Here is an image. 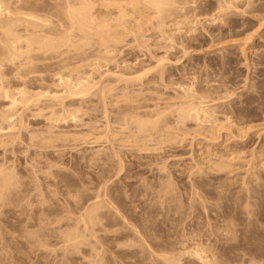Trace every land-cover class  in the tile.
Here are the masks:
<instances>
[{
  "label": "rangeland",
  "instance_id": "rangeland-1",
  "mask_svg": "<svg viewBox=\"0 0 264 264\" xmlns=\"http://www.w3.org/2000/svg\"><path fill=\"white\" fill-rule=\"evenodd\" d=\"M94 1V0H93ZM97 1V0H96ZM96 1H94L93 3L95 4L96 3V7L94 8L95 9V11H94V9H93V12H95V17L96 18H99L98 19V21L99 20H101L100 19V14H102L103 12H100L99 13V15L97 16V14H98V10L100 9V7H99V2H96ZM203 2L202 4V6H201V3H200V6L203 8L202 10V12H203V16L202 15H200V13H198L197 11H194L193 9V11H191V12H195V14H191L190 15V17L188 18V16L189 15H187V22H188V19L190 20L187 24H186V22L183 24V21H181V20H183V18L182 17H180L179 19H178V17H177V19H178V21L180 20L181 22H179V23H176V21H174V20H172V19H166L167 21H169V23H167V21H166V23L169 25L168 26V29H169V27H170V29L169 30H171V28H172V30L170 31V33H169V30H167V24L165 23V28H163L164 26H162V30H160V26L158 27L157 25H158V23H156V22H158V21H156L155 23L157 24V25H155V26H151V25H153L154 24V19L155 18H153V17H150L148 20H152V23H149V24H151V25H149V26H151V27H149L147 24V26H148V31H146L145 29L146 28H144V26H146V25H142V28L145 30H143V33L145 32V34H141V35H145L147 38H143V37H141V35H140V37L141 38H143V39H147L148 41H149V43L147 42V40H143V39H141V41L139 40V39H137V40H134L135 38H133V36L135 37V35H133V36H130L131 34H127V36L125 35V34H123L124 36V38L126 37V39H124L125 40V43L122 41L120 44H119V46L120 45H123L122 47H124L125 46V48H128V49H123L121 46H120V48H119V50L118 49H116L115 51L113 50V54L114 55H116V54H118L119 53V51H120V54H121V56L122 55H124V57H121L120 56V54H118V56L119 57H121V59L119 58V57H117V55H116V57H115V59L113 58V55H112V59H110L111 60V62H110V60L107 62V60L105 59H102V58H100L99 57V55L97 56V54H100L101 53V50H103L102 51V55H101V57H104L103 56V54L106 52L105 51V46L103 47V48H101V50H100V48H99V50L97 51V53L96 54H94V53H92V55H96L97 56V58H98V61H96L97 60V58H96V60H95V58H93V56L91 57V55H90V53L88 54V58L89 59H87V60H90V61H86V59H85V62H84V64H86L85 66L86 67H83V62L81 61L82 59H81V57L80 58H78L79 59V61H78V59L76 58L77 56L79 57V55L77 54L76 55V53H72L73 55H70V56H72V57H74V58H76V61L74 60L73 61V63H78V64H75V65H78V66H75L73 63V65L71 66V62L72 61H70V62H68V64L70 65H68V66H64V68H63V65L62 66H52V70L51 69H49V71H54L53 69L55 68L56 69V67L57 68H59L58 70H60V71H57L56 70V72H58L57 73V75H56V73H55V71H54V74H52L53 72H50L49 73V75L48 74H46L47 75V77H45V78H48V80H49V78H50V75H51V81L50 82H52V83H50L49 81H47V86L49 85V88H47V86L45 87V85H46V79H44L43 81H45V85L43 84V81H42V87H43V85H44V87L45 88H42V90L41 89H39V88H41L40 86L38 87V88H36L35 89V87H37V85H39L40 84V82L37 84H33V85H36V86H33V87H31V86H25V84H24V86L26 87V88H24V86H23V88L21 89V87L20 88H18L20 85H17V88L15 87V86H13V85H16V84H8V85H10V86H12L11 88H13L12 90H11V88L7 85V84H3V86H6V90L3 88V90H4V93H5V91H7V90H9L8 92L10 93V91L11 92H16V93H13V95H12V93H10V95H11V97L10 96H8V92H6V93H8V94H4V93H1V95H0V101H1V103H0V111H1V113H0V115L2 114V116H0V118L2 119L1 121H0V132H2L3 134H6V135H4L3 137H5V138H3L1 135L2 134H0V137H1V139H0V144H4V145H1L0 147V153L2 154V152H3V149L5 150L6 148L8 149V150H10V151H8V150H6V151H4L3 153L5 154H3V156H4V158L6 157V159L4 160V163L6 164V166H5V164L4 163H2L3 161V156L0 154V156L2 157V158H0V166L2 167L3 166V168H2V170H3V172L1 171V167H0V171H1V173H4V170H5V167L6 168H9L10 166H11V168H9V169H13L14 171H12V170H10V172H13V174H16L17 172L19 173V172H21V170H22V172L21 173H17L18 175H16L15 177H16V179H15V177L13 176V175H11V177H13L14 178V182H16V180H17V176H19V178L20 179H22V177L24 178V179H26L27 177H26V174H27V176H28V178L26 179V180H29V182L28 181H26V180H24V179H22V181H25L26 182V184H27V182H28V185H27V187H26V184L25 185H23L22 186V188L24 189V186L26 187L24 190H18L19 192L21 191L22 193H23V191L24 192H26V194L25 193H23V194H25L24 196L22 195V193L20 194L19 192H18V194L21 196H23V200L25 201V199L28 197L29 198V200H30V196H31V200L32 201H30L31 203H29V201H28V199L24 202V204H23V200L22 201H19V203L21 204V202H22V204L24 205H21V207L23 206L24 207V209H25V207L26 208H28L29 210H30V212L29 213H26V211L25 210H27L28 211V209H25V210H23V215L21 214V212L20 213H18V211L19 210H16L17 212H15L14 213V211L13 210H11V211H13V213L11 214V212H9L8 210H6L8 207L11 209V207L13 208H16L15 206H16V204L18 203V202H16V204H15V202L13 203V198L15 199V200H17V198L19 197L18 195H16V193L17 192H14L15 194V196L17 197H15V196H13V198L11 197L10 199H12L13 201H11L12 202V204H15V205H12L11 207L10 206H8V205H6V206H8L7 208H4L5 206H3V204L5 205L6 203H4V201L3 202H0V203H2V207H1V210L2 209H5L6 211V213H10V215H5L3 212L2 213H0L1 215L0 216H2V217H0V220H4V218L3 217H5L6 216V218L8 217V216H10V219H12L11 217L12 216H16V217H14V219L16 218L17 220H19L20 221V218H21V222L22 221H24L25 219L23 218L24 217V215H25V217H26V214H28V215H31V216H28V217H31V218H28L27 217V219H26V222L27 223H29V222H33V218H35L36 220L35 221H37V219L39 220V217H40V213H45V211H46V213H48V215L46 214H41V217L44 219V215H45V219H47L48 220V217L49 218H51L50 220L51 221H53V217H52V215H51V213L52 212H54L55 210L56 211H59V213L57 212V216H59V215H61V213L63 214V215H61L60 217H56V219L58 218V219H64V220H66V219H71V220H73L74 222L76 221V222H78V223H75V228H74V225L72 226L74 229H76V227L79 229V227H81L78 231L81 233V236H79L80 238L81 237H83V239H81V240H79L78 238V242H80V241H82V240H84V234L86 235V237L88 236V234H87V230H86V228L88 229H90V224H92L89 220H87V215H89L90 214V204H88V203H91L92 204V200L94 199L93 197H95L96 196V198L97 199H99V198H101V199H99V201L100 202H105L106 200H107V198L109 199V197L110 196H108L110 193H112L111 195H112V197H110V198H112L111 200H113V202L111 201L110 202V199L108 200L109 202H107L106 201V205H107V207L109 206V204L110 203H112V205H110L109 207H112V208H115V209H112L111 210V212L115 215V212H117L118 213V218H117V216H116V220L114 219L115 218V216L114 217H112V216H110L109 217V215H108V218H110V219H108L107 217V219H105L104 220V218H103V220H101V218H100V223H101V225H100V223H97V225L99 224L100 226H102V227H104V226H106V227H109L110 225H113V226H110L111 227V229H109V228H106V229H104V231L105 232H101V234H100V236H101V239H102V244H103V241H105V240H107V241H105L104 243L105 244H103V246L104 245H106V243L108 242H110V240H111V238H108L109 237V233H106V230L108 231V230H115V227H116V225H117V220H119V226L117 225V227H122L123 225H122V220L120 221V219H123V218H125V220L128 222V224L126 225L125 224V226H128V225H130L129 223H135L134 225H137V223H140L141 222V220L143 219L144 221H145V217H148L149 215H151V214H149L148 212H145V210L147 211V210H149L150 209V207L151 208H153L154 209V205H152L151 206V204H153L152 202H153V199L155 200L156 198H158V200H160V197H161V195H162V193L165 191V189L167 188V189H169L168 187H170L171 185V187L172 188H175L176 187V185H177V189L175 188L174 190L175 191H177L176 193H175V191L173 190V192H174V194H179L178 195V198H179V196H181V197H183L184 198V195H186V194H188V196L190 197V195H189V193L187 192V191H189V190H191V189H188L187 191H186V189L187 188H190V187H188L189 185H188V183L190 184L191 183V181L190 180H192L193 182H194V178H195V176H196V174H197V170L199 169V168H197L196 169V166H199L200 167V164L202 163H204V161L206 160V153H208L207 151H213V150H211L210 148H209V150H207L208 148V146H209V144H212V145H210V146H214L213 144H215V145H217L218 144V142H219V144H220V147L219 148H221V146L223 145V143H224V145L223 146H225V147H232V148H234L233 146L235 145L234 143H236L238 140V145L240 146L242 143H245L244 145H245V153H246V155H249L250 154V152H252L251 150H253L254 152L256 151V153L255 154H257V156L260 154L261 155V153L263 152H261L260 153V148H264V146L262 147V143H264V98H262V97H264V10L263 11H261L262 9H264V0H262V1H256V2H258L259 4H257V3H255L254 2V0H253V2L256 4L255 6H254V8L255 7H257L258 9L256 10H254L253 9V11H251V8H250V10H249V5H248V9L246 10V8H245V6H247V4H248V1L247 2H244V0H239L238 2H240L239 4L240 5H238L237 4V0H227L228 1V3H227V1L226 0H221V1H225V3H227V4H225L226 6V8H227V5H229L228 7H230V6H232L231 8V10H229L228 8V10L230 11H228L229 12V14L227 13V12H225V14H227V16L228 17H230V15H231V17L228 19V17L227 16H225L224 15V7H222L221 5L223 4V3H221V1H219V0H208V2H207V0H199V2ZM218 1V2H217ZM241 1H243L244 3H247V4H245L244 5V3H242ZM251 1V0H250ZM199 2H198V0L196 1V2H193V3H196V4H198V8H196V10L198 9L199 11L201 10V7L199 6ZM236 2V3H235ZM252 2V1H251ZM250 2V4H252ZM204 3H207V4H204ZM213 3H215L214 4V7L211 5V4H213ZM229 3H231V4H229ZM190 4H192V2L190 3ZM189 4V5H190ZM210 4V5H209ZM217 4V5H216ZM241 4H243L244 6H242ZM101 5V4H100ZM195 5V4H194ZM194 5H191L192 7H197V6H194ZM205 5H207V9H209V10H206L205 9ZM209 5V6H208ZM224 5V4H223ZM234 5H238L237 6V8L236 7H234ZM259 5H261V6H259ZM263 5V6H262ZM216 6H217V8H216ZM243 8H242V7ZM251 6V5H250ZM259 6V7H258ZM93 7H94V5H93ZM199 7H200V9H199ZM218 7H220V8H218ZM222 7V8H221ZM241 7V8H240ZM263 7V8H262ZM225 8V9H226ZM236 8V9H235ZM245 8V9H244ZM205 9V10H204ZM216 9V10H215ZM223 12L222 14H223V17H222V14H220V10ZM234 9V10H233ZM241 9L243 10L242 12H241ZM102 10V8L100 9V11ZM212 10V11H211ZM251 12H249V11ZM207 11H209V13L207 12ZM231 11H234V12H231ZM238 11V12H237ZM246 11V12H245ZM261 11V12H260ZM116 13L118 12V11H115ZM190 12V13H191ZM201 12V11H200ZM205 12V13H204ZM216 12V13H215ZM239 12H241V14L240 15H237V14H239ZM255 12V13H254ZM257 12V13H256ZM199 15H198V14ZM208 15H207V14ZM213 13H215V14H213ZM253 13V14H252ZM113 14H115V13H112V16L113 17H111V15H109L110 17L109 18H114V19H116L115 17H117V15H113ZM197 14V15H196ZM202 14V13H201ZM213 15V17H212V15ZM219 14H220V17H219ZM251 14V15H250ZM257 14V15H256ZM258 14H261V15H258ZM40 15H41V13H40ZM129 15H131V14H129ZM128 15V18H130V16ZM215 15V16H214ZM217 15V16H216ZM243 15V17H241ZM43 16H45V15H42L41 17H43ZM101 16H104V15H101ZM191 16H194V17H191ZM195 16H196V18H197V16H198V18H201L200 20L197 18V19H195ZM200 16H202V17H200ZM210 16V17H209ZM235 16V17H234ZM46 17V16H45ZM209 17V18H208ZM222 17V18H221ZM236 17H239V18H236ZM44 18V17H43ZM47 18V17H46ZM152 18V19H151ZM176 18V17H175ZM174 18V19H175ZM194 18V19H193ZM208 18V19H207ZM216 18V19H215ZM219 18V19H218ZM227 18V19H226ZM232 18L235 20V19H239L238 21H242V23L240 22H238V21H236L235 20V22H237V23H235L234 22V20L232 21ZM244 19V22L246 21H250V23H247V24H252L251 26L252 27H250V25H249V28H248V25L246 24V22L244 23L243 22V20H241V19ZM45 19V18H44ZM206 19V20H205ZM222 20V22H221V20ZM224 19V20H223ZM226 19V20H225ZM246 19H248V20H246ZM111 20V19H110ZM147 20V23L149 22ZM157 20V19H156ZM203 20V21H202ZM213 21V23H216V24H212V21ZM253 20V21H252ZM175 23H174V22ZM193 21V22H192ZM201 21H202V23H201ZM208 21V22H207ZM210 21H211V23H210ZM218 21H220V23L218 22ZM224 21L226 22H229L230 24H228V27L226 26L227 25V22L225 23V25H224ZM165 22V21H164ZM192 22V23H191ZM197 22V23H196ZM200 22V23H199ZM252 22V23H251ZM257 22V23H256ZM260 24H259V23ZM144 23H146V21L144 22ZM171 23H172V25H171ZM218 23H219V25H218ZM221 23H222V25H221ZM231 23L233 24H235V26H233V29H235V30H233L232 29V27H231ZM131 25H132V23H130ZM176 24H178V25H176ZM182 24H183V26H182ZM186 24V26L187 27H185L184 25ZM194 24H196L195 26H193ZM209 24V25H208ZM244 24V25H243ZM256 24V25H255ZM164 25V24H163ZM188 25H190L191 26V28H190V26H188ZM202 25L204 26V27H202ZM206 25V26H205ZM217 25V26H216ZM220 25H221V27H220ZM247 25V26H246ZM176 26V27H175ZM181 26V27H180ZM208 26H210V27H212V28H210V27H208ZM214 26V27H213ZM218 26H219V28H218ZM222 26H223V28H222ZM226 26V27H225ZM241 26H245V27H247V28H243V27H241ZM255 26H256V30H254L253 31V27L255 28ZM258 26V27H257ZM156 27V28H155ZM192 27H194V28H192ZM198 27V28H197ZM205 28L206 30H204V29H202V28ZM207 27V28H206ZM230 27H231V30H230ZM235 27V28H234ZM238 27H239V29H238ZM240 27H241V31H240ZM151 28H152V30H151ZM158 28H159V30H158ZM178 28V29H177ZM180 28H181V30H180ZM197 28V30H195ZM210 28V29H209ZM215 28V29H214ZM227 28H229V30L227 29ZM259 28V29H258ZM155 29H156V31L158 30L159 31V33H158V31L157 32H155ZM165 29V30H164ZM175 29V30H174ZM177 29V30H176ZM201 31H200V30ZM211 30V31H209V30ZM212 29H213V31H212ZM216 29H218V31L219 32H223V33H225V35L224 34H221V33H219ZM228 31H227V30ZM246 29V30H245ZM249 29V30H248ZM164 30V31H163ZM186 30H190V31H186ZM192 30V31H191ZM222 30H224V31H222ZM239 32H238V31ZM252 32H255V33H252ZM150 31V32H149ZM152 31V32H151ZM161 31H163V32H161ZM179 31H181V32H179ZM183 31H184V33H183ZM205 31H208L209 33H211V35L209 34V33H207V32H204ZM215 31H216V33H215ZM226 31V32H225ZM229 31H234V34H233V32L232 33H230ZM243 31V32H242ZM245 31H247V32H245ZM257 31V32H256ZM147 32V33H146ZM149 32V33H148ZM154 32V33H153ZM160 32H161V34H160ZM187 32V33H186ZM194 32V33H193ZM196 32V33H195ZM201 32H203L202 34L199 33ZM213 32V33H212ZM242 32V33H241ZM252 34V36L249 34ZM156 33V34H155ZM162 33H163V35H162ZM169 33V34H168ZM178 33V34H177ZM182 33V34H181ZM237 33V34H236ZM239 33V34H238ZM151 34H153V35H151ZM173 35V39L171 40V37H172V35ZM185 34V36H181V35H184ZM193 34V35H192ZM194 34H195V36H199V37H195L194 36ZM209 34V35H208ZM216 34H219V35H217L216 36ZM228 34V35H227ZM244 34L246 35V36H244ZM154 35H155V37H154ZM157 35H159V36H157ZM167 35V36H166ZM179 37V38H177L178 39V41H183V40H185L184 42H185V44H184V46L182 45L184 42H178L177 41V39H175L176 37ZM179 35V36H178ZM189 35V36H188ZM204 35V36H203ZM220 35H221V37H223V39L220 37ZM239 35H241V36H239ZM97 36V35H96ZM144 36V37H145ZM152 38H151V37ZM171 36V37H170ZM194 36V37H193ZM203 36V37H202ZM207 36V37H206ZM210 36H212L211 38H210ZM213 36H215V37H213ZM234 37V39H235V41L234 40H232L233 39V37ZM238 36V37H237ZM244 36V37H243ZM250 36V37H249ZM95 37V36H94ZM131 39H130V38ZM163 37V38H162ZM175 37V38H174ZM181 37H183V38H181ZM185 37V38H184ZM186 37H187V39H186ZM192 37V38H191ZM218 38L217 40L218 41H220V42H215L216 41V39L215 38ZM226 37V38H225ZM230 37V38H229ZM242 37V38H241ZM248 37L250 38V39H248ZM78 38V37H77ZM84 38L85 37H83V38H81V36H80V38H78L77 39V41H75V42H79L80 41V43L81 44H83V40H84ZM96 38V37H95ZM129 38V40L128 41H126L127 39ZM154 38V39H153ZM158 38V39H157ZM160 38V39H159ZM168 38H170V40L168 41ZM191 38V39H190ZM198 39V40H196V39ZM203 39V40H205L204 42H203V45L201 44L202 43V41L203 40H201V39ZM206 38H207V40H208V43H207V40H206ZM210 38V39H209ZM224 38L225 39H229L228 40V42H227V40H225V41H223L224 40ZM232 38V39H231ZM243 38H247L246 39V41L243 39ZM252 38V39H251ZM75 39H76V37H75ZM133 39V40H132ZM150 39V40H149ZM152 39V40H151ZM175 39V40H174ZM181 39H183V40H181ZM194 39V40H193ZM143 40V41H142ZM162 40H163V42H162ZM187 40V41H186ZM189 40V41H188ZM192 40V41H191ZM209 40L211 41V42H209ZM215 40V41H214ZM223 42H222V41ZM239 40V41H238ZM242 40V41H241ZM248 40H250V41H248ZM85 41H86V39L84 40V43H85ZM131 41H133V42H131ZM134 41H135V43H134ZM136 41H140L141 43L142 42H144L143 44H140L139 42H136ZM155 41V42H154ZM157 41V42H156ZM172 43H171V42ZM176 42V43H173V42ZM196 41H198V42H196ZM231 41V42H230ZM234 41V42H233ZM238 41V42H237ZM131 42V43H130ZM147 42V43H146ZM187 42V43H186ZM196 42V44H194ZM214 42V43H213ZM226 42V43H225ZM260 42V43H259ZM133 43V44H132ZM138 43V44H137ZM147 45H146V44ZM207 44V46H208V48H207V46H206V44ZM211 43H213V44H211ZM225 43V44H224ZM245 45H244V44ZM76 44V43H75ZM164 44V45H163ZM174 44H175V47H174ZM188 44H190V45H188ZM199 46H202V47H198V45ZM205 44V45H204ZM211 44V45H210ZM219 44H220V46H219ZM223 44V45H222ZM77 45H80L79 43L77 44ZM139 45V46H138ZM143 45H145V47H147V48H144L145 50H143ZM150 45V46H149ZM176 45H179V47L178 46H176ZM188 45V46H187ZM193 45H195V47L193 46ZM197 45V46H196ZM217 45V46H216ZM126 46H128V47H126ZM131 46H132V48H131ZM137 46V47H136ZM155 46V47H154ZM159 46V47H158ZM169 46H171V47H169ZM181 46H183V47H181ZM187 46V48L190 46L192 49H190V47L186 50L185 49V47ZM212 46V47H211ZM214 46V47H213ZM241 46H243V47H241ZM140 47H142V48H140ZM153 47V48H152ZM177 47V48H176ZM210 47V48H209ZM234 47H236V48H234ZM241 47V48H240ZM123 49V51H124V53H122V49ZM134 48H136L137 50H135ZM149 48V53H148V51L146 50V49H148ZM162 48V49H161ZM171 48H172V50H171ZM173 48H175V49H177V51L175 50V49H173ZM178 48H180V49H178ZM183 48H184V50H183ZM205 48V49H204ZM219 48V49H218ZM223 48V49H222ZM80 49L81 48H79V50L77 51V53H79V51H80ZM91 49V48H90ZM96 48H94V50L93 51H96L95 50ZM170 49V50H169ZM200 49V50H199ZM232 49V50H231ZM240 49V50H239ZM244 51V53H243V51ZM246 49V50H245ZM248 49V50H247ZM261 49V50H260ZM76 50H77V48H76ZM75 50V51H76ZM92 50V49H91ZM90 50V51H91ZM127 50H129V51H127ZM142 50V51H141ZM152 50V51H151ZM174 50V51H173ZM211 50V51H210ZM219 50V51H218ZM236 50H237V53L239 54L240 53V51H241V53H240V57L238 56V54L236 53ZM255 50H256V54H255ZM74 51V50H73ZM87 51H88V49H87ZM126 51H127V53H126ZM134 51H135V53H134ZM172 51H173V53H172ZM175 51H176V53H175ZM205 51H206V53H205ZM227 51H228V53H227ZM230 51H231V53H230ZM129 53V54H128ZM133 53V54H132ZM139 53V54H138ZM143 53V54H142ZM146 53V54H145ZM154 53L155 55H153V58L151 57V55ZM171 53V54H170ZM179 53V54H178ZM181 53V54H180ZM183 53V54H182ZM186 53V54H185ZM214 53H216V55L214 54ZM218 53V54H217ZM227 53V54H226ZM261 55V56H259V54ZM130 54H132V55H130ZM137 56H136V55ZM145 54V55H144ZM169 54V55H168ZM175 54V55H174ZM189 54H191V56L189 55ZM220 54V55H219ZM224 54H225V56H224ZM233 54V55H232ZM65 55V54H64ZM90 55V56H89ZM127 55V56H126ZM130 57H129V56ZM148 55V56H147ZM158 55V56H157ZM166 55V56H165ZM167 55H168V57H167ZM171 55H173L174 57H176V58H173ZM179 55L182 57H179ZM185 57H187L188 59H190V60H186V58H183L184 56ZM188 55H189V57H188ZM214 55V56H213ZM231 55V56H230ZM67 56V54L64 56V57H66ZM148 58H147V57ZM194 56V57H193ZM197 56V57H196ZM216 56V57H215ZM221 56V58L219 59V57ZM227 56V57H226ZM239 58H237V57ZM243 56V57H242ZM255 56V57H254ZM85 57V56H84ZM138 57V58H137ZM164 57V58H163ZM165 57H166V59H165ZM169 57L171 58L170 60H169ZM178 57V58H177ZM196 57V58H195ZM200 57V58H199ZM205 57V58H204ZM215 57V58H214ZM230 57V58H229ZM232 57V58H231ZM245 57V58H244ZM253 57V58H252ZM63 58V57H62ZM83 58V57H82ZM93 60H95V61H93ZM100 58V59H99ZM126 58V59H125ZM137 58V59H136ZM156 58H159V60L160 61H158V60H155ZM168 58V59H167ZM193 58H194V61H193ZM223 58V59H222ZM224 58H227L228 59V62H227V59H225L224 60ZM237 58V59H236ZM260 58V59H259ZM262 58V59H261ZM118 59V60H117ZM119 59H120V61H119ZM123 59H125V61L123 60ZM141 59H143V60H141ZM146 61H145V60ZM154 61H153V60ZM164 59V60H163ZM199 61H198V60ZM236 59V60H235ZM241 59V60H240ZM259 59V60H258ZM53 60V59H52ZM51 60V61H52ZM57 60V59H56ZM71 60H72V58H71ZM99 60H101V62L99 61ZM167 60V61H166ZM187 61V62H185V61ZM213 60V61H212ZM221 60V61H220ZM223 60V61H222ZM238 60H240V61H238ZM54 61V62H53ZM52 62L53 63H55V59L53 60ZM84 61V60H83ZM142 63H141V62ZM145 61V62H144ZM164 61V62H163ZM189 61V62H188ZM201 61V62H200ZM215 61V62H214ZM219 61L221 62V63H219ZM244 61V62H243ZM246 61V62H245ZM257 61H259V62H257ZM52 62H50L49 60H48V62L47 63H51L52 64ZM57 62H58V60H57ZM82 62V63H81ZM88 62H92L91 64L90 63H88ZM95 64H94V63ZM97 62V63H96ZM110 62V63H109ZM115 62L117 63V64H115ZM121 62H123V64L121 63ZM126 62H128V63H126ZM136 62H139V63H141L143 66H141V64H136ZM153 63V64H151V63ZM162 63V64H164V66H162V64L161 65H159V63ZM167 62V64H165ZM169 62V63H168ZM208 62V63H207ZM210 62V63H209ZM225 62V63H224ZM237 62V63H236ZM238 62L240 63V64H238ZM241 62L243 63V65L241 64ZM248 62V63H247ZM252 62V63H251ZM88 63V64H87ZM101 63V64H100ZM105 63H108V64H105ZM114 63V64H113ZM145 63V64H144ZM147 63V64H146ZM154 63L156 64V65H154ZM172 63H173V65H172ZM193 65H192V64ZM205 63V64H204ZM223 63V64H222ZM226 63H229L230 65H228V64H226ZM79 64H81L82 65V67L81 68H84L83 70L82 69H80L79 67L81 66H79ZM90 64V66H88ZM103 64V65H102ZM105 64V65H104ZM129 64V65H128ZM149 64H151L152 65V67H150L149 66ZM168 64H169V66H168ZM178 64V65H177ZM208 64V65H207ZM228 65V66H226V65ZM231 64H232V66H231ZM233 64H236L237 66L235 67V65H234V68H233ZM246 64L247 65H249V66H246ZM67 65V64H66ZM93 67H92V66ZM100 65H102V66H100ZM108 65V66H107ZM112 65H113V68L115 67V69L113 70V68H112ZM119 65V66H118ZM124 65V66H123ZM136 65V66H135ZM139 65H140V69H138V67H139ZM148 65V66H147ZM154 65V66H153ZM158 65V69H161L160 71H163L164 69H169L168 71H167V69H166V71L164 70V73L162 72H160V71H158V69H157V66ZM167 67H166V66ZM170 65H171V67H170ZM183 66V68H182V66ZM188 65V66H187ZM206 65V66H205ZM211 65V66H210ZM212 65L214 66V67H212ZM215 65H216V68H215ZM218 65H220V66H218ZM223 67H222V66ZM121 66H123V67H121ZM128 66V67H127ZM160 66H162V67H160ZM172 66L174 67V69L172 68ZM193 66H195V67H193ZM241 66V67H240ZM54 67V68H53ZM63 68V69H61V68ZM71 67V68H70ZM78 67V68H77ZM90 67V68H89ZM95 67V68H94ZM106 67V68H105ZM117 67V68H116ZM119 67H121V68H119ZM124 67H127V68H129V69H127V68H124ZM143 67V68H142ZM144 67H147V69H146V73H145V68ZM156 67V68H155ZM175 67H178V68H175ZM184 67H186L185 68V70H187V67H188V70L187 71H185L184 70ZM193 67V69H192V71H190L191 70V68ZM204 67H206V68H204ZM207 67H209L211 70L209 71V69L207 68ZM219 67V68H218ZM227 67V68H226ZM240 67V68H239ZM262 67V68H261ZM75 68V69H74ZM111 68V69H110ZM131 68V69H130ZM135 68H136V70H135ZM164 68V69H163ZM182 70H180V69ZM189 68H190V70H189ZM198 70H197V69ZM202 68H204L203 70H205L206 69V71L204 72V71H202V69L200 70V69ZM219 69V71L217 72L216 70L215 71H212V70H214V69ZM226 69V73H225V70H222V69ZM228 68H229V71H228ZM245 68V69H244ZM67 69V70H66ZM76 70V72H74V71H69V70ZM81 70V71H79V70ZM87 69V70H86ZM103 69V70H102ZM121 69H125V70H121ZM143 69V70H142ZM152 69V70H151ZM154 69V70H153ZM157 69V70H156ZM172 69V70H171ZM175 69H177L176 71L177 72H175L174 73V71H175ZM233 69V70H232ZM237 69H239V70H237ZM64 70V71H63ZM88 70H90V71H88ZM94 70H95V73H93L94 72ZM107 70H109V72L107 71ZM129 70H131L128 74H127V72ZM139 70V71H138ZM144 71V73H142V71ZM180 70V71H179ZM197 70V71H196ZM234 71V70H236L237 71V73H235L234 72V74L235 75H233V72L232 71ZM244 70V71H243ZM48 70H46V71H44L43 73H45V72H47ZM48 71V72H49ZM63 71V72H62ZM66 71H68L67 73L69 74H66L65 72ZM84 72V74H83V72ZM86 71V72H85ZM96 71H97V73H96ZM101 71V72H100ZM104 71V73H105V76H104V73H102ZM122 71H127L125 74H124V72H122ZM171 71V72H170ZM172 71H173V73H172ZM179 71V72H178ZM188 71H190L189 73H188ZM199 71H200V74H202L203 72V74L202 75H199ZM263 71V72H262ZM47 72V73H48ZM61 72V73H60ZM70 72H72L73 74H71V76H70ZM81 72V73H80ZM87 72H89V73H87ZM101 73V76H100V73ZM120 72H122V73H120ZM133 72H135V73H133ZM141 72V73H140ZM155 72V73H154ZM158 72H160V73H158ZM167 72V73H166ZM168 72H169V75L171 76L170 78L172 79H170L169 77H168ZM185 72V73H184ZM186 72H187V74H186ZM192 72H193V74H192ZM194 72L195 73H197V74H194ZM214 72H216L215 74H214ZM223 72V74H221ZM230 72H231V75H230ZM240 72V73H239ZM243 73V76H242V73ZM42 73V75H45V74H43ZM63 73H65V74H63ZM99 73V74H98ZM109 73V74H108ZM112 73H115V74H117V75H122V74H124L123 75V77H133V76H136V75H140L141 74V76H142V74H143V77H142V79L144 80L143 82L141 81V79L140 80H138L139 82H136L134 85L132 84H130V86H131V88H130V86H128L127 88L129 89V90H127V88H126V83L124 84V83H122L121 85H120V82H116V80H115V82H110L111 80H109V81H107L106 79H109V78H106V76H107V74H108V76L107 77H109V75L110 74H112ZM149 73V74H148ZM153 73V74H152ZM171 73V74H170ZM178 73V74H177ZM209 73V74H208ZM212 73V74H211ZM217 73H219L220 75H218ZM245 73H247V74H245ZM58 74H59V76H58ZM86 74H88V75H86ZM96 74V75H95ZM127 74V75H126ZM132 74V75H131ZM147 75V80H149L150 81V83L146 80V77H145V75ZM150 74H152V75H150ZM155 74H156V77H155ZM160 74V75H159ZM162 74V75H161ZM164 74V75H163ZM166 74H167V76H166ZM188 75V76H186V75ZM206 74H208L207 76H206ZM216 74H217V78H219V79H216ZM226 76H225V75ZM258 74V75H257ZM263 74V75H262ZM61 75V76H60ZM77 76V80H76V76ZM83 75V76H82ZM86 75V76H85ZM98 75L100 76V78L102 79V80H100V78L98 77ZM126 75V76H125ZM157 75H159V78L157 77ZM172 75H175V76H173L172 77ZM194 75V76H193ZM197 77H196V76ZM205 75V76H204ZM212 77H210V76ZM212 75H214V77L212 76ZM230 75V76H229ZM237 75V76H236ZM240 75V76H239ZM55 76V77H54ZM58 76V77H57ZM66 76V77H65ZM68 76V77H67ZM82 76V77H81ZM87 76H89V77H87ZM97 76V77H96ZM102 76H103V78H102ZM149 76H151V77H149ZM192 76H193V78H192ZM200 76V77H199ZM224 76H225V78H224ZM228 76V77H227ZM236 76V77H235ZM7 76H4L3 77V79L5 78V80H8L7 78H9V76L6 78ZM52 77H53V79H52ZM80 77V78H79ZM95 77V78H94ZM105 77V78H104ZM163 77V79L165 80V79H167V77H168V79L167 80H165L166 82H164V80L162 81L160 78H162ZM184 78V80H183V78ZM191 79H190V78ZM194 77H196V78H194ZM202 77H204V78H202ZM221 77H223V78H221ZM236 78V80H235V78ZM247 77V78H246ZM259 77V78H258ZM262 77V78H261ZM57 78V79H56ZM72 78V79H71ZM83 78V79H82ZM86 78V79H85ZM89 80H88V79ZM91 78H92V81H91ZM111 78H116V76L115 77H112V75H111ZM149 78V79H148ZM158 78V79H157ZM174 78V79H173ZM229 78H231V81H230V79H229V81H228V79ZM237 78H242L241 79V81H243L244 82V80H245V82L243 83V82H241V81H239L240 79H237ZM244 78V79H243ZM248 78H249V80H248ZM56 79V80H55ZM112 79V80H113ZM151 79H153V82H151L152 80ZM159 79H160V81H161V83H159L160 81H159ZM198 79V80H197ZM203 79V81H201V80ZM206 79H207V82H205L206 81ZM209 79H211V80H209ZM214 79V80H213ZM216 79V80H215ZM235 81V82H237V80L239 81V82H237V84L233 81V80ZM4 80V81H5ZM53 80V81H52ZM62 81V82H60V81ZM63 80H65V81H63ZM69 80H70V82H69ZM73 82H72V81ZM107 82H106V81ZM145 80H146V82H147V84L146 83H144L145 82ZM155 80H157V82L155 81ZM175 80H177V81H175ZM190 80V81H189ZM196 82L195 84H194V82ZM213 80V81H212ZM221 80H223V81H221ZM227 80V81H226ZM56 81V82H55ZM69 82V83H67V82ZM86 81V82H85ZM88 81V82H87ZM95 81V82H94ZM101 82L102 84H104V85H106L105 87H104V85L102 86V84L100 83L99 85L98 84H94V83H98V82ZM102 81H104V82H102ZM140 81H141V83H140ZM172 81L174 82V84L172 83ZM186 81H188V82H190L189 83V85H188V83L186 82ZM210 81V82H209ZM214 81H216V82H214ZM219 81V82H218ZM246 81H247V83H246ZM7 82V81H6ZM6 82H4V83H6ZM67 84V86L65 85V83ZM75 82V83H74ZM82 82V83H81ZM93 82V83H92ZM121 82H124V81H121ZM169 82H170V84H169ZM178 82V83H177ZM184 82H186V84L184 83ZM198 82V83H197ZM201 82V84H199ZM202 82H204L205 84H207V85H205L204 83H202ZM208 82L210 83L209 85H208ZM214 82V83H213ZM223 83V85L225 86V85H228L229 83H231V84H229V85H232V87L231 86H226L227 87V89L226 88H224V86L221 84V86L224 88H220L221 86L220 85H218V83ZM228 84H227V83ZM234 82V83H233ZM241 82V83H240ZM50 83V84H49ZM73 83V84H72ZM86 83V84H85ZM88 83H90V85H92V86H90ZM107 83H108V85H107ZM109 83H113L112 84V86H111V84H109ZM115 83V84H114ZM117 83V84H116ZM164 83H165V85H164ZM193 83V84H192ZM225 83V84H224ZM251 83V84H250ZM54 84H57V85H54ZM61 84V85H60ZM68 84H71L70 85V87H71V89H69V90H67V88H69V85ZM83 84H84V86L85 85H87V87L88 86H90V87H88L89 89L87 90L88 92L87 93H85V92H82V94H84V98H83V96H79V95H81L80 94V91L81 90H79L81 87H84L83 86ZM95 86H94V85ZM142 84H144V85H142ZM146 84V85H145ZM153 84V85H152ZM158 84L160 85V86H158ZM177 84V85H176ZM198 84V85H197ZM202 84H203V86H206L207 88H205L204 87V94L202 93V94H200L199 96L204 100H201L200 99V101H201V103L204 105H202L203 106V108H205L206 109V105H207V112H206V110H205V116L207 115V117L208 118H206V117H204V115L201 117L200 116V118H198V119H196L197 117H199L197 114H195V118L194 119H186V120H184V121H186V123L184 122V121H182L181 120V122H184L185 124H186V127H185V125H184V123H183V125H184V127L182 128V127H180V125H181V123H179V125H178V121H179V118H177V119H175V118H173V117H175L174 115H176V113L174 112L175 110L177 111V109H181L183 106H181L182 104H180V103H182L183 101L182 100H186L188 97L187 96H189L190 94H191V92L193 91V93H195V92H197V93H200V91H202V89H201V86H202ZM215 84V85H214ZM236 85V87L237 86H241L242 85V87H240V89L239 88H236L235 86H233V85ZM247 84V85H246ZM250 84V85H249ZM21 85H23V84H21ZM52 85V86H51ZM63 85H64V87H63ZM75 85V86H74ZM77 85V86H76ZM80 85V86H79ZM115 85V86H114ZM124 85H125V87H124ZM127 85H129V83L127 84ZM148 85V86H147ZM185 87H184V86ZM193 85V86H192ZM198 86L199 87V85H200V87H199V89H200V91H199V89L197 90V89H194V86ZM244 85V86H243ZM254 85V86H253ZM7 86H8V88L9 89H7ZM100 86V87H99ZM102 86V87H101ZM108 86H110V88L108 87ZM137 86V88H135ZM151 86V87H150ZM172 86H174V87H172ZM182 86V87H181ZM189 86V87H188ZM210 86H212V87H210ZM14 87H15V90H17V91H15L14 90ZM61 87V88H60ZM63 87V88H62ZM74 87V88H73ZM76 87H78V88H76ZM80 87V88H79ZM94 87H95V89H94ZM104 87V88H103ZM106 87H108L111 91H112V94H109V92H110V90L108 89L107 91L105 90V88ZM113 87H115V88H113ZM116 87H117V90L119 91H116L115 89H116ZM140 87V88H139ZM142 87V88H141ZM159 87H160V89L162 90H160L159 89ZM185 88V90H186V87H188L187 88V90H186V92H185V90H183L184 88ZM193 87V88H192ZM210 88V91H208L209 90V88ZM218 87V88H217ZM247 87V88H246ZM257 87V88H256ZM27 88H29V89H27ZM31 88H33V89H31ZM47 88V89H46ZM51 88V89H50ZM53 88V89H52ZM92 88H93V90H92ZM96 88H98L97 90H96ZM102 88V90L100 91V89ZM113 90H115V91H113ZM122 88V89H121ZM124 88V89H123ZM139 88V89H138ZM144 88H146V89H144ZM149 88H153V89H149ZM155 88H157V89H155ZM196 88V87H195ZM203 88V87H202ZM214 88V89H213ZM230 88V89H229ZM236 88V89H235ZM243 88V89H242ZM253 90V88H256V89H254V91H255V93H253L252 92V90ZM18 89H21V90H23V91H25V89H27V93H29L30 91H31V93L30 94H27V93H25V95H24V93H22L21 94V91H19ZM45 89H46V91H45ZM48 89H50V92H49V90ZM55 89H56V91H55ZM64 89H66V90H64ZM74 89V90H73ZM83 89V88H82ZM107 89V88H106ZM128 91H126V90ZM133 89V90H132ZM142 89V90H141ZM158 89L160 90L159 92H158ZM170 89V90H169ZM174 89V90H173ZM177 89V90H176ZM190 89V90H189ZM197 90V91H195L194 92V90ZM205 89H208L206 92H205ZM217 91H216V90ZM228 91H226V90ZM229 89V90H228ZM233 89H235V90H233ZM3 90L1 89V91L3 92ZM35 90H37V91H35ZM71 90V91H70ZM78 91V93L76 92H73V91ZM84 90H86V89H84ZM92 90V91H91ZM94 90H96V91H94ZM98 90H99V92H101L100 94L101 95H99L98 94ZM103 90L104 91H106L105 93H107V94H105L104 92H103ZM122 92H121V91ZM135 90L138 92V91H140L139 93H136L135 92ZM151 91V93H147V92H149V91ZM153 90H156L155 91V93H154V91ZM176 90V91H175ZM180 90H182V91H180ZM189 90V91H188ZM192 90V91H191ZM212 90V91H211ZM224 90V91H223ZM239 90V91H238ZM249 90V91H248ZM257 90H258V92H257ZM0 91V92H1ZM29 91V92H28ZM40 91V92H39ZM45 91V92H44ZM48 91V92H47ZM53 93H52V92ZM66 91H68V92H70L71 94V97H69L68 98V93H66ZM96 93L97 92V96H96V94L94 93V92ZM134 91V92H133ZM144 91V94L142 93ZM169 91V92H168ZM174 91V92H173ZM191 91V92H190ZM220 91H222V92H220ZM244 91V92H243ZM18 92H19V94H18ZM33 92V93H32ZM35 92V93H34ZM47 92V93H46ZM55 92V93H54ZM93 94H92V93ZM125 92V94L123 95V93ZM131 94H130V93ZM132 92L134 93V94H132ZM181 92V93H180ZM189 92H190V94H189ZM215 92V93H214ZM219 92V93H218ZM227 92V93H226ZM232 92H233V94L234 95H232L231 96V94H232ZM249 92V93H248ZM250 92H251V94H250ZM39 93H41V94H39ZM55 94V95H57L56 97L58 98V97H60V98H62V99H67V101H68V103H67V101L66 100H62V99H60L59 98V100L60 101H63V102H61V103H63V105L60 103V101L58 100V99H56V97H50V94ZM103 93V94H102ZM111 93V92H110ZM114 93H115V95H114ZM122 93V95L120 96V94ZM141 93V94H140ZM160 93V94H159ZM165 93H167V95H164ZM171 93V95H173V96H171V95H169ZM179 93V94H178ZM197 93H195V94H197ZM208 94L209 95V93H211L209 96L210 97H208L206 94ZM218 93V94H217ZM225 94V98H224V95L223 94ZM229 93V94H228ZM245 93V94H244ZM254 95H253V94ZM2 94H4V95H2ZM20 94H21V97H20ZM27 94V95H26ZM32 94H33V96H34V94H36V95H38V96H32ZM43 94H46V95H43ZM62 94H64L66 97H64V95L62 96ZM67 94V95H66ZM76 94V95H75ZM90 94V95H89ZM118 94V95H117ZM129 94V95H128ZM140 94V95H139ZM148 94H154L153 96H154V98L151 96V98L152 99H150V96L148 95ZM181 94V95H180ZM188 94V95H187ZM214 94V95H213ZM220 94H221V96H220ZM240 94H242V95H240ZM29 95V96H28ZM43 95V96H42ZM60 95V96H59ZM69 95V96H70ZM72 95H74V96H79V97H72ZM111 95H113L112 97H111ZM131 95V96H130ZM135 95H138L137 96V98H135L134 100L136 101H133L132 99V101L133 102H135L136 104H138V106H136L133 102H132V105H133V107H134V105L136 106V107H138L137 109H139V110H137V109H135L136 111H139V114H138V112H135V111H131V109H134V108H132L131 107V109L129 110L128 109V111L133 115V112L136 114H138V116H140V118H139V121L140 120H145L146 122H143V123H147V121L149 122V123H147V124H149L147 127H145V128H143L142 129V127L141 128H139L138 126H137V128H134V127H136V126H133V127H130L131 126V123L129 122L130 121V117H132V116H130V114L128 113V111H126L123 107H124V104L127 102V101H125V99L127 98V97H129V98H133L132 96H135ZM142 95V96H141ZM144 95L145 96H148V97H144ZM159 95H162L160 98L158 97ZM176 95V96H175ZM183 95H184V99H183ZM187 95V96H186ZM194 94H192L191 96H193ZM198 95V94H197ZM202 95V96H201ZM204 95H206V96H204ZM213 95V96H212ZM218 95V96H217ZM228 95H230V96H228ZM240 95V96H239ZM259 95V96H258ZM260 95H262V96H260ZM18 96V97H17ZM24 96H26V97H24ZM28 96V97H27ZM39 96H41L40 98H38ZM91 96V97H90ZM94 96V97H93ZM98 96H100V97H98ZM103 96V97H102ZM117 96V97H116ZM121 97V99H122V97L123 98H125L124 100L122 99L121 101H120V103L118 102L120 99V97ZM124 96H126V97H124ZM164 96V97H163ZM191 96H189L190 98H191ZM195 96V98H196V95H194ZM193 96V97H194ZM222 96H223V99H221L222 98ZM237 96H238V98H237ZM253 96V98H251ZM254 96H257V97H259L261 100H260V102L257 100V99H259V98H257V97H254ZM4 97H9V98H7V100H6V98H4ZM12 97H14V99L12 98ZM33 98L35 101L34 102H36L35 104H34V102H33V100H31V99H29V98ZM46 97V98H45ZM47 97L48 98H50V99H53V100H49L48 101V99H47ZM97 97V98H96ZM108 97V98H107ZM112 99H110V98ZM117 99H119L117 102H116V100H115V98ZM136 97V96H135ZM143 97V98H142ZM158 97V98H157ZM166 97V98H165ZM168 97V98H167ZM174 97H175V99L176 100H174ZM178 97V98H177ZM192 97V98H193ZM198 97V96H197ZM199 97V98H200ZM204 97V98H203ZM205 97H208L207 99L209 100H207V99H205ZM211 97H213V98H211ZM218 97H219V99H218ZM221 97V98H220ZM232 97V98H231ZM3 98V99H2ZM11 98L13 99V100H11ZM21 98V99H20ZM23 98V99H22ZM35 98H37V100L35 99ZM43 98V99H42ZM71 98V99H70ZM81 98H82V100H81ZM87 98V99H86ZM95 98V99H94ZM105 98V99H104ZM107 98V99H106ZM145 98V99H144ZM170 98H172L173 99V101H172V99H170ZM190 98H189V100H187V101H185V103L186 102H188V106L187 105H184V106H186L185 107V109L186 110H188L187 108H189V103H190ZM191 98V99H192ZM227 98V99H226ZM229 98H230V100H229ZM257 98V99H256ZM9 99V100H8ZM19 99V100H18ZM27 99V100H26ZM29 99V100H28ZM55 99V100H54ZM79 99V100H78ZM84 99H85V101H84ZM91 99V100H90ZM103 99V100H102ZM110 99V100H109ZM141 99V100H140ZM155 99H157V100H155ZM167 101H166V100ZM170 99V100H169ZM177 99H181L180 101H178ZM225 99V100H224ZM11 100V101H10ZM16 100V101H15ZM24 100H26V104H24V102L23 101ZM32 102H31V101ZM43 101V102H40V101ZM45 100V101H44ZM47 100V101H46ZM58 100V101H57ZM77 101V102H75L74 103V101ZM93 100H95L96 102H97V100H99L98 101V103H96L95 101H93ZM107 100H109V102L110 103H113V104H109L108 103V101ZM148 100V102H146ZM150 100V101H149ZM205 100H207V102L205 101ZM215 101V104L213 103L214 101ZM249 100V101H248ZM252 100V101H251ZM14 101V102H13ZM28 101H30L29 102V104H27L28 103ZM53 101H55V102H53ZM71 101H73V102H71ZM86 101H87V103H86ZM88 101L90 102V105L89 106H86V104H89L88 103ZM93 101V102H92ZM103 101V102H102ZM106 101V102H105ZM113 101V102H112ZM122 101H124L125 103L123 104V103H121ZM140 101H142V102H140ZM143 101H145V102H143ZM152 101V102H151ZM153 101H154V103H156V104H154L153 103ZM155 101H157V102H155ZM158 101H160V102H158ZM162 101V102H161ZM166 101V102H165ZM175 101V102H174ZM178 101V102H177ZM193 101V100H192ZM192 101H191V103H192ZM195 101H198V105L200 106V104H199V100H198V98H197V100H195ZM193 102V103H196V102ZM213 101V102H212ZM223 103H222V102ZM226 101L228 102V103H226ZM252 102V104H253V102L255 101V104H256V102L258 101V103L257 104H259L258 106H257V104L256 105H252V107H251V105H249L248 104V106H247V103L246 102H248V103H250L251 104V102ZM263 101V102H262ZM18 102H20V103H18ZM23 102V103H22ZM37 102H38V104H37ZM45 102V103H44ZM46 102H47V104H46ZM50 102L52 103V104H50ZM60 104H59V103ZM71 104H70V103ZM80 103V104H77V103ZM174 102V103H173ZM205 104H204V103ZM233 102V103H232ZM240 102V103H239ZM244 102V103H243ZM13 103L15 104V105H13ZM17 103H18V105H17ZM23 105H22V104ZM46 104L45 105V107L44 106H42V104ZM65 103V104H64ZM74 105H73V104ZM83 105H82V104ZM102 104V107H101V104ZM114 103H116V104H114ZM169 103V106H170V104H172L173 105V107L174 106H176L175 108H173V107H171V108H169V106L168 105H165V104H168ZM176 103H177V105H176ZM178 103L180 104V105H178ZM184 103V104H185ZM207 103H209V105L207 104ZM216 103L218 104V108H216ZM235 103V104H234ZM260 103H261V106H262V108L261 107H259L260 106ZM21 104V105H20ZM32 104V105H31ZM34 104V105H33ZM56 104H58V105H61V106H58L57 107V105ZM67 104H69V105H67ZM85 104V105H84ZM107 104L108 105V107H106L105 105ZM123 104V106H121V105ZM128 103H126V105H127ZM146 105V107H145V105ZM151 104V105H150ZM163 105V106H161V105ZM175 104V105H174ZM212 104V105H211ZM224 104H226L225 106H224ZM230 104V105H229ZM6 105V106H5ZM12 105V106H11ZM18 106V108H17V106ZM20 105V106H19ZM26 105L27 106H29V107H27L26 108ZM36 105H37V108H36ZM71 105V106H70ZM92 105V106H91ZM99 105V106H98ZM125 105V107H127ZM141 107H140V106ZM142 105H144V106H142ZM153 105V106H152ZM171 105V106H172ZM191 105V107L193 108V109H191V107H190V109L188 110V111H191V115H190V117L196 112L195 110H196V108L194 109V107H198V105L197 106H194V105H196V104H190ZM194 107H193V106ZM215 105V106H214ZM221 105V106H220ZM232 105V106H231ZM238 105H240V106H238ZM243 105V106H242ZM4 106H5V108H4ZM13 106H15V107H13ZM23 106V107H22ZM33 106V107H32ZM42 108H41V107ZM51 106V108L54 106L55 107V109H56V107H57V109L56 110H60V109H62V108H67V109H63L64 110V112L62 111V110H60L61 112H60V114H58L59 112H56L55 110H54V108H52L51 110L49 109V107ZM65 106V107H64ZM85 106V107H84ZM129 106H130V104H129ZM127 107V108H130V107ZM152 106V107H151ZM159 106V109L158 110H154V109H157V107ZM161 106V107H160ZM165 106V107H164ZM166 106L168 107V110H167V108H166ZM177 106H180V107H177ZM212 109H210L209 107ZM227 106V107H226ZM233 106H235L236 108H234ZM255 107V109H253L254 107ZM258 107V109H260V110H258V109H256L257 107ZM10 107H11V110H10ZM14 109H13V108ZM26 109H28V110H26ZM31 107V108H30ZM43 107L45 108V109H47V111H44L45 109H43ZM104 107V109H102ZM114 107V108H113ZM145 107V109L143 110L142 108H144ZM150 109H148V108ZM153 107H156V108H153ZM164 107V108H163ZM213 107H215L216 108V110H218V113H215V112H217V111H215L214 109H213ZM223 108V107H225L224 108V110H222L221 108ZM245 107V108H244ZM9 108V109H8ZM73 108V109H72ZM84 108V109H83ZM86 108H88V110L86 109ZM101 108V109H100ZM105 108H106V110H105ZM108 108V109H107ZM110 108H112V109H110ZM117 108H119V109H117ZM123 108V109H122ZM153 108V109H152ZM166 108V109H165ZM184 108V107H183ZM239 108H243V110L242 109H240L239 110ZM4 109V110H3ZM50 110V112H49V110ZM81 109V110H80ZM83 109V110H82ZM141 109V110H140ZM164 109V110H163ZM175 109V110H174ZM179 109V110H180ZM185 109H184V112H186L185 111ZM210 109V110H209ZM230 109H234L233 111L232 110H230ZM249 109V110H248ZM10 110V113L8 112ZM13 110H14V113L16 114H14L13 113ZM17 110V111H16ZM19 110V111H18ZM23 110H25V112L23 111ZM35 110V111H34ZM41 110H43L44 112H42ZM71 111V110H73V111H71V113L73 112V113H75L76 112V110L78 111V112H76L75 114H76V117H75V115L72 113V115H74V117L68 112V111ZM89 112H87V111ZM107 110H110V111H107ZM117 112H116V111ZM148 112H147V111ZM161 111L162 110V112L166 115L170 110H172L171 112L172 113H174V114H172L173 115V117H172V120H169V124H168V122H166L168 125H166L165 126V124H164V127H163V129H162V127L161 128H157V126H156V128L155 127H153L154 129H152V126H150V124H151V120H155L154 118H156V116L157 115H159V114H162V112H158V111ZM167 110V111H166ZM228 110V111H227ZM249 112H248V111ZM255 110V111H254ZM257 110V111H256ZM23 111V112H22ZM29 113H27V112ZM30 111H32V112H30ZM51 111H53V112H51ZM55 111V112H54ZM65 111H67V112H65ZM123 111L124 113H121V112ZM140 111H143V112H140ZM153 112V115L151 114L152 112ZM156 111V112H155ZM164 111H166V112H164ZM208 111H209V113H208ZM220 111H221V113H220ZM225 111V112H224ZM227 111V112H226ZM230 111V112H229ZM241 112V118L239 117V112ZM246 111V112H245ZM3 112V113H2ZM63 112V113H62ZM106 112V113H105ZM110 114V112H111V114H110V116L108 115V113ZM114 112H116V113H114ZM120 112V113H119ZM127 112V113H126ZM145 112L147 113L146 115H145ZM151 112V113H150ZM155 112V113H154ZM183 112V111H182ZM183 112V113H184ZM194 112V113H193ZM224 112V113H223ZM256 112V113H255ZM262 114H261V113ZM8 113V114H7ZM13 113V115L15 116H12L11 114ZM20 113V114H19ZM23 113H25V114H23ZM40 115H39V114ZM45 113H48V114H50V115H52L53 117L51 118L52 120H54L55 119V116H56V119H58V122L56 123V121H55V123L54 122H52V120L50 119V117L51 116H49L48 115V118L46 117L47 116V114H45ZM56 113V115L54 116V114ZM64 113H67V115H68V118H67V116H66V114H64ZM88 113V114H87ZM99 113V114H98ZM141 113H144V114H141ZM149 113V114H148ZM170 113V112H169ZM168 113V114H169ZM187 113V112H186ZM211 113V114H210ZM212 113H213V115H212ZM231 113V114H230ZM235 113V114H234ZM239 113V114H238ZM249 113V114H248ZM10 114V115H9ZM18 114V115H17ZM35 114H37L38 116H36ZM70 114V115H69ZM92 114V115H91ZM125 114H126V116H125ZM134 114V115H135ZM150 114H151V116H150ZM155 114H157V115H155ZM171 114V113H170ZM216 114V115H215ZM225 114V115H224ZM247 114V115H246ZM6 115V116H5ZM21 115H22V118L21 119H19L20 117H21ZM31 115V116H30ZM91 117H90V116ZM118 115V116H117ZM120 115L122 116V117H120ZM130 117H129V116ZM133 115V116H134ZM142 115L144 116H146V117H150L149 119L148 118H146L145 116L142 118ZM148 115V116H147ZM172 115H170V116H172ZM210 115V116H209ZM231 115V116H230ZM236 116V118L237 117H239V118H235V116ZM243 115V116H242ZM253 115V116H252ZM263 115V116H262ZM5 116V117H4ZM20 116V117H19ZM23 116H26V118H27V120L25 119V117H23ZM34 116V117H33ZM42 116H44V118L42 117ZM58 116V117H57ZM61 116L62 117H64V118H61ZM153 116H155V117H153ZM167 116V115H166ZM176 116H178V115H176ZM216 116V117H215ZM223 116V117H222ZM234 116V117H233ZM250 116H251V118H250ZM258 118H260V119H258ZM3 117V118H2ZM11 117V118H10ZM14 117V118H13ZM32 117V118H31ZM38 119H37V118ZM66 117V118H65ZM71 117V118H70ZM78 117V118H77ZM108 117V118H107ZM115 117H116V119H115ZM126 117V118H125ZM189 117V116H188ZM194 117V115L191 117V118H193ZM210 117V118H209ZM216 119H215V118ZM231 117H233V118H231ZM7 120H6V119ZM9 118V119H8ZM30 118V119H29ZM54 118V119H53ZM73 118H75V120L73 119ZM81 118V119H80ZM152 118V119H151ZM171 118V117H170ZM201 118H203V120H204V118H206L204 121H202V119ZM211 118H213L214 119V121H213V119H211ZM228 118H231V119H228ZM244 118V119H243ZM246 118V119H245ZM250 120H249V119ZM10 119H12V120H10ZM19 120V122L20 123H18V120ZM24 119V120H23ZM50 119V120H49ZM61 119V120H60ZM64 119V120H63ZM65 119H66V121H65ZM73 119V120H72ZM79 119V121H77ZM98 119V120H97ZM103 119V120H102ZM108 119V120H107ZM121 119V120H120ZM127 119H129L128 121H125V120H127ZM175 119V120H174ZM209 119V120H208ZM235 119V120H234ZM242 121L243 123H241L240 121ZM255 121V122H253V120ZM6 120V121H5ZM10 120V121H9ZM83 122H82V121ZM96 120V121H95ZM116 120V121H115ZM124 121V123H123V121ZM150 120V121H149ZM175 122H174V121ZM176 120H178L177 121V123H176ZM187 120H189V122L187 121ZM192 120V121H191ZM194 120V121H193ZM198 120H201V121H198ZM223 120H225L226 122H224ZM237 120V121H236ZM243 120H248L247 122H245V121H243ZM24 121V122H23ZM26 121V122H25ZM32 121V122H31ZM33 121H34V123H33ZM40 121V122H39ZM49 121H50V123H49ZM59 121H60V123H59ZM65 121V122H64ZM81 121V122H80ZM90 121V122H89ZM104 121V122H103ZM110 121V122H109ZM119 121V122H118ZM121 121V122H120ZM172 121V122H171ZM219 121H220V126H219V124H217V122L219 123ZM233 121H234V124H233ZM251 121V123H249ZM4 122H6V124L4 123ZM8 122V123H7ZM12 122V123H11ZM13 122L15 123V124H13ZM23 124H22V123ZM47 122V123H46ZM73 122V123H72ZM77 122H79V124L77 123ZM95 122V123H94ZM100 122V123H99ZM116 122V123H115ZM141 122V121H140ZM189 124H188V123ZM191 122V123H190ZM193 122H197V123H193ZM198 122H199V124H198ZM203 123V124H201V123ZM208 122V123H207ZM240 122V123H239ZM10 123V124H9ZM38 123V124H37ZM49 123V124H48ZM52 123V124H51ZM69 125H68V124ZM81 123V124H80ZM82 123H84V124H82ZM89 123L92 125V127H90L89 126ZM143 123H141V124H143ZM154 123V122H153ZM171 123V124H170ZM173 123V124H172ZM209 123H211V124H209ZM236 123V124H235ZM260 123V124H259ZM263 123V124H262ZM3 124V125H2ZM5 124V125H4ZM19 124V125H18ZM25 124V125H24ZM41 124V125H40ZM56 124H57V126L58 127H60V128H62V129H59L57 126H56ZM59 124V125H58ZM66 124H67V126H66ZM73 124V125H72ZM78 126H77V125ZM86 124V126L84 127V125ZM119 124V125H118ZM125 126V129H123L124 127L122 126ZM124 124H126V125H124ZM130 124V125H129ZM133 124H134V121H133ZM147 124H145V126L147 125ZM175 124H177V126L175 125ZM195 124H197V125H195ZM215 125L214 127H213V125ZM226 126H225V125ZM232 125L233 126V128H232V126H230V125ZM241 124H242V126H241ZM248 124L250 125V126H252V127H250V126H248ZM16 125H18V126H16ZM20 125H21V128H20ZM23 125V126H22ZM27 125V126H26ZM31 125V126H30ZM48 125L50 126V127H48ZM54 126V128H53V126ZM60 125H62V126H60ZM65 125V126H64ZM80 125H83V126H81V127H83V128H81V127H79ZM88 125V126H87ZM129 125V126H128ZM136 125V124H135ZM170 125V126H169ZM200 125H201V129H200ZM205 125H207V126H205ZM227 125H229V127L227 126ZM247 125V126H246ZM258 125V126H257ZM259 125H261V126H259ZM3 126H5V127H3ZM8 126H10V127H12V128H10V127H8ZM24 126H26V127H24ZM29 126V127H28ZM150 126V128L148 129V127ZM170 127L171 129H169L168 127ZM176 126V128H174ZM179 126V127H178ZM182 126V125H181ZM189 126H190V128H193V126H195L194 127V130H195V132H194V130L193 129H190L189 128ZM198 126V127H197ZM203 126H205V127H203ZM222 126V128H219V127H221ZM241 126V128H239ZM15 127H17V130L15 129ZM48 127V128H47ZM56 127H57V129H56ZM70 127V128H69ZM72 127V128H71ZM78 127H79V129H78ZM89 127V128H88ZM109 127V128H108ZM122 127V128H121ZM130 127V128H129ZM143 127H144V124H143ZM165 127H166V130H165ZM197 127V128H196ZM260 127V128H259ZM24 128H26V129H24ZM50 128V129H49ZM65 128H66V130H65ZM74 128H77V129H74ZM108 128V129H107ZM173 128H174V130H173ZM206 128V129H205ZM210 130H209V129ZM218 128L219 129V131H218V129L216 130V129ZM225 128V129H224ZM229 128H230V130H229ZM245 128H248V129H250V130H248V129H245ZM3 131H2V130ZM11 129L14 131H11ZM127 129H128V131H127ZM130 129V130H129ZM132 129H133V131H132ZM137 130V132H139V133H137L135 130ZM145 129H147V131L145 130ZM156 129H158V130H156ZM167 129H169V130H171V131H169V130H167ZM177 129H179L180 131H179V133H177L178 132V130ZM183 129V130H182ZM188 129H189V131H188ZM198 129V130H197ZM202 129H205V130H202ZM213 129H214V131H213ZM222 129H224L223 131H222ZM233 129V130H232ZM234 129H235V131H234ZM243 129V130H242ZM253 129V130H252ZM262 129V130H261ZM18 130H19V132H18ZM23 130H25V132L23 131ZM30 130V131H29ZM41 131V133H43V132H45V133H43V134H41L40 132H35V131ZM51 130V131H50ZM53 130H54V132H53ZM62 130V133L60 132L59 133V131H61ZM66 132H65V131ZM75 130H76V132H75ZM111 130V131H110ZM141 132H140V131ZM145 130V131H144ZM148 130L149 131H151V132H148ZM156 130L157 132H155V133H153L154 131ZM209 130V131H208ZM215 130H216V132H215ZM226 130V131H225ZM228 130V131H227ZM245 130V131H244ZM246 130H248V131H246ZM5 131V132H4ZM31 133V136H30V134H28L29 132ZM32 131V132H31ZM48 131H50V132H52V133H50V132H48ZM58 131V133L62 136V137H64L62 134H64V132L65 133H69V134H65V137L66 138H69V140H65L64 138H62V137H60V138H62V139H64V141H65V145L63 144L64 143V141H61L62 139H60L59 140V136H57L58 135V133H55V132H57ZM78 131V132H77ZM82 131V135H80L81 132ZM106 131V132H105ZM159 131L161 132V133H159ZM168 131H169V133H168ZM183 133H182V132ZM199 132L200 131V133H202V134H200V133H197V132ZM238 133H240V134H238ZM244 133H243V132ZM250 131V132H249ZM10 133V134H12L13 133V136L12 135H8V133ZM24 132V133H23ZM27 132V133H26ZM33 132H34V135H33ZM47 132V133H46ZM95 132V133H94ZM119 132V133H118ZM130 132H132V134H129ZM133 132H135V133H137V134H135V133H133ZM144 132V134H142ZM186 132V133H185ZM205 132V133H204ZM209 132V133H208ZM219 132V133H218ZM231 132H232V135H230L231 134ZM235 132V133H234ZM247 132V133H246ZM252 132V133H251ZM18 133V135H22L23 136V141L25 140L26 142H29V143H26V142H20V141H22V136H21V138H20V136H18L19 137V139L17 138V136H16V134ZM76 133V134H75ZM80 133V134H79ZM107 133V134H106ZM125 133V134H124ZM127 133V134H126ZM151 133V134H150ZM158 133V134H157ZM162 133H164L163 135H162ZM175 134V136L173 137L172 135H174ZM190 133V134H189ZM213 133H215V134H213ZM230 133V134H229ZM233 133L235 134L234 136H233ZM249 133V134H248ZM37 134H38V136H37ZM46 134H48V135H46ZM52 134V135H51ZM56 134V135H55ZM74 134V135H73ZM109 134V135H108ZM117 134L119 135V137H117ZM139 134V135H138ZM142 134V135H141ZM147 134V135H146ZM167 134H168V136H167ZM192 134V135H191ZM204 134V135H203ZM220 134V135H219ZM236 134H237V136H236ZM245 134V135H244ZM248 134V135H247ZM25 135H28V136H26L25 137ZM36 135V136H35ZM50 135V136H49ZM68 137H67V136ZM102 135H103V137H102ZM111 135V136H110ZM113 135V136H112ZM116 135V136H115ZM121 135V136H120ZM127 135V136H126ZM129 135V136H128ZM132 135V136H131ZM135 135V136H134ZM171 135V136H170ZM185 136V137H183V136ZM187 135V136H186ZM190 135V137H188ZM195 135V136H194ZM199 135V136H198ZM210 135V136H209ZM211 135H212V137L214 138H216V137H219V138H217V139H213V138H211ZM215 135V136H214ZM219 135V136H218ZM229 135V137H231V138H229V140H228V142H227V140L225 141L224 140V138L225 139H227L226 137ZM7 136H11V138H9V137H7ZM32 136H34L33 138H32ZM42 136V137H41ZM43 136H45V137H43ZM57 136V137H56ZM72 136H73V138H75L76 136H78V137H76L74 140H76L75 142H74V144H73V142L72 141H74L73 140V138H72ZM87 137V138H83V137ZM92 136V137H91ZM97 136V137H96ZM105 136V137H104ZM122 136H123V138H122ZM144 136V137H143ZM161 136V137H160ZM165 136H166V138H165ZM179 138H178V137ZM181 136V137H180ZM197 136V137H196ZM206 137V138H203V137ZM242 136V137H241ZM243 136H244V138H243ZM29 137L30 138H32V140L33 141H31L30 139H29ZM37 137H40L39 138V140H41L43 143H45V145H41V143L42 142H40L39 140H36V139H38ZM50 137V138H49ZM115 137V138H114ZM117 137V138H116ZM170 137V138H169ZM176 137H177V139H176ZM210 137V138H209ZM235 137L237 138V139H235ZM240 137V138H239ZM13 138V139H12ZM26 138L28 139V141L26 140ZM47 138V140L46 141H48L49 143H47V142H45L44 140ZM49 138V139H48ZM52 138H58V141L56 140V141H54V139H52ZM81 138V139H80ZM90 138V139H89ZM98 138V139H97ZM99 138H101V139H99ZM104 138H105V141L106 142H104L103 140H104ZM112 138V139H111ZM119 138V139H118ZM135 138V139H134ZM142 138H144V139H142ZM151 138V139H150ZM163 138H164V140H163ZM242 138V139H241ZM6 140L5 141V143H3L4 142V140ZM12 139V140H11ZM15 139V140H14ZM21 139V140H20ZM52 139V141L50 142V140ZM77 139H79V141H77ZM84 141H83V140ZM87 139V140H86ZM97 140V141H93V140ZM113 139H115V140H113ZM121 139V140H120ZM124 139V140H123ZM169 139V140H168ZM174 140V142H173V140ZM199 139V140H198ZM220 139V140H219ZM223 139V140H222ZM231 139H233V140H231ZM240 139H241V141H240ZM243 139H244V141H243ZM258 139V140H257ZM7 140H8V142H7ZM18 140H19V142H18ZM30 140V141H29ZM100 140H101V142H100ZM157 140V141H156ZM168 140V141H167ZM185 140V141H184ZM201 142V144H199V142ZM203 140V141H202ZM17 141V142H16ZM35 141V142H34ZM61 141V143H58V142H60ZM66 141H68V143L66 142ZM70 141H71V143H70ZM86 141V143H84ZM90 141V142H89ZM103 141V142H102ZM112 141V142H111ZM114 141H116V142H114ZM149 141V142H148ZM153 143H152V142ZM161 141V142H160ZM163 141V142H162ZM167 141V142H166ZM192 141V142H191ZM196 141V142H195ZM205 141H206V143H207V145H206V143H205ZM211 143H210V142ZM213 141V142H212ZM223 143H222V142ZM2 142V143H1ZM11 142V143H10ZM14 142V143H13ZM35 144H34V143ZM56 142V143H55ZM158 142V143H157ZM172 142V143H171ZM194 142H195V144H194ZM216 142V143H215ZM250 142H252V143H250ZM7 143V145L9 146V148H8V146L7 145H5ZM17 143V144H16ZM22 143V144H21ZM38 143H39V146H38ZM42 143V144H43ZM51 143V144H50ZM79 143V144H78ZM99 145H98V144ZM126 143V144H125ZM155 143V144H154ZM190 143V144H189ZM193 144V146H192V144ZM222 143V144H221ZM226 143H227V145H226ZM32 144H34V145H32ZM55 145V147L57 148H55L56 150H54L55 152H52L53 150H50V149H52V148H54V146H52V145ZM57 144V145H56ZM67 144H68V146H67ZM74 145V147H73V145ZM82 144V145H81ZM105 144V145H104ZM131 144V145H130ZM138 144V145H137ZM168 144V145H167ZM181 146H180V145ZM198 144V145H197ZM218 144V145H219ZM12 145H13V148H11L12 147ZM20 145V146H19ZM21 145H22V147H23V150H22V147H21ZM25 145V146H24ZM27 145H29V146H27ZM33 147H32V146ZM43 146V147H41V146ZM47 145V146H46ZM49 145H51V147H48ZM58 145H62V147L61 146H59L58 147ZM111 145H112V147H111ZM175 145H177V146H175ZM201 147H200V146ZM217 145V146H218ZM243 145V146H244ZM259 145V146H258ZM11 146V147H10ZM17 146V147H16ZM28 148H27V147ZM65 146V147H64ZM67 146V147H66ZM136 146V147H135ZM171 146V147H170ZM196 146V147H195ZM204 146H206V147H204ZM216 146V147H217ZM242 146V145H241ZM252 148H251V147ZM32 148V150H35V151H32L31 150V148ZM38 147V148H37ZM69 147V148H68ZM167 147V148H166ZM169 147V148H168ZM195 147V148H194ZM199 147V148H198ZM247 147V148H246ZM255 149H254V148ZM18 149V150H20L21 149V151H19V154H20V156H19V154H18V151L17 150H15V149ZM37 148V149H36ZM40 148V149H39ZM50 148V149H49ZM113 148H115V149H113ZM134 148H135V150H134ZM148 148V149H147ZM192 148V149H191ZM200 148H201V150H200ZM207 148V149H206ZM212 148V147H211ZM215 148V147H214ZM213 148V149H214ZM231 148V149H232ZM249 148V149H248ZM13 149V150H12ZM42 149V150H41ZM44 149V150H43ZM47 149H49V151L47 150ZM62 149V150H61ZM114 151H113V150ZM165 149V150H164ZM188 149V150H187ZM192 151H191V150ZM196 149H198L199 150V152H198V150H196ZM217 149H218V147H217ZM260 149V150H259ZM2 150V151H1ZM25 150V151H24ZM28 150H29V152H28ZM58 150H59V153H58ZM63 151L62 153H61V151ZM115 150L116 151H118V152H115ZM138 152H137V151ZM205 150H207L205 153H204V151ZM247 150H249V151H247ZM259 150V151H258ZM13 151V152H12ZM24 151V152H23ZM39 151V152H38ZM44 151V152H43ZM121 151V152H120ZM140 151V152H139ZM146 151H147V153H146ZM163 151V152H162ZM203 151V152H202ZM8 154H7V153ZM17 152V153H16ZM34 152V153H33ZM37 152L39 153L38 155H37ZM47 154H46V153ZM52 154H50V153ZM56 152H57V154H59V155H57L56 154ZM120 152V153H119ZM123 152V153H122ZM124 152H126L125 154H124ZM133 152H137L136 154L135 153H133ZM155 152V153H154ZM157 152V153H156ZM257 152H259V154L257 153ZM14 153V154H13ZM36 153V154H35ZM45 155H48V156H45ZM109 153H110V155H109ZM112 153V154H111ZM117 153V154H116ZM127 153H128V155H127ZM244 153V154H245ZM248 153V154H247ZM13 154V155H12ZM35 154V157L33 156ZM56 154V155H55ZM115 154V155H114ZM120 154V155H119ZM124 154V155H123ZM132 154H134V155H132ZM185 154V155H184ZM191 154V155H190ZM204 154H206V155H204ZM264 154V152L262 153V155ZM9 157H7V156ZM14 155H16V157L14 156ZM18 155V156H17ZM42 155V156H41ZM112 155V156H111ZM120 156L119 157V159H118V156ZM127 155V156H126ZM132 155V156H131ZM180 155V156H179ZM197 155V156H196ZM243 155V154H242ZM260 155L258 156V157H260ZM13 156V157H12ZM37 156H39L40 158H38ZM45 156V157H44ZM100 156V157H99ZM109 158H108V157ZM116 156V158H113V157H115ZM121 156H122V158H121ZM187 156V157H186ZM189 156V157H188ZM191 156V157H190ZM177 157V158H176ZM183 157V158H182ZM203 157H205V158H203ZM17 158V159H16ZM19 158H20V161H21V163L20 162H18L19 161ZM111 158L114 160V162L111 164L110 162H112L113 160H111ZM176 158V159H175ZM185 162H183L181 159ZM195 158V159H194ZM200 158V159H199ZM11 159V160H10ZM25 159V160H24ZM36 159V160H35ZM44 159V160H43ZM110 160V162H109V160ZM117 159V160H116ZM121 159V160H120ZM169 159V160H168ZM202 159V160H201ZM203 159H205V160H203ZM259 159V158H258ZM18 160V161H17ZM36 162H38L39 160H40V162H44L45 161V163H41L40 164V162H38V163H36ZM53 160V161H52ZM120 160V161H119ZM176 160V161H175ZM201 161V163H200V161ZM255 160H257V159H255ZM254 160V162H256ZM2 161V162H1ZM5 161H7V162H5ZM12 161V162H11ZM15 161V163H13ZM187 161V162H186ZM243 161V160H242ZM258 161V160H257ZM34 162V163H33ZM119 162V163H118ZM122 162V163H121ZM165 162V163H164ZM197 162V163H196ZM199 162V163H198ZM244 162H245V159H244ZM15 164L14 166H16L15 168L13 167V164L12 165H10V164ZM17 163H19V164H17ZM25 163H26V165H25ZM31 163V164H30ZM33 163V164H32ZM37 165H36V164ZM167 163V164H166ZM177 163V164H176ZM183 163V164H182ZM186 163H188L187 165H186ZM195 163L197 164L196 166H195ZM35 164V166H34V169H32L33 168V165ZM53 164V165H52ZM110 164V165H109ZM154 164V165H153ZM164 164V165H163ZM165 164H166V166L168 167H166L165 166ZM194 164V165H193ZM201 164V165H202ZM204 164H206V163H204ZM203 164V165H204ZM8 165V166H7ZM20 166L19 168H18V166ZM38 165H40V166H38ZM44 167H43V166ZM128 165V166H127ZM182 165V166H181ZM189 165H191L190 166V168H192L191 170H193V171H191L190 170V172H188L189 171ZM203 165H202V167H203ZM5 166V167H4ZM22 166V167H21ZM43 168H42V167ZM110 166H111V168H110ZM151 166V167H150ZM153 166V167H152ZM160 167V168H158V172H157V167ZM163 166V167H162ZM172 166H173V168H172ZM181 166V167H180ZM185 167L186 169H185V171H186V174H185V171H184V169L182 168V167ZM192 166H194V167H192ZM206 166L207 165H204V167L206 168ZM24 167V168H23ZM27 167H29V168H27ZM37 169H36V168ZM42 168V169H40V168ZM51 167V168H50ZM164 167H166L167 169H165ZM174 167H176V168H174ZM188 167V168H187ZM201 167V168H202ZM54 168V169H53ZM58 168V169H57ZM106 168H108L107 170H106ZM151 168V169H150ZM156 168V169H155ZM181 168V169H180ZM203 169L202 168V170H207V169ZM9 169H7L8 170V174L10 173L9 172ZM20 169V170H19ZM23 169L25 170V171H23ZM38 170V172L36 171V170ZM106 171H105V170ZM110 169H114V171L113 172H111L112 170H110ZM171 169V170H170ZM175 169V170H174ZM176 169H179V171H176ZM183 169V170H182ZM196 169V170H195ZM240 169V168H239ZM235 169V170H238V171H235V172H233L232 174V176H234L235 174H237V172H238V175H239V173L241 174V173H243V169ZM244 169L246 170V167H244ZM17 170V171H16ZM31 170V172H29ZM35 171L34 173H33V171ZM152 170V171H151ZM165 170V171H164ZM202 170H199V171H201L200 173H202L203 174V176H204V173H206L205 171L203 172ZM27 171V172H26ZM52 173H51V172ZM164 172L163 174H162V172ZM168 171V172H167ZM177 173V174H179L178 176L179 177H183V179L186 181H183L182 182V178H179L176 174H173V173H175V172ZM182 171V172H181ZM194 171H195V173H194ZM199 171H198V173H199ZM242 171V172H241ZM7 171H5V173H6ZM110 172V173H109ZM119 172V173H118ZM160 172V173H159ZM1 173H0V175H1ZM23 173V174H22ZM29 173H30V175H32V176H30L29 175ZM107 173H109V176H108V174ZM158 173H159V175H158ZM169 173V174H168ZM181 173V174H180ZM184 173V174H183ZM194 175H193V174ZM235 173V174H234ZM7 174V173H6ZM6 174H5V177L4 178H6ZM11 174V173H10ZM35 174H37V175H35ZM63 174H65V176L63 175ZM107 175V176H105V175ZM112 174V175H111ZM120 174V175H119ZM158 176H157V175ZM162 174V175H161ZM166 174H168V175H166ZM183 174V175H182ZM209 175H210V173H208ZM208 174H206V175H208ZM3 176H4V174H2ZM21 175H22V177H21ZM39 175V176H38ZM67 175H68V178H67ZM155 175V176H154ZM160 175H161V177L162 176H164V177H160ZM170 175V176H169ZM172 175H174V176H172ZM181 175V176H180ZM198 175V174H197ZM205 175V176H206ZM213 175V174H212ZM3 176H0L1 178H3ZM70 176V177H69ZM72 176V177H71ZM112 176V177H111ZM171 177L170 179H169V177ZM185 176V177H184ZM188 176V177H187ZM199 176H201V175H199ZM198 176V178H197V176H196V178H197V180L200 178ZM214 176V175H213ZM213 176H211V177H213ZM231 176V177H232ZM243 176H244V174H243ZM242 176V177H243ZM8 177V176H7ZM38 177V178H37ZM61 177V178H60ZM103 177L104 178H106V179H103ZM108 177V178H107ZM120 177V178H119ZM152 177H153V179H152ZM157 177V178H156ZM159 177V178H158ZM172 177H173V179H172ZM234 177H236V176H234ZM242 177H240V175H239V177L238 178H242ZM13 178L11 179V181L13 180ZM19 178H18V180H19ZM64 178V179H63ZM75 178H77L78 180H77V182H75L76 181V179ZM157 180H155V179ZM177 178H179V179H177ZM191 178H193V179H191ZM208 178H210V177H207V180H208ZM8 179V178H7ZM9 179H10V177H9ZM34 180L33 182L34 183H32V182H30V181H32V180ZM38 179V180H37ZM71 179H72V181H71ZM117 179H119V180H117ZM162 179H163V181H162ZM168 179V181H170V182H166V180ZM188 179H189V181H188ZM206 179V178H205ZM17 180V181H18ZM62 180H64V181H62ZM69 180V181H68ZM113 180V182H111ZM124 181L125 183H126V185H128V186H126L125 185V183H121L122 181ZM142 180H145V182L147 181V183L146 184H142L143 182H142ZM150 180V181H149ZM154 180V181H153ZM172 180H173V182H172ZM176 180H178L179 181V183L181 184H183L184 185V187H182L178 182H176ZM197 180H196V182H197ZM242 180V179H241ZM66 181L68 182L67 184H69L70 182L72 183V184H74L73 185V187H75V188H73V187H71L72 186V184L70 183V185H68V186H70L71 188H73V189H70L68 186H67V188H66ZM115 181H116V184H117V182H118V185H111V184H114L115 183ZM121 181V182H120ZM141 181V182H140ZM160 181V182H159ZM164 181H165V183H171L169 186L167 185V184H164ZM181 181V182H180ZM13 182V181H12ZM56 182H59L58 183V185H57V183H56V186H54L55 185V183ZM62 182H64V184L62 183ZM139 184H138V183ZM150 182V183H149ZM151 182H152V184H151ZM175 182L177 183V184H175ZM192 182V183H193ZM18 183H19V181H18ZM17 183V184H18ZM22 182H20L19 184H21ZM36 183V184H35ZM52 183V184H51ZM173 183V184H172ZM186 183H187V185H186ZM191 183V184H192ZM195 183V182H194ZM193 183V184H194ZM239 184H241L240 182H238ZM32 184H34V186L32 185ZM50 184V185H49ZM110 184V185H109ZM120 184V185H119ZM138 184V185H137ZM142 184V185H141ZM151 184V185H150ZM158 184H159V186L160 187H162L161 185L162 184H164L163 185V187L160 189V187L158 186ZM161 184V185H160ZM174 184H175V186H174ZM36 185V186H35ZM39 185V186H38ZM109 185V186H108ZM123 185H125V186H123ZM147 185V186H146ZM19 186V185H18ZM32 186V190H31V187ZM58 186V187H57ZM80 186V187H79ZM105 186V187H104ZM112 186H114L113 188H115L114 190H113V188H112ZM119 186V187H118ZM121 186H123V187H121ZM143 186H145L146 187V189H145V191H147V192H145L144 191V189H143ZM150 186H152L153 187V190H152V187H150ZM155 186H156V188H155ZM158 186V187H157ZM168 186V187H167ZM178 186H181V190L182 189H184L185 187H187V188H185L184 189V193L180 190V187H178ZM191 186V185H190ZM4 187V186H3ZM3 187H1L0 188V190L3 188ZM20 188H21V185L19 186ZM38 187V188H37ZM100 187V188H99ZM102 187H104V188H102ZM110 188V190H112V192L109 190V188ZM134 187H136L135 189H134ZM141 187V188H140ZM144 187V188H145ZM150 187V188H149ZM192 187H194L193 185L191 186V188ZM7 187H4V191H1V192H5V191H7V189H6ZM39 188H40V190H39ZM52 188H54V189H52ZM105 188H106V191H105ZM107 188H108V190H107ZM121 188V189H120ZM131 189L132 190V192L130 191V190H128V191H126V190H124V189ZM135 190V191H133V189ZM150 190H149V189ZM165 188V189H164ZM196 188V187H195ZM19 189V188H18ZM71 190V191H69V190ZM101 189H103V190H101ZM120 189V190H119ZM140 189H141V191H140ZM160 189V190H159ZM164 189V190H163ZM31 190V191H30ZM37 191V193H41V195H40V193L39 194H37L36 193V191ZM53 190V191H52ZM81 190V191H80ZM98 190L100 191V192H98ZM117 190V191H116ZM119 190V191H118ZM126 191V192H124V191ZM138 190H139V193H141V194H143L142 196L143 197H148V199L146 198V200H145V198H141L140 196H141V194H139L138 193ZM156 190H158L159 192H161V193H158ZM163 190V191H162ZM33 191V192H32ZM51 191H52V193H51ZM67 191V192H66ZM74 191V192H73ZM77 191H79L80 192V194H78L79 192H77ZM83 191H86L87 192V194H86V192L84 193ZM92 191H95V193L93 194L92 193ZM116 193V194H113L114 192ZM129 191H130V194H129ZM142 191H144V193L142 192ZM157 192V194H161L160 195V197H158V196H156L155 197V195H157L155 192ZM178 191H180V192H178ZM32 193V195H31V193ZM72 192L73 193H75L73 196H72ZM83 193V195H82V193ZM88 192H89V194H88ZM102 192H104V193H102ZM105 192H106V194L107 195H105ZM119 193V195H118V193ZM122 194H121V193ZM135 192H136V195H137V197L138 198H136V196H135ZM187 192V193H186ZM27 193H29L28 195H27ZM37 194V196H38V200H41L42 199V197H43V199L42 200H44V202H42V200H41V202H39L38 200H36L37 199V196H36V198H34L35 197V195ZM96 193H98L97 195H95ZM109 193V194H108ZM151 194V195H149V194ZM155 193V194H154ZM186 193V194H185ZM4 194H6V192L4 193ZM35 194V195H34ZM70 194H71V197H70ZM85 194H86V196L87 197H85ZM91 194V195H90ZM92 194H93V196H92ZM125 196H124V195ZM128 194V195H127ZM132 194H134V196L132 195ZM148 194V195H147ZM172 194V193H171ZM183 194V195H182ZM2 195V194H1ZM8 195V197L10 196V195H13V194H7ZM34 195V196H33ZM51 195H53L51 198L49 197V196H51ZM56 197H55V196ZM69 195V196H68ZM79 195H81L82 197H85V198H81V196H79ZM90 195V196H89ZM95 195V196H94ZM99 195V196H98ZM102 195V196H101ZM103 195L105 196V197H107L106 199H105V197H104V199H105V201H103L104 199H102L103 198ZM117 196L116 197V199L117 200H120V198H124L123 200H121V201H119V203H117L118 201H114V200H116V199H113L114 198V196ZM120 195H121V197H120ZM131 195H132V197H133V199H132V197H131ZM140 195V196H139ZM147 195V196H146ZM153 195H154V197H153ZM164 195H165V193L162 195V198L164 197ZM169 195V196H168ZM26 196V197H25ZM32 196H33V198H32ZM80 197V199H81V201H80V199H79V197ZM92 196V197H91ZM129 196V197H128ZM151 196V197H150ZM167 196L169 197V198H171L170 197V194H167ZM187 196V198H186V200H187V202L189 201L188 199H189V197ZM3 197H4V195H3ZM6 197V196H5ZM25 197V198H24ZM70 199H68V198ZM99 197V198H98ZM135 197V198H134ZM153 197V198H152ZM7 198V197H6ZM5 198V199H6ZM22 198V197H21ZM21 198L19 197V199L21 200ZM65 198H66V200H68V202L65 200ZM74 198H76V199H74ZM87 198H89V199H87ZM93 198V199H92ZM126 198H128L129 200V202L127 201V199ZM149 198H151L152 199V202H151V199H150V201H149V203L151 202V204H148V200H149ZM262 198V197H261ZM33 199H35V200H33ZM48 199V200H47ZM53 199H55V200H53ZM63 201H62V200ZM87 199V200H86ZM92 199V200H91ZM97 199H94L96 202L98 201ZM131 199V200H130ZM135 199H141L142 200V202H140V200L139 201H136ZM143 199H144V201H143ZM166 199V198H165ZM164 199V200H165ZM168 199V198H167ZM180 199V198H179ZM50 200V201H49ZM52 200V201H51ZM56 200H60V202L62 203H60L59 201H58V203H57V201ZM85 201L84 203L82 202V201ZM89 200V201H88ZM94 200H93V203H94ZM124 200H126L127 202H125ZM157 200V199H156ZM171 200H173V199H171ZM169 201V199L168 200H166V202L167 201H169V203H171L172 201ZM184 200L185 199H183L182 201L184 202ZM33 201H34V204H33ZM36 201V202H35ZM47 201H49L48 203H47ZM69 201H70V203H72V205H70V203H69ZM72 201V202H71ZM74 201V202H73ZM76 201V202H75ZM77 201H79L78 202V204H79V206H78V204H76L77 203ZM134 201V202H133ZM135 201H136V203H138V204H136L135 203ZM146 201H147V204H148V206L150 205V207L148 208V206H147V204H145L146 203ZM181 201V202H182ZM26 202H28L27 204H26ZM39 202V203H38ZM47 204H46V203ZM51 202H53L52 203V205H50V203ZM56 202V203H55ZM65 202V203H64ZM81 202H82V206H83V204H84V206H83V208L82 207H80L81 206ZM100 202L98 203V204H100ZM115 202V203H114ZM121 202H124V203H121ZM134 203V204H136V205H132V203ZM182 202V203H183ZM187 202H185V203H187ZM258 202H260V200L258 201ZM262 202H263V199H262ZM262 202H260V203H262ZM40 203H42V204H40ZM75 203V204H74ZM109 203V204H108ZM120 203H121V205L122 206H120ZM125 203H127V205H125L124 206V204ZM141 203V204H140ZM145 204L144 206L146 207H144L143 206V204ZM154 203H156V202H154ZM164 203V202H163ZM168 203V202H167ZM165 204L166 205V209H164L165 211H170L171 212V214L169 213V215H171V216H169L168 215V211H167V213L164 211V210H162V211H164L163 213H165V215L167 216L166 218L168 219V217H171L172 218V220L171 219H168L170 222H172V223H175V225H173V226H176V221L178 220V223H179V225H180V227H178V226H176L175 227V231H173L174 229H173V226L172 225H170V223H167L168 224V226H167V224L165 223V222H162L164 219L166 220V218H162V217H165V215H163V213H161L162 215V224L163 223H165V224H163V227L161 226V225H158V226H161V229L160 230H158L157 228H156V226H157V224L154 226V224H153V228L155 227L156 229L154 230V231H156V233H157V231H159L160 232V236H161V234L165 231V230H167V228H169L170 226L172 227V229H170L169 228V232H171L172 234H170L169 235V237H168V239L171 237V235L172 236H174V239H175V233H176V236H177V233H179V235H180V237H181V235L182 234H184L188 229H189V234H191V230H192V228L193 227H195L194 229H195V231H194V233L196 232H198V231H200V227L199 226H204V225H201V224H203L204 223V221L207 219V216L205 217V215H204V217H205V219H203L202 218V220H204L203 222H200V218L198 219V217L200 216V217H202L200 214H197L198 216L197 217H194V218H197V219H191L192 221H190V223H191V230H190V224L188 223L189 222V220H188V218L189 217H187L188 216V214H190V215H192L193 216V214L196 212H198L199 210H195L194 211V213L193 214H191L190 212L192 211V210H190L189 211V213L187 212V216L185 217L184 215V218H183V220H182V216L180 215H178V218H180L181 217V220L183 221H181L180 220V222H181V224H180V222H179V219L177 218L176 220L175 219H173V215H177V213L176 214H174L173 212V208H174V205L176 206V207H178L179 205H181V204H179V203H171V204H173V206L172 207H170V205L169 204ZM185 203H183V206H185ZM189 203H190V201H189ZM189 203H188V205H189ZM259 203V204H260ZM264 203V202H263ZM20 204L18 205L17 204V206L20 208ZM28 206H26V205ZM29 204V205H28ZM30 204H32V205H30ZM38 206H37V205ZM45 206H44V205ZM50 206H49V205ZM53 204H54V206H53ZM62 205V207H61V205ZM97 204V205H98ZM105 204H103V205H105ZM117 204V205H116ZM128 204H131V205H128ZM34 205H36V207L34 206ZM43 205V206H42ZM46 205H48V206H46ZM77 205V206H76ZM94 205H96V203L94 204ZM105 205V206H106ZM114 205H116L117 207H114ZM139 205H142L143 206V208L141 209V207L142 206H139ZM167 205H169V207L172 209V210H170V209H168V206ZM188 205H186V206H188ZM264 205V204H263ZM29 206H32V207H29ZM42 206V207H41ZM58 206H59V208H58ZM76 207L77 209H73L72 207ZM126 206H128V207H126ZM131 208H130V207ZM138 208H137V207ZM183 206H179V208H181V207H183ZM17 207V208H18ZM39 207V208H38ZM45 207V208H44ZM47 207L49 208L48 209V211L49 210H52V211H49V212H47ZM56 207V208H55ZM63 207H64V209H63ZM68 207V208H67ZM74 207V208H75ZM78 207H80V208H78ZM89 207V209H87V208ZM92 208H93V205L91 206ZM108 207V208H109ZM121 207H122V209H121ZM136 207V208H135ZM13 208V209H14ZM18 208V209H19ZM32 208V209H31ZM33 208L36 210H33ZM51 208V209H50ZM64 210H62V209ZM103 207H100L99 208V210L100 209H102ZM116 208L118 209V210H116ZM132 208H135V210H136V212H135V210L133 209L132 210ZM148 208V209H147ZM156 208V207H155ZM185 208V207H184ZM188 208V207H187ZM187 208H186V211H187ZM21 209V208H20ZM38 209H40V210H38ZM45 209V210H44ZM53 209H54V211H53ZM58 209V210H57ZM70 209H72V210H75L74 212H72V210H70ZM79 209V210H78ZM84 209H86V210H84ZM104 209L106 210L107 208H105L104 207ZM110 209V208H109ZM108 209V210H109ZM143 209H145V210H143ZM153 209H151V210H153ZM15 210V209H14ZM65 210H67V211H65ZM76 210H78L77 212H76ZM104 210V211H105ZM120 210V211H119ZM122 210V211H121ZM124 210V211H123ZM140 210H143L142 212L140 211ZM150 210V211H151ZM155 210V209H154ZM182 210H183V208H182ZM189 210V209H188ZM194 210V209H193ZM4 211V210H3ZM36 212L35 214L33 213V212ZM38 211H40V212H38ZM43 211V212H42ZM56 211H55V213H56ZM61 211V212H60ZM69 211H71L73 214H74V218H73V215H72V213L70 212V215L68 214V212ZM85 211H88L89 212V214H88V212H86L85 213ZM137 211H140V212H137ZM161 211V210H160ZM161 211V212H162ZM179 211H181V210H179ZM184 211H185V209H184ZM39 214H38V213ZM67 212V213H66ZM83 212V213H82ZM91 212H92V209H91ZM100 211H97V214L99 213ZM102 212V211H101ZM122 212V213H121ZM127 215L128 214V216H125V214ZM133 212V213H132ZM154 212V211H153ZM153 212H150V213H153ZM157 213V215H158V213H159V211H156ZM26 213V214H25ZM55 213H54V215L53 216H56L55 215ZM66 213V214H65ZM119 213H121L122 214V216H121V218L119 219ZM134 213H136L135 215H133ZM137 213H140V215H138ZM141 213L142 214H146V213H148L149 215L147 216V214H146V216L144 217L143 216V218H140V217H142L141 216ZM195 213V214H196ZM198 213H201V212H198ZM3 214V215H2ZM13 214H15V215H13ZM17 214H19V215H21V217L20 216H17ZM87 214V215H86ZM124 214V215H123ZM130 214V215H129ZM160 214V213H159ZM173 214V215H172ZM180 214V213H179ZM202 214H204V213H202ZM212 214V213H211ZM35 215V216H34ZM51 217H50V216ZM67 215L68 217H71V218H68V217H66L65 218V216ZM75 215H76V217H75ZM78 215H79V218H80V220H79V218H78ZM85 215H86V217L87 218H85L84 219V217H85ZM131 215L134 217V216H136V217H134L133 218V220L135 219L136 221H131V219H132V217H131ZM229 215V214H228ZM237 215V214H236ZM23 216V217H22ZM32 216H34V217H32ZM38 216V218H36ZM48 216V217H47ZM81 216V217H80ZM82 216H84V217H82ZM137 216H139V218L137 217ZM232 216H235V215H233L232 214ZM17 217H19V219L17 218ZM40 217V220L42 219ZM47 217V218H46ZM149 217H151V216H149ZM155 217V219L153 220V218ZM158 218H160L159 216H157ZM6 218H5V220H6ZM127 218V219H126ZM130 218V219H129ZM157 218V219H158ZM160 218V219H161ZM191 218V217H190ZM10 219H8L7 218V220H10ZM14 219H12V221H14ZM29 219H32V221H30ZM54 219H55V217H54ZM57 219V220H58ZM77 219V220H76ZM81 219H84L83 220V222L81 223V222H79V221H81ZM129 219V220H128ZM138 219L140 220V222H138ZM150 219L152 220V222H154L155 220H156V215L154 216V213H153V216L151 217V218H149V222L150 223H152L151 221H150ZM160 219H159V221H160ZM188 220V222L186 221H184V220ZM27 220H29V221H27ZM49 220V221H50ZM79 220V221H78ZM86 220V221H85ZM107 220V221H106ZM110 220H113V221H115V222H113V221H111L110 222ZM143 220H142V223H144L143 222ZM146 220H148V218L146 219ZM167 220V221H168ZM173 220L175 221V222H173ZM199 221L198 223H199V228L196 226L197 225V223L195 222V221ZM208 221H209V219H207ZM207 220L205 221V222H207ZM16 221V220H15ZM46 221V220H45ZM67 221V220H66ZM65 221V222H66ZM73 221H70L71 223H73ZM102 221V222H101ZM105 221L107 222V223H105ZM117 221V222H116ZM126 221H124V222H126ZM168 221V222H169ZM54 222V221H53ZM60 222V221H59ZM63 221H61V223H62ZM69 222V221H68ZM68 222H66V223H64L63 222V224H67L68 226H69V228L71 227V225L72 224H69ZM86 222V223H85ZM87 222H88V226L86 225L87 224ZM90 222V223H89ZM137 222V223H136ZM148 222V221H147ZM155 222H157V220L155 221ZM160 222V223H161ZM195 222V224H194V226H193V224L192 223H194ZM212 222V221H211ZM214 222V221H213ZM22 223H25V221L24 222H22ZM54 223H56V220H55V222ZM107 224V225H105V224ZM146 223V222H145ZM144 223V224H145ZM159 222H158V224H160ZM171 223V224H172ZM239 223V222H238ZM26 224V223H25ZM110 224V225H109ZM133 224L131 225L132 226V228L133 229H136L137 230V232L139 231L138 229L141 227V225H137L136 226V228L135 227H133ZM144 224H142V225H144ZM189 224V225H188ZM207 224V223H206ZM205 224V225H206ZM211 224H213V226H214V223H211ZM210 224V225H211ZM82 225V226H81ZM87 227H86V226ZM104 225V226H103ZM182 225L183 226H185L184 227V230H183V228H182ZM208 225V224H207ZM209 225V226H210ZM240 225V227H241V229L243 228V227H245V225H244V223H243V225L244 226H241L242 224L240 223L239 224ZM92 226H93V224H92ZM91 226V227H92ZM100 226H98V227H95L96 228V231L98 230V232H100V231H103V229H102V227H101V230L99 231V228H100ZM115 226V227H114ZM131 226H129V227H131ZM144 226H146V224L144 225ZM144 226H143V228L142 229H145V230H147L148 228H147V226H149V229L148 230H150V227L152 228V225L150 224H148L145 228H144ZM167 226V227H166ZM187 226H189L188 228H187ZM212 226V225H211ZM113 227V228H112ZM116 227V228H117ZM177 227H178V230H179V232H178V230H176L177 229ZM197 227V228H196ZM207 227V226H206ZM239 227V228H240ZM72 228V229H73ZM84 228V229H83ZM93 228V227H92ZM91 228V229H92ZM122 228H124V226L122 227ZM121 228V229H122ZM182 228V232L180 233V229ZM186 228V229H185ZM205 228V227H204ZM208 228V227H207ZM211 228H213V227H211ZM210 228V229H211ZM83 231H82V230ZM88 229V230H89ZM89 230L90 231V234H92V237H90V239L89 240H86L85 239V242H86V244L85 243H82V242H84V241H82L81 242V244H79L77 241H76V244L78 243L79 244V247H77L78 246V244H77V246H76V249H75V251L77 250V248H79L78 250H77V252H76V255H75V257H74V254H75V252H74V254H73V259H75L73 262H75V264H91V263H89V262H91V261H93V259H94V257L95 256H92L91 255V253H93V251L92 252H90L89 250H92L91 249V247H92V245H90V244H92V243H94V242H92V241H95V239H97V238H99V236H98V233H97V235H95V236H97V237H95V238H93L94 237V235H93V233H91V231L93 232V230ZM118 229H120V228H118ZM117 229V230H118ZM121 229L120 230H118V231H120V232H118L117 230H116V233L118 232L119 234H120V236L117 234H115L114 233V231H111V232H113L112 234H111V236H112V242H111V244L113 243V241H114V243H113V245L115 246V242H117V241H115V240H118V239H116L117 237L118 238H120L121 239V237H123L122 239H124L126 236L124 235V232H123V230H122V232H121ZM163 229H164V231H163ZM199 229V230H198ZM202 229V228H201ZM85 230H86V233H85ZM145 230H142L141 231V229H140V232H143V231H145ZM207 229H204V231L205 232H203L202 230V232H203V234L205 233H207V231H206ZM212 230V229H211ZM211 230H209L208 229V234H210L209 233V231H211ZM74 231V230H73ZM76 231V230H75ZM151 231V233H153L152 231V229L150 230ZM161 231H162V233H161ZM77 232V231H76ZM78 232V233H79ZM82 232H83V234H82ZM109 232V231H108ZM146 232V231H145ZM147 232H149V231H147ZM165 232H168V230L167 231H165ZM168 232V233H169ZM202 232H201V234H202ZM77 233V236L79 235ZM89 233V232H88ZM102 233H104V235L105 236H102ZM135 233H136V231H135ZM139 233V232H138ZM167 233V234H168ZM187 233V232H186ZM185 233V234H186ZM195 233V235L197 236L198 235V233L196 234ZM211 233H214V231L212 230L211 231ZM107 234H109V235H107ZM113 234L114 235H116V238H115V236L113 237ZM121 234H122V236H121ZM126 234V233H125ZM143 234V233H139V236L141 237V235ZM148 234V233H147ZM146 233H145V235L143 234V237L144 236H146L147 235ZM158 234V233H157ZM156 234V236H159V234L157 235ZM184 234V236H186V237H184V239H183V237H182V240H181V238L180 239H177V237H176V240H178V241H187V239H188V241H189V239H190V242H191V240L193 239V240H195L196 238H198V237H193L192 239L189 237V238H187V235H188V233L185 235ZM202 234V235H203ZM204 234V235H205ZM208 234H206V235H208ZM83 235V236H82ZM150 235H155V233L154 234H150L149 233V237L151 238V236ZM163 235V239H164V242H165V245H166V243L168 242V245L166 246V248H165V246H164V248L165 249H167L168 248V250H170V245L172 244V243H169V242H171V238H170V240L168 241L166 238H167V236H165V234L163 233L162 234ZM192 235V234H191ZM203 235V238H201V239H199V242H200V240L202 241V243L200 242V243H198V246L199 247H201V249L198 247V248H195V246L197 245V244H194L193 246H189L190 247V249L188 248V249H186V250H188V252H186V253H188V257H191L190 258V260H189V258H187L186 256H187V254L185 253H182V256L184 255V257H181V256H179V259H181V260H179V261H182L183 260V262H182V264H202L201 263V261H198L199 259H196V258H198L199 256H198V253L199 252H201L202 251V244L204 245L205 244V242H204V240H202V239H205V241H210L211 243H212V241H213V244H217L216 246L215 245H213V244H210V243H207V245H209L210 244V247H216V248H213V250L215 249V251H217V249H219V250H222L224 247H226L227 245H224V243L226 242H224L223 241V239H222V237L220 238V236L216 239V237H217V234H213L212 236L210 235V238L212 237V239H210L209 240V238L208 237H206L208 240H206V238H204L205 236ZM91 236V235H90ZM107 236V237H106ZM132 236V238L134 237L135 238V242H140V241H138L139 239H137L135 236H133V235H131ZM131 236H129V238L128 237H126L127 238V243L129 244V242H131V241H128V239H130V237ZM136 236H138V234H136ZM159 236V237H160ZM164 236H165V238H164ZM189 236V235H188ZM193 236V235H192ZM199 236H200V234H199ZM215 236V237H214ZM214 237V238H213ZM94 240H93V239ZM104 238V239H103ZM107 238V239H106ZM114 238V239H113ZM126 238H125V240H126ZM131 238V239H132ZM133 238V239H134ZM142 238V237H141ZM149 238V239H150ZM185 238H187L186 240H185ZM119 239V240H120ZM122 239L120 240L122 243H123V241H122ZM130 239V240H131ZM137 239V240H136ZM144 239V238H143ZM148 239V240H149ZM159 239V241H160V239L162 240V238H158ZM172 240V242H174V244H177L178 245V241H175V240ZM214 239L215 240H217V241H214ZM221 239H222V243H223V245H222V243H220L219 244V242L218 241H221ZM99 240V243L101 242L100 241V238L98 239ZM98 240H96V241H98ZM109 240V241H108ZM125 240H124V242H125ZM146 240V241H145ZM197 240V239H196ZM96 241H95V243H94V245H95V247H97L98 248V245L99 244H97L96 243ZM154 241V240H153ZM152 241V244H150L151 243V241H150V246L151 245H155V243L156 242H158V241H154L153 242ZM167 241V242H166ZM184 242V244L182 245V247L183 246H186V247H188V245H191V243L190 242ZM92 242V243H91ZM121 242H118V243H121ZM135 242H132V246H133V244L135 245ZM146 242V243H145ZM147 242H149V241H147V237H146V239H144V243L145 244H147ZM161 242H163V240L162 241H160V243ZM176 242V243H175ZM198 242V241H197ZM204 242V243H203ZM215 242V243H214ZM87 243H90V244H88L87 245ZM118 243H116L117 244V246H115V247H117V248H119L118 247ZM143 242H142V239H141V243L140 244H144ZM154 243V244H153ZM194 243V241H192V244ZM102 244H100V247L102 248ZM126 244V243H125ZM139 244V245H140ZM185 244H188V245H185ZM200 244V245H199ZM94 245H93V247H94ZM113 245H111V246H113ZM136 245L137 246H139L137 243H136ZM134 246L133 248H136V249H133V250H135V251H133V253H135L136 251L140 254V248L139 247H137V246ZM159 245V244H158ZM162 245V244H161ZM160 245V246H161ZM163 245H164V243H163ZM162 245V246H163ZM212 245V246H211ZM222 245V246H221ZM81 246V247H80ZM91 246V247H90ZM107 246H108V248H107ZM107 246H104V248H105V253H103V254H101V255H99L100 253H102V252H104L103 251V248H102V250H101V248L99 247L98 249L99 250H101L100 251V253H99V250H97V255H96V253H95V255H96V257H95V259L94 260H96L99 256H101V257H107V256H109V257H107V259H110L111 260V262H112V260L114 261L113 262V264L118 260V258L121 260L122 258V253H121V249H120V252L119 251H117V249H115V248H113L115 251H117V252H119V253H116L117 255H120V256H117V258L115 259V253H114V251H111V253L115 256H113L114 258H112V254L111 253H109L110 251H109V247H110V250L112 249L111 248V246H109L108 244H107ZM131 246V247H132ZM146 246H148V244L146 245ZM156 246V245H155ZM173 246H175V245H173ZM180 246V245H179ZM178 246V247H179ZM205 246H206V244H205ZM204 246V247H205ZM218 246V247H217ZM221 246V248H219ZM224 246V247H223ZM131 247H129L130 249H127V250H131L132 251V249H131ZM153 247V246H152ZM176 247V249L178 248L177 246H175ZM175 247L173 248L172 246H171V249L172 250H170V251H173V249L176 251V249H175ZM181 247V246H180ZM186 247H184V248H186ZM192 247H193V249H194V251L192 250ZM197 247V246H196ZM203 247V248H204ZM209 247V248H210ZM223 247V248H222ZM80 248H82V249H80ZM89 248V249H88ZM96 248V249H97ZM125 248V247H124ZM123 248V249H124ZM127 248H128V246H127ZM160 248V247H159ZM163 247H161L160 249H162ZM163 248V250H165ZM184 248H182V249H184ZM112 249V250H113ZM139 249V250H138ZM147 249H148V247H147ZM150 249V248H149ZM181 249V248H180ZM179 249V250H180ZM180 250V251H176L175 253H181L182 251L183 252H185L184 250ZM197 249H200V250H198V251H195V250H197ZM211 249V248H210ZM25 250V249H24ZM125 250V249H124ZM159 250V249H158ZM168 250H167V252H168ZM189 250H191V251H193V252H198L197 254H194L193 252H189ZM218 250V251H219ZM15 251V250H14ZM18 251L20 252V249H18ZM18 251H17V254L20 256V258H26V257H22L21 255H23L22 253L20 254V253H18ZM82 252V255H81V252ZM94 251H96V250H94ZM126 251V250H125ZM130 251V252H131ZM226 251V252H225ZM225 251H223L222 250V252L224 253V255H226L227 257L230 255L229 253L230 252H228L227 250H225ZM16 252V251H15ZM26 252H28V251H26ZM60 252H61V250H60ZM86 252H88V253H90V256L91 257H93V258H89V254L87 253V255H86ZM130 252H128L127 251V253L126 252H124L125 253V255L124 256H127V254H129V256L128 257H130V260L129 261H131V259L133 260V262H134V259H136L137 258V256H139L138 254H137V252L135 253V254H133L132 253V255L133 256H135V257H133L132 255L130 256ZM148 252H149V250H148ZM155 253L157 252L156 250L154 251ZM163 252V251H162ZM166 252V253H167ZM221 252V251H220ZM99 253V254H98ZM109 253V255H107ZM121 253V254H120ZM123 253V254H124ZM150 254H151V252H149ZM158 253V252H157ZM157 253L155 254L156 256H158V255H160V254H158L157 255ZM164 253V252H163ZM163 253H161V254H163ZM191 253H193V255H191L190 256V254ZM203 252H201V253H199V254H202ZM28 253H25V256L27 255ZM228 254V255H227ZM17 255V257H19ZM31 254H29L28 256H30ZM99 255V256H98ZM106 255V256H105ZM141 255V254H140ZM143 256H139V257H144L145 259H147L146 257H147V254L145 253H143L142 254ZM144 255H146V257L144 256ZM152 255V254H151ZM181 255V254H180ZM24 256V255H23ZM34 258V261H32L33 260V258ZM30 256V260L32 261H28V258L27 259H24V260H26V261H28V264H32L33 262H34V264H36L35 263V255H31ZM86 256V257H85ZM98 256V257H97ZM124 256H123V258H124ZM154 256V255H153ZM195 256H197V257H195ZM248 256V255H247ZM79 257H81V258H79ZM84 257H85V259H84ZM124 258V259H127V261H128V259L129 258ZM137 258L138 259V261H140L139 259L140 258ZM244 257H246V256H244ZM249 257V256H248ZM250 257H251V255H250ZM252 257H254L253 255H252ZM39 258H41V257H38L37 256V259H39ZM76 258H79V260L77 261L76 260ZM144 258L142 259V262H144L145 261V263H146V261L147 260H144ZM152 258V257H151ZM187 258V259H186ZM43 259V258H42ZM42 259L40 260V261H42ZM48 259H52V258H48ZM88 259V260H87ZM103 259H105V258H103ZM107 259H105V260H102V258H101V262L99 263V262H97L98 261V259L96 260V263H98V264H102L103 263V261L105 262V263H103V264H110L111 262H110V260H109V262H108V260ZM148 259H149V256H148ZM160 258H157L156 259V257L153 259V263H156V264H158L157 262H154V260H159ZM192 259V260H191ZM245 259V258H244ZM249 259H251V260H253L252 258H248V260ZM44 260V259H43ZM84 260V261H83ZM90 260V261H89ZM150 260V259H149ZM147 261L148 263L147 264H150V263H152V259H151V261ZM197 260V261H196ZM247 260V259H246ZM255 260H256V258H254V260L251 262L250 260V262H251V264H258V262H259V264L261 263V260H256V262H255ZM39 261V262H40ZM79 261H81V262H79ZM100 261V260H99ZM107 261V262H106ZM160 261V262H159ZM158 262H159V264H161V260H159ZM187 261V262H186ZM18 262V261H17ZM20 262V261H19ZM18 262V263H19ZM25 262V261H24ZM29 262H31V263H29ZM37 262V264H38V260L36 261ZM43 262V261H42ZM42 262L41 263H39V264H42ZM77 262V263H76ZM84 262V263H83ZM87 262V263H86ZM94 262V261H93ZM117 262H120V261H117ZM117 262L115 263V264H117ZM124 262H125V260H124ZM253 262H255V263H253ZM23 263V262H22ZM44 263H45V260H44ZM43 263V264H44ZM95 263V262H94ZM121 263H123V260H121ZM120 263V264H121ZM136 263H137V261H136ZM152 263V264H153ZM179 263H181V262H179ZM244 264H245V262H243ZM242 263V264H243ZM247 263L249 264V262L247 261ZM246 263V264H247ZM263 263V262H262ZM261 263V264H262ZM25 264H27V262H25ZM125 264H127V262L125 263ZM128 264H131V263H128ZM133 264V263H132ZM138 264V263H137ZM139 264H140V262H139ZM142 264V263H141ZM144 264V263H143ZM163 264V263H162ZM239 264V263H238ZM264 264V263H263Z\"/></svg>",
  "mask_w": 264,
  "mask_h": 264
},
{
  "label": "bare ground",
  "instance_id": "bare-ground-1",
  "mask_svg": "<svg viewBox=\"0 0 264 264\" xmlns=\"http://www.w3.org/2000/svg\"><path fill=\"white\" fill-rule=\"evenodd\" d=\"M94 1H96V0H94ZM93 0H0V91H1V89L3 90V88L5 89L6 88V86H3V84L5 85V84H16V85H13V86H15L16 88H17V85H20L18 88H20L21 86V89L23 88V86H24V84H25V86H31V87H33V86H36V85H33L34 83L36 84H38L39 82H40V84L39 85H37V87H35V89L36 88H38L40 85V87L41 88H39V89H41L42 90V88H45L46 86H47V81H49L50 79H51V75H50V78H49V80H48V78H45V77H47V75L46 74H48L49 75V73L50 72H53L52 74H54V71H55V73H56V75H57V73L58 72H56V70L57 71H60V70H58L59 68H57L56 67V69L54 68L53 70L54 71H49V69H51L52 68V66H62L63 65V68H64V66L66 67V66H68L69 64H68V62H70V61H72L70 64H71V66L74 64H78L80 61H79V59L78 58H80L81 57V61L83 62V64H84V62H85V59L87 58V59H89L88 58V54L90 53V55H91V57L93 56V58H97V56L99 55V57L100 58H102V59H106L107 60V62L110 60V59H112V55H113V58L115 59V57H116V55H117V57H119L118 56V54H120V51H119V53L118 54H116V55H114L113 54V50L115 51L116 49H118L119 50V48H120V46L122 47L123 45H120L119 46V44L123 41L124 43H125V40L124 39H126V37L124 38L123 36V34H125L126 36H127V34H131L130 36H133V35H135V37L133 36V38H135L134 40H137V39H139L140 41H141V39H143V38H147L145 35V37L143 36V35H141L142 33H143V28H142V25L144 24V25H151V24H149V23H152V20L150 21V20H148L150 17H153V18H155L154 19V24L153 25H151V26H155V25H157L156 23H158V27L160 26V30H162L163 28H165V23H166V21L169 19H172V20H174V21H176V23H179V22H181V21H183V24L186 22V24L190 21L189 19H188V22H187V15H189L188 16V18L190 17V15L193 13V12H191V11H193L194 9V11H197L198 13H200V15H202L203 16V2L201 1V2H199V0H198V2H199V6H200V3H201V12L197 9L196 10V8H198V4H196V3H193V2H196L197 0H97L96 2H99V7H100V9L102 8V10L100 11V9L97 11L98 12V14H97V16L99 15V13L100 12H103L102 14H100V19L101 20H99L98 21V19L99 18H96L95 17V12H93V9L96 7V3L94 4L93 2H94ZM219 1H221V0H219ZM227 1V0H226ZM230 1V0H229ZM233 1V0H232ZM239 0H237V4L238 5H240L239 3L240 2H238ZM248 0H244V2H247ZM252 2H253V0H251ZM250 0L248 1V4L247 3H244L243 1H241L242 3H244V5L245 4H247V6H245V8H246V10L248 9V5H249V10H250V8H251V11H253V9L255 10H257L258 8L257 7H255L254 8V6L256 5L255 3H257V4H259L258 2H256V1H258V0H254V2L252 3ZM259 1H262V0H259ZM192 2V4H190ZM207 2H208V0H207ZM218 2V1H217ZM250 2L252 3V4H250ZM221 3H223L221 6L222 7H224L223 9H224V15L225 16H227V14H225V12H227L228 14H229V10H231L232 8V6H230V7H228L229 5H227V8L229 9H227L225 6V4H227L228 3V1H227V3H225V1L223 2V1H221ZM236 3V2H235ZM101 4V5H100ZM190 4V5H189ZM195 4V5H194ZM204 4H207V3H204ZM214 4L215 3H213V4H211L213 7H214ZM229 4H231V3H229ZM93 5H94V7H93ZM191 5H194V6H197V7H192ZM210 5V4H209ZM208 5V6H209ZM217 5V4H216ZM238 5H234V7H236L237 8V6ZM242 6H244L243 4H241ZM251 5V6H250ZM241 6V7H242ZM259 6H261V5H259ZM258 6V7H259ZM263 6V5H262ZM200 7H199V9H200ZM207 7V5H205V9L206 10H209V9H207L206 8ZM221 7V8H222ZM240 7V8H241ZM215 8V7H214ZM216 8H217V6H216ZM218 8H220V7H218ZM226 8V9H225ZM235 8V9H236ZM243 8V7H242ZM244 8V9H245ZM263 8V7H262ZM193 9V10H192ZM204 9V10H205ZM216 10V9H215ZM220 10V9H219ZM222 10V9H221ZM220 10V14H222L223 12ZM234 10V9H233ZM248 10V11H249ZM264 9H262L261 11H263ZM94 11H95V9H94ZM115 11H118L117 13L115 12ZM212 11V10H211ZM229 11V12H228ZM243 10L241 9V12H242ZM260 11V12H261ZM191 12V13H190ZM208 13H209V11H207ZM231 12H234V11H231ZM238 12V11H237ZM241 12H239V14H237V15H240L241 14ZM246 12V11H245ZM250 12V11H249ZM40 13H41V15H40ZM112 13H115V14H113L114 16L115 15H117V17H115L116 19H112V18H109L110 16L109 15H111V17H113L112 16ZM197 13V14H198ZM202 13V14H201ZM205 13V12H204ZM216 13V12H215ZM215 13H213V14H215ZM251 13V12H250ZM255 13V12H254ZM257 13V12H256ZM129 14H131V15H129ZM193 14H195V12L193 13ZM196 14V15H197ZM207 14V13H206ZM220 14H219V17H220ZM253 14V13H252ZM42 15H45V16H43V17H41ZM101 15H104V16H101ZM128 15L130 16V18H128ZM199 15V14H198ZM208 15V14H207ZM212 15V14H211ZM251 15V14H250ZM257 15V14H256ZM258 15H261V14H258ZM202 16H200V17H202ZM215 16V15H214ZM217 16V15H216ZM176 17V18H175ZM177 17H178V19L180 18V17H182L183 18V20H179L178 21V19H177ZM191 17H194V16H191ZM210 17V16H209ZM208 17V18H209ZM212 17H213V15H212ZM222 17H223V14H222ZM221 17V18H222ZM228 17V16H227ZM230 17H231V15H230ZM230 17H228V19L230 18ZM235 17V16H234ZM241 17H243V15L241 16ZM175 18V19H174ZM197 18H198V16H197ZM196 18V16H195V19H197ZM207 18V19H208ZM236 18H239V17H236ZM111 19V20H110ZM157 19V20H156ZM167 19V20H166ZM194 19V18H193ZM199 20L201 19V18H198ZM216 19V18H215ZM219 19V18H218ZM227 19V18H226ZM225 19V20H226ZM245 19V18H244ZM244 19L242 18L241 20H243V22H244ZM147 20L149 21L148 23H147ZM206 20V19H205ZM221 20V19H220ZM224 20V19H223ZM234 19L232 18V21H233ZM236 21H238L237 19H235ZM235 20H234V22H235ZM246 20H248V19H246ZM146 21V23H144ZM156 21H158V22H156ZM165 21V22H164ZM171 21V20H170ZM173 21V22H174ZM203 21V20H202ZM202 21H201V23H202ZM212 21V20H211ZM211 21H210V23H211ZM214 21V20H213ZM213 21H212V24H216V23H213ZM253 21V20H252ZM156 22V23H155ZM193 22V21H192ZM191 22V23H192ZM208 22V21H207ZM215 22V21H214ZM219 23H220V21H218ZM221 22H222V20H221ZM227 22V21H226ZM225 21H224V25H225V23H226ZM230 22V21H229ZM229 22H227V27H228V24H230ZM239 23L241 22L242 23V21H238ZM246 22V21H245ZM244 22V23H245ZM130 23H132V25L130 24ZM167 23H169V21H167ZM166 23V24H167ZM175 23V22H174ZM197 23V22H196ZM200 23V22H199ZM219 23H218V25H219ZM235 23H237V22H235ZM247 23H250V21L248 20L247 22H246V24ZM252 23V22H251ZM257 23V22H256ZM259 23V22H258ZM164 24V25H163ZM180 24V23H179ZM183 24H182V26H183ZM186 24L184 25L185 27H187L186 26ZM203 24V23H202ZM234 24V23H233ZM232 23H231V27H232V29H233V26H235V24L233 25ZM260 24V23H259ZM144 26V28H146L145 30L146 31H148L149 29H148V26ZM170 25V24H169ZM168 24H167V30H169L170 29V27H169V29H168V26H169ZM171 25H172V23H171ZM176 25H178V24H176ZM196 24H194L193 26H195ZM209 25V24H208ZM221 25H222V23H221ZM221 25H220V27H221ZM233 25V26H232ZM244 25V24H243ZM248 25V28H249V25L250 24H247ZM246 25V26H247ZM252 25V24H251ZM250 25V27H252ZM256 25V24H255ZM151 26H149V27H151ZM162 26H164L163 28H162ZM179 26V25H178ZM188 26H190V25H188ZM206 26V25H205ZM217 26V25H216ZM225 26V27H226ZM176 27V26H175ZM181 27V26H180ZM202 27H204L203 25H202ZM201 27V28H202ZM208 27H210V26H208ZM214 27V26H213ZM231 27H230V30H231ZM241 27H243V26H241ZM241 27H240V31H241ZM258 27V26H257ZM156 28V27H155ZM162 28V29H161ZM165 28V29H166ZM190 28H191V26H190ZM192 28H194V27H192ZM198 28V27H197ZM197 28L195 29V30H197ZM207 28V27H206ZM210 28H212V27H210ZM209 28V29H210ZM218 28H219V26H218ZM222 28H223V26H222ZM235 28V27H234ZM243 28H247V27H243ZM164 29V30H165ZM178 29V28H177ZM176 29V30H177ZM202 29H204V30H206L205 28H202ZM208 29V30H209ZM215 29V28H214ZM228 30H229V28H227ZM226 29V30H227ZM238 29H239V27H238ZM259 29V28H258ZM144 30V31H145ZM151 30H152V28H151ZM158 30H159V28H158ZM157 30V31H158ZM159 30V31H160ZM163 30V31H164ZM171 30H172V28H171ZM171 30H169V33H170V31ZM175 30V29H174ZM180 30H181V28H180ZM200 30V29H199ZM217 31H218V29H216ZM227 30V31H228ZM233 30H235V29H233ZM246 30V29H245ZM249 30V29H248ZM254 30H256V26H255V28L253 27V31ZM156 31V29H155V32H157ZM159 31H158V33H159ZM163 31H161V32H163ZM182 31V30H181ZM181 31H179V32H181ZM186 31H190V30H186ZM192 31V30H191ZM201 31V30H200ZM209 31H211V30H209ZM212 31H213V29H212ZM222 31H224V30H222ZM238 31V30H237ZM251 31V30H250ZM150 32V31H149ZM148 32V33H149ZM152 32V31H151ZM161 32H160V34H161ZM204 32V31H203ZM202 32V33H203ZM205 32H207V33H209L208 31H205ZM204 32V33H205ZM219 32V31H218ZM226 32V31H225ZM230 33H232L233 32V34H234V31H229ZM239 32V31H238ZM243 32V31H242ZM241 32V33H242ZM245 32H247V31H245ZM252 32V31H251ZM257 32V31H256ZM127 33V34H126ZM147 33V32H146ZM154 33V32H153ZM168 33V34H169ZM183 33H184V31H183ZM187 33V32H186ZM194 33V32H193ZM196 33V32H195ZM199 33V32H198ZM201 33V32H200ZM199 33V34H200ZM201 33V34H202ZM213 33V32H212ZM215 33H216V31H215ZM219 33H221V32H219ZM249 33V32H248ZM252 33H255V32H252ZM133 34V35H132ZM143 34H145V32L143 33ZM156 34V33H155ZM178 34V33H177ZM182 34V33H181ZM210 35H211V33H209ZM208 34V35H209ZM221 34H224L225 35V33H221ZM237 34V33H236ZM239 34V33H238ZM250 34V33H249ZM97 35V36H96ZM140 35H141V37H143V38H141L140 37ZM151 35H153V34H151ZM162 35H163V33H162ZM172 35V34H171ZM193 35V34H192ZM217 35H219V34H216V36ZM228 35V34H227ZM251 36H252V34H250ZM80 36H81V38H83V37H85L84 38V40L86 39V41H85V43H84V40L82 41L83 42V44H81L80 43V41L78 42L80 45H77L78 43L77 42H75V41H77V39L78 38H80ZM96 38H95V37ZM139 38H138V37ZM157 36H159V35H157ZM167 36V35H166ZM175 36V35H174ZM179 36V35H178ZM181 36H185V34L184 35H181ZM189 36V35H188ZM194 36H195V34H194ZM193 36V37H194ZM204 36V35H203ZM202 36V37H203ZM226 36V35H225ZM239 36H241V35H239ZM244 36H246L245 34H244ZM243 36V37H244ZM75 37H76V39H75ZM78 37V38H77ZM151 37V36H150ZM154 37H155V35H154ZM171 37V36H170ZM176 37V36H175ZM174 37V38H175ZM196 38L197 37H199V36H195ZM207 37V36H206ZM212 36H210V38H211ZM213 37H215V36H213ZM220 37H221V35H220ZM233 37V36H232ZM238 37V36H237ZM250 37V36H249ZM248 37V39H250ZM124 38V39H123ZM130 38V37H129ZM129 38L126 40V41H128L129 40ZM152 38V37H151ZM163 38V37H162ZM177 38H179V37H176L175 39H177ZM181 38H183V37H181ZM185 38V37H184ZM192 38V37H191ZM190 38V39H191ZM195 38V39H196ZM209 38V39H210ZM222 39H223V37H221ZM226 38V37H225ZM224 38V40L223 41H225V40H227V42H228V40L229 39H225ZM230 38V37H229ZM242 38V37H241ZM131 39V38H130ZM148 39V38H147ZM147 39H143V40H147ZM154 39V38H153ZM158 39V38H157ZM160 39V38H159ZM173 39V35H172V37H171V40ZM174 39V40H175ZM186 39H187V37H186ZM201 39V38H200ZM216 39V41L215 42H217L218 40V38L216 37L215 38ZM232 39V38H231ZM245 41H246V39L245 38H243ZM252 39V38H251ZM264 39V38H263ZM79 40V39H78ZM133 40V39H132ZM142 40V41H143ZM150 40V39H149ZM152 40V39H151ZM170 40V38H168V41ZM181 40H183V39H181ZM194 40V39H193ZM196 40H198V39H196ZM201 40H203V39H201ZM206 40H207V38H206ZM232 40H234L235 41V39H234V37H233V39ZM140 41H136V42H139L140 44H143L144 42H140ZM177 41H178V39H177ZM185 40H183V41H178V42H184ZM187 41V40H186ZM189 41V40H188ZM192 41V40H191ZM205 40H203L202 41V45H203V42H204ZM222 41V40H221ZM222 41V42H223ZM233 41V42H234ZM239 41V40H238ZM237 41V42H238ZM242 41V40H241ZM248 41H250V40H248ZM131 42H133V41H131ZM130 42V43H131ZM147 42L149 43V41L147 40ZM146 42V43H147ZM155 42V41H154ZM157 42V41H156ZM162 42H163V40H162ZM171 42V41H170ZM196 42H198V41H196ZM196 42L194 43V44H196ZM209 42H211L210 40H209ZM218 42H220V41H218ZM217 42V43H218ZM231 42V41H230ZM76 43V44H75ZM134 43H135V41H134ZM145 43V44H146ZM172 43V42H171ZM173 43H176L175 41L173 42ZM187 43V42H186ZM207 43H208V40H207ZM214 43V42H213ZM213 43H211V44H213ZM226 43V42H225ZM224 43V44H225ZM260 43V42H259ZM122 44V43H121ZM126 44V43H125ZM133 44V43H132ZM138 44V43H137ZM177 44V43H176ZM184 44H185V42L182 44L183 46H184ZM206 44V43H205ZM204 44V45H205ZM210 44V45H211ZM244 44V43H243ZM147 45V44H146ZM164 45V44H163ZM186 45V44H185ZM188 45H190V44H188ZM187 45V46H188ZM198 45V44H197ZM196 45V46H197ZM223 45V44H222ZM245 45V44H244ZM105 48V53L103 54V56L104 57H101V55H102V51L103 50H101V48H103V47ZM139 46V45H138ZM144 47H143V50H145L144 48H147V47H145V45H143ZM150 46V45H149ZM176 46H178L179 47V45H176ZM183 46H181V47H183ZM187 46L185 47V49L187 48ZM194 47H195V45H193ZM206 46H207V44H206ZM217 46V45H216ZM219 46H220V44H219ZM126 47H128V46H126ZM137 47V46H136ZM155 47V46H154ZM159 47V46H158ZM169 47H171V46H169ZM174 47H175V44H174ZM190 47V46H189ZM188 47V48H189ZM198 47H202V46H199L198 45ZM212 47V46H211ZM214 47V46H213ZM241 47H243V46H241ZM240 47V48H241ZM76 48H77V50H76ZM79 48H81L80 49V51H79V53H77V51L79 50ZM92 50H91V49ZM94 48H96L95 50L96 51H93L94 50ZM99 48H100V50H101V55L100 54H97V56L96 55H92V53H94V54H96L97 53V51L99 50ZM123 49H128V48H125V46L124 47H122ZM121 48V49H122ZM131 48H132V46H131ZM140 48H142V47H140ZM153 48V47H152ZM177 48V47H176ZM187 48V49H188ZM207 48H208V46H207ZM210 48V47H209ZM234 48H236V47H234ZM87 49H88V51H87ZM123 49H122V53H124V51H123ZM135 50H137L136 48H134ZM162 49V48H161ZM173 49H175V48H173ZM178 49H180V48H178ZM186 49V50H187ZM190 49H192L191 47H190ZM205 49V48H204ZM219 49V48H218ZM223 49V48H222ZM74 50V51H73ZM76 50V51H75ZM91 50V51H90ZM99 50V51H100ZM147 51H148V53H149V48L148 49H146ZM170 50V49H169ZM171 50H172V48H171ZM176 51H177V49H175ZM181 50V49H180ZM183 50H184V48H183ZM200 50V49H199ZM232 50V49H231ZM240 50V49H239ZM242 50V49H241ZM244 50V49H243ZM242 50V51H243ZM246 50V49H245ZM248 50V49H247ZM261 50V49H260ZM127 51H129V50H127ZM127 51H126V53H127ZM142 51V50H141ZM152 51V50H151ZM174 51V50H173ZM173 51H172V53H173ZM176 51H175V53H176ZM211 51V50H210ZM219 51V50H218ZM76 53V55L78 54L79 55V57L77 56L76 58L78 59V63L76 62V63H73V61L75 60L76 61V58H74V57H72V56H70V55H73L72 53ZM134 53H135V51H134ZM205 53H206V51H205ZM227 53H228V51H227ZM226 53V54H227ZM230 53H231V51H230ZM236 53H237V50H236ZM240 53H241V51H240ZM240 53L238 54V56L240 55ZM243 53H244V51H243ZM67 54V56L66 57H64L65 55ZM129 54V53H128ZM133 54V53H132ZM132 54H130V55H132ZM139 54V53H138ZM143 54V53H142ZM146 54V53H145ZM144 54V55H145ZM150 54V53H149ZM152 54V53H151ZM171 54V53H170ZM179 54V53H178ZM181 54V53H180ZM183 54V53H182ZM186 54V53H185ZM215 55H216V53H214ZM218 54V53H217ZM242 54V53H241ZM255 54H256V50H255ZM259 54V53H258ZM75 55V54H74ZM73 55V56H74ZM89 55V56H90ZM136 55V54H135ZM153 55H155L154 53L151 55V57L153 58ZM169 55V54H168ZM168 55H167V57H168ZM175 55V54H174ZM190 56H191V54H189ZM189 55H188V57H189ZM220 55V54H219ZM233 55V54H232ZM85 56V57H84ZM95 56V57H94ZM115 56V57H114ZM120 56H121V54H120ZM127 56V55H126ZM129 56V55H128ZM137 56V55H136ZM148 56V55H147ZM146 56V57H147ZM158 56V55H157ZM166 56V55H165ZM173 58H176V57H174L173 55H171ZM184 56V55H183ZM214 56V55H213ZM224 56H225V54H224ZM231 56V55H230ZM259 56H261L260 54H259ZM63 57V58H62ZM83 57V58H82ZM116 57V58H117ZM121 57H124V55H122ZM121 57H119L120 59H121ZM130 57V56H129ZM171 57V58H172ZM179 57H181L180 55H179ZM194 57V56H193ZM197 57V56H196ZM195 57V58H196ZM216 57V56H215ZM214 57V58H215ZM227 57V56H226ZM237 57V56H236ZM240 57V56H239ZM243 57V56H242ZM255 57V56H254ZM71 58H72V60H71ZM96 58H95V60H96ZM99 58V59H100ZM138 58V57H137ZM136 58V59H137ZM148 58V57H147ZM164 58V57H163ZM170 57H169V60L171 59ZM178 58V57H177ZM182 58V57H181ZM183 58H186V60L188 59L187 57H183ZM200 58V57H199ZM205 58V57H204ZM221 58V56L219 57V59ZM230 58V57H229ZM232 58V57H231ZM238 58V57H237ZM236 58V59H237ZM241 58V57H240ZM245 58V57H244ZM253 58V57H252ZM55 59V63H53L54 61L53 60ZM58 60V62H57V60ZM86 59V61H90V60H87ZM92 59V58H91ZM120 59H119V61H120ZM126 59V58H125ZM125 59H123L124 61H125ZM154 59V58H153ZM152 59V60H153ZM165 59H166V57H165ZM168 59V58H167ZM223 59V58H222ZM225 59H227V58H224V60ZM235 59V60H236ZM239 59V58H238ZM260 59V58H259ZM258 59V60H259ZM262 59V58H261ZM264 59V58H263ZM48 60L50 61V62H52V64L51 63H47L48 62ZM52 60V61H51ZM84 60V61H83ZM93 60V59H92ZM95 60H93V61H95ZM113 60V59H112ZM118 60V59H117ZM141 60H143V59H141ZM145 60V59H144ZM147 60V59H146ZM145 60V61H146ZM155 60H158V61H160L159 60V58H156ZM164 60V59H163ZM188 60H190V59H188ZM198 60V59H197ZM241 60V59H240ZM240 60H238V61H240ZM96 61H98V58H97V60ZM100 62H101V60H99ZM144 61V62H145ZM154 61V60H153ZM162 61V60H161ZM167 61V60H166ZM185 61V60H184ZM193 61H194V58H193ZM199 61V60H198ZM213 61V60H212ZM221 61V60H220ZM219 61V63H221ZM223 61V60H222ZM81 62V63H82ZM110 62H111V60H110ZM109 62V63H110ZM141 62V61H140ZM164 62V61H163ZM185 62H187V61H185ZM189 62V61H188ZM201 62V61H200ZM215 62V61H214ZM227 62H228V59H227ZM244 62V61H243ZM246 62V61H245ZM257 62H259V61H257ZM73 63V64H72ZM88 63H92V62H88ZM87 63V64H88ZM94 63V62H93ZM97 63V62H96ZM122 64H123V62H121ZM126 63H128V62H126ZM141 64V63H139V62H136V64ZM151 63V62H150ZM169 63V62H168ZM208 63V62H207ZM210 63V62H209ZM225 63V62H224ZM237 63V62H236ZM248 63V62H247ZM252 63V62H251ZM67 64V65H66ZM90 64L88 65V66H90ZM95 64V63H94ZM101 64V63H100ZM105 64H108V63H105ZM104 64V65H105ZM114 64V63H113ZM115 64H117L116 62H115ZM145 64V63H144ZM147 64V63H146ZM151 64H153V63H151ZM151 64H149V66L151 65ZM157 64V63H156ZM155 63H154V65H156ZM162 63L160 62L159 63V65H161ZM165 64H167V62L165 63ZM192 64V63H191ZM205 64V63H204ZM223 64V63H222ZM226 64H228V65H230L229 63H226ZM225 64V65H226ZM238 64H240L239 62H238ZM241 64L243 65V63L241 62ZM81 64H79V66H80ZM86 64H84L83 65V67H86L85 66ZM103 65V64H102ZM102 65H100V66H102ZM109 65V64H108ZM107 65V66H108ZM129 65V64H128ZM153 65V66H154ZM172 65H173V63H172ZM178 65V64H177ZM193 65V64H192ZM208 65V64H207ZM228 65H226V66H228ZM234 65H235V67L237 66L236 64H233V68H234ZM70 66V65H69ZM75 66H78V65H75ZM92 66V65H91ZM119 66V65H118ZM124 66V65H123ZM123 66H121V67H123ZM136 66V65H135ZM141 66H143L142 64H141ZM148 66V65H147ZM162 66H164V64H162ZM162 66H160V67H162ZM166 66V65H165ZM168 66H169V64H168ZM182 66V65H181ZM188 66V65H187ZM206 66V65H205ZM211 66V65H210ZM218 66H220V65H218ZM222 66V65H221ZM231 66H232V64H231ZM246 66H249V65H247L246 64ZM82 67V65L79 67L80 69H84V68H81ZM93 67V66H92ZM121 67H119V68H121ZM128 67V66H127ZM127 67H124V68H127ZM150 67H152V65L150 66ZM157 67V69H158V65L156 66ZM155 67V68H156ZM167 67V66H166ZM170 67H171V65H170ZM193 67H195V66H193ZM193 67L191 68V70H190V68H189V70L190 71H192V69H193ZM212 67H214L213 65H212ZM223 67V66H222ZM238 67V66H237ZM241 67V66H240ZM239 67V68H240ZM61 68V67H60ZM63 68H61V69H63ZM71 68V67H70ZM78 68V67H77ZM90 68V67H89ZM95 68V67H94ZM106 68V67H105ZM112 68H113V65H112ZM117 68V67H116ZM143 68V67H142ZM145 68V73H146V69H147V67H144ZM172 68L174 69V67L172 66ZM175 68H178V67H175ZM182 68H183V66H182ZM185 68L186 67H184V70H185ZM204 68H206V67H204ZM203 68V69H204ZM208 69H209V71L212 69H210L209 67H207ZM215 68H216V65H215ZM219 68V67H218ZM227 68V67H226ZM262 68V67H261ZM65 69V68H64ZM75 69V68H74ZM111 69V68H110ZM115 69V67L113 68V70ZM127 69H129V68H127ZM131 69V68H130ZM138 69H140V65H139V67H138ZM156 69V70H157ZM164 69V68H163ZM167 69V68H166ZM166 69H164L165 71H166ZM180 69V68H179ZM197 69V68H196ZM200 69V68H199ZM202 69V68H201ZM200 69V70H201ZM202 69V71H206V69L205 70H203ZM214 69V68H213ZM245 69V68H244ZM46 70H48L47 72H45V73H43L44 71H46ZM52 70V69H51ZM67 70V69H66ZM69 70V69H68ZM79 70V69H78ZM87 70V69H86ZM103 70V69H102ZM121 70H125V69H121ZM135 70H136V68H135ZM143 70V69H142ZM141 70V71H142ZM152 70V69H151ZM154 70V69H153ZM161 69H158V71H160ZM164 70L163 71H160L161 73L163 72L164 73ZM169 69H167V71H168ZM172 70V69H171ZM177 69H175V71H174V73L175 72H177L176 71ZM181 70V69H180ZM179 70V71H180ZM187 70H188V67H187ZM187 70H185V71H187ZM198 70V69H197ZM196 70V71H197ZM216 69H214V70H212V71H215ZM222 70H225V73H226V69H222ZM233 70V69H232ZM231 70V71H232ZM237 70H239V69H237ZM64 71V70H63ZM62 71V72H63ZM69 71H74V72H76V70H69ZM79 71H81V70H79ZM88 71H90V70H88ZM108 72H109V70H107ZM128 71V70H127ZM127 71H122V72H124V74L127 72ZM131 70H129L128 72H127V74L130 72ZM139 71V70H138ZM178 71V72H179ZM182 71V70H181ZM190 71H188V73L190 72ZM217 72L219 71V69H217L216 70ZM228 71H229V68H228ZM236 70H234V71H232L233 72V75H235L234 74V72H235ZM244 71V70H243ZM68 71H66L65 73L66 74H68L67 73ZM83 72V71H82ZM86 72V71H85ZM91 72V71H90ZM101 72V71H100ZM99 72V73H100ZM122 72H120V73H122ZM132 72V71H131ZM160 72H158V73H160ZM171 72V71H170ZM203 72V73H204ZM207 72V71H206ZM220 72V71H219ZM263 72V71H262ZM42 73L43 74H45V75H42ZM61 73V72H60ZM65 73H63V74H65ZM81 73V72H80ZM87 73H89V72H87ZM93 73H95V70H94V72ZM96 73H97V71H96ZM98 73V74H99ZM102 73H104V71L102 72ZM106 73V72H105ZM105 73H104V76H105ZM110 73V72H109ZM108 73V74H109ZM133 73H135V72H133ZM141 73V72H140ZM142 73H144V71H142ZM155 73V72H154ZM167 73V72H166ZM172 73H173V71H172ZM185 73V72H184ZM198 73V72H197ZM197 73H195L194 72V74H197ZM202 73V74H203ZM216 72H214V74H215ZM235 73H237V71L235 72ZM240 73V72H239ZM242 73V72H241ZM65 74V75H66ZM71 74H73L72 72H70V76H71ZM83 74H84V72H83ZM108 74H107V76H108ZM124 74H122V75H117V74H115V73H112V74H110L109 75V77H107L106 76V78H109V79H106L107 81H109V80H111L110 82H115V80H116V82L118 81V82H120V85L122 84V83H126L125 85H126V88L128 87V86H130V84L132 85L133 83L135 84L136 82H139L138 80H140L141 79V81L143 82L144 80L142 79V77H143V74H142V76H141V74L140 75H136V76H133V77H123V75ZM126 74V75H127ZM149 74V73H148ZM147 74V75H148ZM153 74V73H152ZM152 74H150V75H152ZM171 74V73H170ZM178 74V73H177ZM186 74H187V72H186ZM185 74V75H186ZM192 74H193V72H192ZM202 74H200V71H199V75H202ZM209 74V73H208ZM208 74H206V76L208 75ZM212 74V73H211ZM218 75H220L219 73H217ZM217 74H216V79H219V78H217ZM221 74H223V72L221 73ZM238 74V73H237ZM245 74H247V73H245ZM264 74V73H263ZM262 74V75H263ZM69 75V74H68ZM86 75H88V74H86ZM85 75V76H86ZM96 75V74H95ZM111 75H112V77H115L116 76V78H111ZM125 75V76H126ZM132 75V74H131ZM145 75V74H144ZM147 75H145V77H146V80H147ZM160 75V74H159ZM159 75H157V77L159 78ZM162 75V74H161ZM164 75V74H163ZM198 75V74H197ZM225 75V74H224ZM230 75H231V72H230ZM229 75V76H230ZM248 75V74H247ZM258 75V74H257ZM4 76H9V78H7L8 80H5V78L3 79V77ZM45 76V77H44ZM58 76H59V74H58ZM57 76V77H58ZM61 76V75H60ZM76 76V75H75ZM83 76V75H82ZM81 76V77H82ZM100 76H101V73H100ZM100 76L98 75V77L100 78ZM166 76H167V74H166ZM173 76H175V75H172V77ZM186 76H188V75H186ZM194 76V75H193ZM193 76H192V78H193ZM196 76V75H195ZM205 76V75H204ZM210 76V75H209ZM213 77H214V75H212ZM226 76V75H225ZM225 76H224V78H225ZM232 76V75H231ZM237 76V75H236ZM235 76V77H236ZM240 76V75H239ZM242 76H243V73H242ZM55 77V76H54ZM66 77V76H65ZM68 77V76H67ZM87 77H89V76H87ZM97 77V76H96ZM149 77H151V76H149ZM155 77H156V74H155ZM168 77L170 78L171 76L169 75V72H168ZM168 77H167V79H168ZM197 77V76H196ZM196 77H194V78H196ZM200 77V76H199ZM211 77V76H210ZM228 77V76H227ZM234 77V78H235ZM80 78V77H79ZM95 78V77H94ZM102 78H103V76H102ZM105 78V77H104ZM144 78V77H143ZM157 78V79H158ZM183 78V77H182ZM185 78V77H184ZM184 78H183V80H184ZM190 78V77H189ZM202 78H204V77H202ZM212 78V77H211ZM221 78H223V77H221ZM247 78V77H246ZM259 78V77H258ZM262 78V77H261ZM44 79H46L45 81H46V85H45V81H43ZM52 79H53V77H52ZM57 79V78H56ZM55 79V80H56ZM72 79V78H71ZM83 79V78H82ZM86 79V78H85ZM88 79V78H87ZM113 79V80H112ZM149 79V78H148ZM162 81L164 80L163 79V77L162 78H160ZM160 79H159V81H160ZM167 79H165V80H167ZM171 79V78H170ZM174 79V78H173ZM191 79V78H190ZM215 79V80H216ZM228 79V78H227ZM230 79V81H231V78H229ZM229 79H228V81H229ZM237 79H240V78H237ZM242 79V78H241ZM241 79L239 80V81H241ZM244 79V78H243ZM5 80V81H4ZM54 80V79H53ZM52 80V81H53ZM76 80H77V76H76ZM89 80V79H88ZM100 80H102L101 78H100ZM105 80V81H106ZM146 80H145V82L144 83H146L147 84V82H146ZM152 81L151 82H153V79H151ZM164 80V82H166ZM172 80V79H171ZM198 80V79H197ZM201 80V79H200ZM209 80H211V79H209ZM214 80V79H213ZM212 80V81H213ZM233 80V79H232ZM235 80H236V78H235ZM248 80H249V78H248ZM7 81V82H6ZM42 81H43V84L45 85V87H44V85H43V87H42ZM51 81V80H50ZM49 81V82H50ZM60 81V80H59ZM63 81H65V80H63ZM72 81V80H71ZM91 81H92V78H91ZM106 81V82H107ZM121 81H124V82H121ZM141 81H140V83H141ZM149 83H150V81L149 80H147ZM156 82H157V80H155ZM175 81H177V80H175ZM174 81V82H175ZM190 81V80H189ZM193 81V80H192ZM201 81H203V79L201 80ZM221 81H223V80H221ZM227 81V80H226ZM234 81V80H233ZM238 80H237V82H239ZM4 82H6V83H4ZM56 82V81H55ZM60 82H62V81H60ZM67 82V81H66ZM69 82H70V80H69ZM69 82H67V83H69ZM73 82V81H72ZM86 82V81H85ZM88 82V81H87ZM95 82V81H94ZM98 82V81H97ZM102 82H104V81H102ZM174 82L172 81V83L174 84ZM187 83H188V85H189V83L190 82H188V81H186ZM186 82H184L185 84H186ZM194 82V81H193ZM205 82H207V79H206V81ZM210 82V81H209ZM208 82V85L210 84ZM214 82H216V81H214ZM213 82V83H214ZM219 82V81H218ZM232 82V81H231ZM235 82V81H234ZM233 82V83H234ZM237 82H235L236 84H237ZM241 82H243V81H241ZM240 82V83H241ZM244 82H245V80H244ZM243 82V83H244ZM50 83H52V82H50ZM49 83V84H50ZM63 83V82H62ZM65 83V82H64ZM75 83V82H74ZM82 83V82H81ZM93 83V82H92ZM101 82H98V83H94L95 85L96 84H100ZM129 83V85H127ZM154 83V82H153ZM159 83H161V81L159 82ZM178 83V82H177ZM196 82H194V84H195ZM198 83V82H197ZM202 83H204V82H202ZM227 83V82H226ZM246 83H247V81H246ZM7 84V85H8ZM21 84H23V85H21ZM73 84V83H72ZM86 84V83H85ZM89 85H90V83H88ZM93 84V85H94ZM102 84V83H101ZM105 84V83H104ZM104 84H102V86L104 85ZM109 84H111V83H109ZM113 84V83H112ZM112 84H111V86H112ZM115 84V83H114ZM117 84V83H116ZM133 84V85H134ZM137 84V83H136ZM145 84V85H146ZM162 84V83H161ZM169 84H170V82H169ZM193 84V83H192ZM199 84H201V82L199 83ZM205 84V83H204ZM221 84L223 85V83L221 82V83H218V85H220L221 86ZM225 84V83H224ZM228 84V83H227ZM229 84H231V83H229ZM228 84V85H229ZM248 84V83H247ZM246 84V85H247ZM251 84V83H250ZM249 84V85H250ZM10 85H8L10 88L12 87V86H10ZM33 85V86H32ZM54 85H57V84H54ZM61 85V84H60ZM65 85L67 86V84L65 83ZM69 85V88H67V90H69V89H71V87H70V85L71 84H68ZM94 85V86H95ZM107 85H108V83H107ZM125 85H124V87H125ZM142 85H144V84H142ZM153 85V84H152ZM164 85H165V83H164ZM177 85V84H176ZM198 85V84H197ZM205 85H207V84H205ZM215 85V84H214ZM228 85H223L224 86V88H226L227 89V87L226 86H228ZM238 85V84H237ZM8 86H7V89H9L8 88ZM24 86V88H26ZM52 86V85H51ZM58 86V85H57ZM75 86V85H74ZM77 86V85H76ZM80 86V85H79ZM83 86H84V84H83ZM90 86H92V85H90ZM90 86H88V87H90ZM101 86V87H102ZM106 85H104V87H105ZM115 86V85H114ZM122 86V85H121ZM148 86V85H147ZM158 86H160L159 84H158ZM184 86V85H183ZM186 86V85H185ZM184 86V87H185ZM193 86V85H192ZM229 86H231L232 87V85H229ZM233 86H235L236 87V85L234 84ZM244 86V85H243ZM254 86V85H253ZM15 87H14V90H15ZM63 87H64V85H63ZM62 87V88H63ZM68 87V86H67ZM87 87V85H85L84 87H79L80 89L79 90H81L80 91V94L81 95H79V96H83V98H84V94H82V92H85V93H87L88 91V88ZM100 87V86H99ZM103 87V88H104ZM109 88H110V86H108ZM108 87H106L105 88V90L107 91L109 88ZM151 87V86H150ZM172 87H174V86H172ZM182 87V86H181ZM183 87V88H184ZM189 87V86H188ZM188 87H186V90H187V88ZM196 87V88H195ZM199 87H200V85H199ZM199 87L198 86H194V89H199ZM203 87V88H202ZM204 87L205 88H207L206 86H203V84H202V86H201V89H202V91H200V89H199V91H200V93H197L198 91L197 90H194V92L195 91H197V92H195V93H197V94H195V93H193V91L191 92V94H190V92H189V96H191L192 94H194V95H196V98H195V96L193 97V96H191V98L189 97V96H187L188 98L185 100L184 99V95H183V99L184 100H182L183 102L182 103H180V104H182L181 106H183L180 110L179 109H177V111L175 110L176 108V106H174L173 107V103L175 102H173L172 104H170V106H169V103L168 104H165V105H168L169 106V108H171V107H173V108H175L174 110V112L176 113V115H178V116H176V115H174L175 117H173V115L172 114H174V113H172L171 111L172 110H170L169 112L171 113H167L166 111L168 110V107L166 106V108H167V110L166 111H164V112H166L167 114V116L162 112V110L160 111H158V112H162V114H159V115H157V114H155V115H157L156 116V118H154L155 120L153 121V120H149L150 122H151V124H150V126H152V129H154L153 127H155L156 128V126H157V128L159 129V128H161L162 127V129H163V127H164V124H165V126L166 125H168L169 124V120H172V117L173 118H175V119H177V118H179V121L178 120H176V123H177V121H178V125H179V123H181V125H180V127H184V125H185V127H186V121H184V120H186V119H194L195 118V114H197L199 117H197L196 119H198V118H200V116L202 117L206 112H207V105H206V109L205 108H203V104L201 103V101H200V99L201 100H203L199 95L200 94H204ZM210 87H212V86H210ZM240 87H242V85L240 86ZM240 87L239 86H237L236 88H239L240 89ZM23 88V89H24ZM47 88H49V85L47 86ZM46 88V89H47ZM61 88V87H60ZM74 88V87H73ZM76 88H78V87H76ZM83 88V89H82ZM91 88V87H90ZM113 88H115V87H113ZM130 88H131V86H130ZM135 88H137V86L135 87ZM140 88V87H139ZM138 88V89H139ZM142 88V87H141ZM193 88V87H192ZM209 88V87H208ZM218 88V87H217ZM220 88H223L222 86L220 87ZM223 88V89H224ZM233 88V87H232ZM235 88V89H236ZM247 88V87H246ZM257 88V87H256ZM256 88H253V90H252V92L254 91V89H256ZM13 88H11V90H12ZM21 89H18L19 91H21V94L22 93H27V89H29V88H27V89H25V91H23V90H21ZM31 89H33V88H31ZM46 89H45V91H46ZM51 89V88H50ZM50 89H48L49 90V92H50ZM53 89V88H52ZM84 89H86V90H84ZM94 89H95V87H94ZM98 88H96V90H97ZM112 89V88H111ZM122 89V88H121ZM124 89V88H123ZM144 89H146V88H144ZM149 89H153V88H149ZM155 89H157V88H155ZM159 89H160V87H159ZM158 89V92L161 90H159ZM214 89V88H213ZM225 89V90H226ZM230 89V88H229ZM228 89V90H229ZM235 89H233V90H235ZM243 89V88H242ZM6 90V89H5ZM44 90V89H43ZM42 90V91H43ZM64 90H66V89H64ZM74 90V89H73ZM92 90H93V88H92ZM91 90V91H92ZM96 90H94V91H96ZM102 90V88L100 89V91ZM110 90V89H109ZM113 90V89H112ZM116 91H118L117 90V87H116V89H115ZM115 90H113V91H115ZM126 90V89H125ZM127 90H129L128 88H127ZM126 90V91H127ZM133 90V89H132ZM142 90V89H141ZM163 90V89H162ZM161 90V91H162ZM170 90V89H169ZM174 90V89H173ZM177 90V89H176ZM175 90V91H176ZM183 90H185V88L183 89ZM186 90H185V92H186ZM190 90V89H189ZM188 90V91H189ZM208 89H205V92L207 91ZM216 90V89H215ZM218 90V89H217ZM216 90V91H217ZM9 90H7V91H5V93L6 92H8ZM15 91H17V90H15ZM35 91H37V90H35ZM44 91V92H45ZM55 91H56V89H55ZM71 91V90H70ZM93 91V92H94ZM106 91H104L103 90V92L105 93ZM115 91V92H116ZM121 91V90H120ZM149 91V90H148ZM154 91V93H155V91L156 90H153ZM180 91H182V90H180ZM208 91H210V88H209V90ZM212 91V90H211ZM224 91V90H223ZM227 91V90H226ZM236 91V90H235ZM239 91V90H238ZM249 91V90H248ZM29 92V91H28ZM40 92V91H39ZM48 92V91H47ZM46 92V93H47ZM52 92V91H51ZM73 92H77L78 93V91H73ZM108 92V91H107ZM111 92V93H110ZM110 92H109V94H112V91L110 90ZM119 92V91H118ZM122 92V91H121ZM128 92V91H127ZM134 92V91H133ZM132 92V94H134ZM135 92L136 93H139L140 91H136L135 90ZM157 92V91H156ZM169 92V91H168ZM174 92V91H173ZM202 92V93H201ZM220 92H222V91H220ZM228 92V91H227ZM226 92V93H227ZM237 92V91H236ZM244 92V91H243ZM257 92H258V90H257ZM1 93H4V90H3V92L1 91L0 92V95H1ZM4 93V94H5ZM9 93V92H8ZM8 93H6V94H8ZM10 93H12V95H13V93H16V92H11L10 91ZM10 93L8 94V96H10L11 97V95H10ZM25 93H24V95H25ZM31 93V91L29 92V93H27V94H30ZM33 93V92H32ZM35 93V92H34ZM53 93V92H52ZM55 93V92H54ZM66 93H68V98L69 97H71V93L70 92H68V91H66ZM92 93V92H91ZM95 93V92H94ZM101 92H99V90H98V94L99 95H101L100 94ZM130 93V92H129ZM143 94H144V91L142 92ZM147 93H151V91H149V92H147ZM181 93V92H180ZM187 93V92H186ZM215 93V92H214ZM219 93V92H218ZM217 93V94H218ZM249 93V92H248ZM253 93H255V91L253 92ZM252 93V94H253ZM4 94H2V95H4ZM18 94H19V92H18ZM21 94H20V97H21ZM26 94V95H27ZM39 94H41V93H39ZM38 94V95H39ZM50 94V93H49ZM93 94V93H92ZM96 94V96H97V92L95 93ZM103 94V93H102ZM105 94H107V93H105ZM125 94V92L123 93V95ZM131 94V93H130ZM141 94V93H140ZM139 94V95H140ZM160 94V93H159ZM179 94V93H178ZM206 94V93H205ZM211 93H209V95H210ZM223 94V93H222ZM229 94V93H228ZM245 94V93H244ZM250 94H251V92H250ZM256 94V93H255ZM36 94H34V96H35ZM38 95H36V96H38ZM43 95H46V94H43ZM42 95V96H43ZM53 94H50V97L52 96ZM64 94H62V96H63ZM67 95V94H66ZM70 95V96H69ZM76 95V94H75ZM90 95V94H89ZM108 95V94H107ZM114 95H115V93H114ZM118 95V94H117ZM122 95V93L120 94V96ZM126 95V94H125ZM129 95V94H128ZM149 96H150V99H152L151 98V96L154 98V94H148ZM154 95V96H153ZM164 95H167V93H165ZM169 95H171V93L169 94ZM174 95V94H173ZM173 95H171V96H173ZM181 95V94H180ZM208 97H210L208 94H206ZM206 95H204V96H206ZM214 95V94H213ZM212 95V96H213ZM224 95V98H225V94H223ZM232 95H234L233 94V92H232V94H231V96ZM240 95H242V94H240ZM239 95V96H240ZM254 95V94H253ZM264 95V94H263ZM29 96V95H28ZM27 96V97H28ZM32 96H33V94H32ZM33 96V97H34ZM57 95H53L52 97H56ZM60 96V95H59ZM74 95H72V97H73ZM78 95L77 96H74L75 98L76 97H79ZM113 95H111V97H112ZM119 96V97H120ZM131 96V95H130ZM129 96V97H130ZM136 96V97H135ZM135 96H132L133 98H129V97H127L126 99L125 98H123L122 97V99L124 100L125 99V101H127L126 103H128L127 105H126V103L124 102V101H122L121 103H125L124 104V109L126 110V111H128V109L130 110L131 109V107L132 108H134V109H131V111L133 110V111H135V112H138V114H139V111H136L135 109H137L138 107H136V106H138V104H136L135 102V98H137V96L138 95H135ZM142 96V95H141ZM158 96V95H157ZM162 95H159L158 97L160 98ZM168 96V95H167ZM176 96V95H175ZM198 96V97H197ZM202 96V95H201ZM218 96V95H217ZM220 96H221V94H220ZM228 96H230V95H228ZM259 96V95H258ZM260 96H262V95H260ZM2 97V96H1ZM0 97V98H1ZM18 97V96H17ZM24 97H26V96H24ZM41 96H39L38 98H40ZM61 97V96H60ZM60 97H56V99H58L59 100V98ZM64 97H66L65 95H64ZM91 97V96H90ZM94 97V96H93ZM98 97H100V96H98ZM103 97V96H102ZM117 97V96H116ZM124 97H126V96H124ZM139 97V96H138ZM144 97L146 98V97H148V96H145L144 95ZM157 97V98H158ZM164 97V96H163ZM200 97V98H199ZM208 97H205V99H207ZM254 97H257V96H254ZM4 98H6V100H7V98H9V97H4ZM13 99H14V97H12ZM11 98V100H13ZM46 98V97H45ZM80 98V97H79ZM97 98V97H96ZM101 98V97H100ZM108 98V97H107ZM106 98V99H107ZM110 98V97H109ZM115 98V97H114ZM143 98V97H142ZM144 98V99H145ZM162 98V97H161ZM166 98V97H165ZM168 98V97H167ZM178 98V97H177ZM189 98H190V100L192 101V103H191V101H190V103H189V108H187L188 110L190 109V107H191V105L190 104H196V105H194V106H197L198 105V101H195V100H197V98H198V100H199V104H200V106L198 105V107H194L193 105V107H194V109L196 108V112L193 114L194 115V117L193 118H191L190 117V115L192 114L191 113V111H188V110H186L185 109V107L186 106H184V105H187L188 106V102H186L185 103V101H187V100H189ZM204 98V97H203ZM211 98H213V97H211ZM221 98V97H220ZM232 98V97H231ZM237 98H238V96H237ZM251 98H253V96L251 97ZM257 98H259V97H257ZM256 98V99H257ZM262 98H264V97H262ZM3 99V98H2ZM21 99V98H20ZM23 99V98H22ZM29 99H31V100H33V102L35 101L32 97L31 98H29ZM28 99V100H29ZM36 100H37V98H35ZM43 99V98H42ZM47 99H48V101L50 100H53V99H50V98H48L47 97ZM60 99H62V98H60ZM71 99V98H70ZM87 99V98H86ZM95 99V98H94ZM105 99V98H104ZM111 99V98H110ZM109 99V100H110ZM113 99V98H112ZM111 99V100H112ZM120 99V100H119ZM115 98V100H116V102L118 101L119 103H120V101L122 100L121 99V97L120 98ZM133 101H135V102H133ZM135 99V100H134ZM138 99V98H137ZM147 99V98H146ZM170 99H172V98H170ZM169 99V100H170ZM218 99H219V97H218ZM221 99H223V96H222V98ZM227 99V98H226ZM254 99V98H253ZM9 100V99H8ZM10 100V101H11ZM19 100V99H18ZM27 100V99H26ZM26 100H24L25 102H26ZM30 100V101H31ZM55 100V99H54ZM57 100V101H58ZM62 100H66L67 101V99H62ZM79 100V99H78ZM77 100V101H78ZM81 100H82V98H81ZM91 100V99H90ZM103 100V99H102ZM109 100H107L108 101V103L109 104H113V103H110L109 102ZM141 100V99H140ZM155 100H157V99H155ZM166 100V99H165ZM174 100H176L175 99V97H174ZM178 101H180L181 99H177ZM208 100V99H207ZM207 100H205L206 102H207ZM210 100V99H209ZM208 100V101H209ZM225 100V99H224ZM229 100H230V98H229ZM259 102H260V98L259 99H257ZM2 101V100H1ZM1 101H0V103H1ZM16 101V100H15ZM23 101V100H22ZM23 101V102H24ZM30 101H28V103L27 104H29V102ZM45 101V100H44ZM47 101V100H46ZM60 101V100H59ZM76 100L74 101V103L75 102H77ZM84 101H85V99H84ZM93 101H95V100H93ZM92 101V102H93ZM98 101L99 100H97V102L96 103H98ZM150 101V100H149ZM167 101V100H166ZM165 101V102H166ZM172 101H173V99H172ZM177 101V102H178ZM196 102V103H193V102ZM204 101V100H203ZM214 101V100H213ZM212 101V102H213ZM216 101V100H215ZM215 101L213 102L214 104H215ZM249 101V100H248ZM252 101V100H251ZM250 101V102H251ZM258 101L256 102V104L258 103ZM3 102V101H2ZM14 102V101H13ZM22 102V103H23ZM24 102V104H26ZM32 102V101H31ZM40 102H43L42 100L40 101ZM52 102V101H51ZM50 102V104H52ZM53 102H55V101H53ZM61 102H63V101H60V103ZM71 102H73V101H71ZM103 102V101H102ZM106 102V101H105ZM113 102V101H112ZM132 102L136 105H134V107H133V105H132ZM140 102H142V101H140ZM143 102H145V101H143ZM146 102H148V100L146 101ZM152 102V101H151ZM155 102H157V101H155ZM158 102H160V101H158ZM162 102V101H161ZM217 102V101H216ZM222 102V101H221ZM263 102V101H262ZM4 103V102H3ZM18 103H20V102H18ZM18 103H17V105H18ZM21 103V104H22ZM36 102H34V104H35ZM45 103V102H44ZM42 104V106H44L45 107V105L47 104V102H46V104ZM59 103V102H58ZM59 103V104H60ZM67 103H68V101H67ZM70 103V102H69ZM86 103H87V101H86ZM88 103L89 104H86V106H89L90 105V102L88 101ZM153 103H154V101H153ZM185 103V104H184ZM204 103V102H203ZM223 103V102H222ZM226 103H228L227 101H226ZM233 103V102H232ZM240 103V102H239ZM244 103V102H243ZM247 103V106H248V104L249 105H251V107H252V105L254 104V105H256L255 104V101L253 102V104H252V102H251V104L250 103H248V102H246ZM5 104V103H4ZM20 104V105H21ZM33 104V105H34ZM37 104H38V102H37ZM62 105H63V103H61ZM65 104V103H64ZM71 104V103H70ZM73 104V103H72ZM76 104V103H75ZM77 104H80L79 102L77 103ZM82 104V103H81ZM101 104V103H100ZM114 104H116V103H114ZM123 104L121 105V106H123ZM129 104H130V106H129ZM154 104H156V103H154ZM179 103H178V105H180ZM203 106H202V105ZM205 104V103H204ZM208 105H209V103H207ZM235 104V103H234ZM264 104V103H263ZM13 105H15L14 103H13ZM16 105V106H17ZM19 105V106H20ZM23 105V104H22ZM32 105V104H31ZM57 105V107L58 106H61V105H58V104H56ZM67 105H69V104H67ZM74 105V104H73ZM83 105V104H82ZM85 105V104H84ZM105 105V104H104ZM125 105L128 107H130V108H127V107H125ZM145 105V104H144ZM144 105H142V106H144ZM151 105V104H150ZM157 105V104H156ZM161 105V104H160ZM164 105V104H163ZM163 105H161V106H163ZM172 105V106H171ZM175 105V104H174ZM176 105H177V103H176ZM212 105V104H211ZM216 108H218V104L216 103ZM226 104H224V106H225ZM230 105V104H229ZM259 104H257V106H258ZM6 106V105H5ZM5 106H4V108H5ZM12 106V105H11ZM47 106V105H46ZM71 106V105H70ZM92 106V105H91ZM99 106V105H98ZM106 107H108V105L106 104L105 105ZM140 106V105H139ZM153 106V105H152ZM151 106V107H152ZM160 106V107H161ZM215 106V105H214ZM221 106V105H220ZM232 106V105H231ZM238 106H240V105H238ZM243 106V105H242ZM256 106V107H257ZM13 107H15V106H13ZM12 107V108H13ZM23 107V106H22ZM27 107H29V106H27L26 105V108ZM33 107V106H32ZM41 107V106H40ZM43 107V109H45ZM57 107H56V109H57ZM65 107V106H64ZM85 107V106H84ZM101 107H102V104H101ZM141 107V106H140ZM145 107H146V105H145ZM145 107L144 108H142L143 110L145 109ZM165 107V106H164ZM163 107V108H164ZM177 107H180V106H177ZM209 107V106H208ZM227 107V106H226ZM234 108H236L235 106H233ZM254 107V106H253ZM259 107H261L262 108V106H261V103H260V106ZM17 108H18V106H17ZM20 108V107H19ZM18 108V109H19ZM25 108V107H24ZM25 108V109H26ZM31 108V107H30ZM36 108H37V105H36ZM42 108V107H41ZM52 108H54V110L56 111V112H59L58 114H60V110H62L63 112H64V110L65 109H67V108H62V109H60V110H56L55 109V107L53 106ZM51 108V106L49 107V109L51 110L52 109ZM114 108V107H113ZM122 108V109H123ZM148 108V107H147ZM153 108H156V107H153ZM152 108V109H153ZM165 108V109H166ZM210 108V107H209ZM215 107H213V109H214ZM216 108L214 109L215 111H217V112H215V113H218V110H216ZM221 108V107H220ZM224 108L225 107H223V108H221L222 110H224ZM245 108V107H244ZM260 108V109H261ZM9 109V108H8ZM14 109V108H13ZM21 109V108H20ZM48 109V110H49ZM64 109V110H63ZM73 109V108H72ZM84 109V108H83ZM82 109V110H83ZM87 110H88V108H86ZM101 109V108H100ZM102 109H104V107L102 108ZM108 109V108H107ZM110 109H112V108H110ZM117 109H119V108H117ZM149 109V108H148ZM159 109V106L157 107V109H154V110H158ZM184 109H185V111L187 112H184ZM191 109H193L192 107H191ZM206 110V112H205V110ZM211 109V108H210ZM209 109V110H210ZM240 109H242L243 110V108H239V110ZM253 109H255V107L253 108ZM256 109H258V107L256 108ZM260 109H258V110H260ZM4 110V109H3ZM10 110H11V107H10ZM10 110L8 111L9 113H10ZM26 110H28V109H26ZM50 110H49V112H50ZM53 110V109H52ZM81 110V109H80ZM86 110V111H87ZM105 110H106V108H105ZM137 110H139V109H137ZM141 110V109H140ZM150 110V109H149ZM148 110V111H149ZM164 110V109H163ZM212 110V109H211ZM230 110H232V109H230ZM234 110V109H233ZM232 110V111H233ZM249 110V109H248ZM247 110V111H248ZM2 111V110H1ZM1 111H0V113H1ZM17 111V110H16ZM19 111V110H18ZM24 112H25V110H23ZM22 111V112H23ZM35 111V110H34ZM42 112H44V111H47V109H45L44 111L43 110H41ZM54 111V112H55ZM71 111H73V110H71ZM71 111L69 110L68 112L72 115V113H71ZM107 111H110V110H107ZM116 111V110H115ZM147 111V110H146ZM147 111V112H148ZM184 113H183V112ZM228 111V110H227ZM226 111V112H227ZM235 111V110H234ZM241 111V110H240ZM255 111V110H254ZM257 111V110H256ZM264 111V110H263ZM27 112V111H26ZM30 112H32V111H30ZM51 112H53V111H51ZM62 112V113H63ZM65 112H67V111H65ZM76 112H78L77 110H76ZM75 112V113H76ZM88 112V111H87ZM117 112V111H116ZM116 112H114V113H116ZM121 112V111H120ZM119 112V113H120ZM140 112H143V111H140ZM152 112V111H151ZM150 112V113H151ZM156 112V111H155ZM154 112V113H155ZM205 112V113H204ZM225 112V111H224ZM223 112V113H224ZM230 112V111H229ZM239 112V111H238ZM246 112V111H245ZM249 112V111H248ZM3 113V112H2ZM13 113H14V110H13ZM13 113L11 114L12 116H14L13 115ZM28 113V112H27ZM33 113V112H32ZM75 113H73L74 115H75V117H76V114ZM89 113V112H88ZM87 113V114H88ZM106 113V112H105ZM108 113V112H107ZM121 113H124L123 111L121 112ZM127 113V112H126ZM128 113L130 114V116H132V117H130L129 115V119H130V123H131V126L130 127H133V126H136V127H134V128H137V126L139 127V128H141L142 127V129L143 128H145V127H147L149 124H147V123H149L148 121H147V123H143V122H146L144 119L143 120H140L139 121V118H140V116H138V114L136 113H134L133 112V115L128 111ZM208 113H209V111H208ZM220 113H221V111H220ZM240 113V114H239ZM238 114H239V117L241 116V112H239ZM256 113V112H255ZM261 113V112H260ZM8 114V113H7ZM15 114V113H14ZM20 114V113H19ZM23 114H25V113H23ZM29 114V113H28ZM39 114V113H38ZM45 114H47V118H48V115L49 116H51L50 117V119L53 117L52 115H50V114H48V113H45ZM64 114H66V116H67V118H68V115H67V113H64ZM69 114V115H70ZM99 114V113H98ZM110 114H111V112H110ZM110 114L108 113V115L110 116ZM141 114H144V113H141ZM147 113L145 112V115H146ZM149 114V113H148ZM152 115H153V112L151 113ZM151 114H150V116H151ZM211 114V113H210ZM231 114V113H230ZM235 114V113H234ZM249 114V113H248ZM262 114V113H261ZM10 115V114H9ZM16 115V114H15ZM18 115V114H17ZM36 116H38L37 114H35ZM40 115V114H39ZM56 115V113L54 114V116ZM74 115H72L73 117H74ZM92 115V114H91ZM144 115V116H145ZM170 115H172V116H170ZM212 115H213V113H212ZM216 115V114H215ZM225 115V114H224ZM247 115V114H246ZM0 116H2V114L0 115ZM6 116V115H5ZM4 116V117H5ZM31 116V115H30ZM90 116V115H89ZM118 116V115H117ZM123 116V115H122ZM121 115H120V117H122ZM125 116H126V114H125ZM143 115H142V118L144 117ZM148 116V115H147ZM189 116V117H188ZM210 116V115H209ZM231 116V115H230ZM235 116V115H234ZM233 116V117H234ZM243 116V115H242ZM253 116V115H252ZM263 116V115H262ZM15 117V116H14ZM13 117V118H14ZM20 117V116H19ZM23 117H25V119L27 120V118H26V116H23ZM34 117V116H33ZM43 118H44V116H42ZM58 117V116H57ZM91 117V116H90ZM146 117V116H145ZM152 117V116H151ZM153 117H155V116H153ZM171 117V118H170ZM177 117V118H176ZM204 117H206V118H208L207 117V115L205 116L204 115ZM216 117V116H215ZM214 117V118H215ZM223 117V116H222ZM233 117H231V118H233ZM239 117H237V118H239ZM257 117V116H256ZM3 118V117H2ZM11 118V117H10ZM22 118V115H21V117L19 118V119H21ZM32 118V117H31ZM37 118V117H36ZM61 118H64V117H62L61 116ZM66 118V117H65ZM71 118V117H70ZM78 118V117H77ZM108 118V117H107ZM126 118V117H125ZM146 118H148V117H146ZM150 118V117H149ZM148 118V119H149ZM206 118H204V120L206 119ZM210 118V117H209ZM231 118H228V119H231ZM235 118H236V116H235ZM236 118V119H237ZM241 118V117H240ZM250 118H251V116H250ZM258 118V117H257ZM264 118V117H263ZM6 119V118H5ZM9 119V118H8ZM30 119V118H29ZM38 119V118H37ZM45 119V118H44ZM49 119V120H50ZM54 119V118H53ZM59 119V118H58ZM58 119H56V116H55V121H56V123L58 122ZM69 119V118H68ZM74 120H75V118H73ZM72 119V120H73ZM81 119V118H80ZM115 119H116V117H115ZM129 119H127V120H125V121H128ZM152 119V118H151ZM174 119V120H175ZM202 119V121H204L203 120V118H201ZM211 119H213V118H211ZM216 119V118H215ZM242 119V118H241ZM240 119V120H241ZM244 119V118H243ZM246 119V118H245ZM249 119V118H248ZM258 119H260V118H258ZM2 119L0 118V121H1ZM7 120V119H6ZM5 120V121H6ZM10 120H12V119H10ZM9 120V121H10ZM18 120V119H17ZM24 120V119H23ZM52 120V119H51ZM54 120H52V122H54L55 123V121ZM61 120V119H60ZM64 120V119H63ZM98 120V119H97ZM103 120V119H102ZM108 120V119H107ZM121 120V119H120ZM173 120V121H174ZM181 120L182 121H184V122H181ZM189 120H187L188 122H189ZM209 120V119H208ZM235 120V119H234ZM239 120V119H238ZM239 120V121H240ZM250 120V119H249ZM253 120V119H252ZM65 121H66V119H65ZM64 121V122H65ZM77 121H79V119L77 120ZM82 121V120H81ZM80 121V122H81ZM96 121V120H95ZM116 121V120H115ZM123 121V120H122ZM133 121H134V124H133ZM192 121V120H191ZM194 121V120H193ZM198 121H201V120H198ZM213 121H214V119H213ZM224 122H226L225 120H223ZM237 121V120H236ZM243 121H245V122H247L246 120H243ZM24 122V121H23ZM26 122V121H25ZM32 122V121H31ZM40 122V121H39ZM83 122V121H82ZM90 122V121H89ZM104 122V121H103ZM110 122V121H109ZM119 122V121H118ZM121 122V121H120ZM154 122V123H153ZM166 122H168V124L166 123ZM172 122V121H171ZM175 122V121H174ZM187 122V123H188ZM215 122V121H214ZM241 123H243L242 121H240ZM239 122V123H240ZM253 122H255L254 120H253ZM5 124H6V122H4ZM8 123V122H7ZM12 123V122H11ZM18 123H20L19 122V120H18ZM22 123V122H21ZM33 123H34V121H33ZM47 123V122H46ZM49 123H50V121H49ZM48 123V124H49ZM59 123H60V121H59ZM73 123V122H72ZM78 124H79V122H77ZM95 123V122H94ZM100 123V122H99ZM116 123V122H115ZM123 123H124V121H123ZM141 123H143L144 124V127H143V124H141ZM183 123H184V125H183ZM191 123V122H190ZM193 123H197V122H193ZM201 123V122H200ZM208 123V122H207ZM249 123H251V121L249 122ZM4 124V125H5ZM10 124V123H9ZM13 124H15L14 122H13ZM23 124V123H22ZM38 124V123H37ZM52 124V123H51ZM68 124V123H67ZM67 124H66V126H67ZM81 124V123H80ZM82 124H84V123H82ZM136 124V125H135ZM145 124H147L146 126H145ZM171 124V123H170ZM173 124V123H172ZM189 124V123H188ZM198 124H199V122H198ZM201 124H203V123H201ZM209 124H211V123H209ZM217 124H219V126H220V121H219V123L217 122ZM233 124H234V121H233ZM232 124V125H233ZM236 124V123H235ZM260 124V123H259ZM263 124V123H262ZM3 125V124H2ZM19 125V124H18ZM18 125H16V126H18ZM25 125V124H24ZM41 125V124H40ZM59 125V124H58ZM69 125V124H68ZM73 125V124H72ZM77 125V124H76ZM119 125V124H118ZM122 125V124H121ZM124 125H126V124H124ZM130 125V124H129ZM128 125V126H129ZM176 126H177V124H175ZM195 125H197V124H195ZM213 125V124H212ZM225 125V124H224ZM230 125V124H229ZM229 125H227L228 127H229ZM232 125H230V126H232ZM23 126V125H22ZM27 126V125H26ZM26 126H24V127H26ZM31 126V125H30ZM51 126V125H50ZM49 125H48V127H50ZM53 126V125H52ZM56 126H57V124H56ZM60 126H62V125H60ZM65 126V125H64ZM78 126V125H77ZM81 126H83V125H80L79 127H81ZM86 126V124L84 125V127ZM88 126V125H87ZM89 126L90 127H92V125L89 123ZM123 126V125H122ZM150 126L148 127V129L150 128ZM161 126V127H160ZM170 126V125H169ZM176 126L174 127V128H176ZM205 126H207V125H205ZM205 126H203V127H205ZM215 125H213V127H214ZM226 126V125H225ZM234 126V125H233ZM233 126H232V128H233ZM241 126H242V124H241ZM241 126L239 127V128H241ZM247 126V125H246ZM248 126H250L249 124H248ZM253 126V125H252ZM252 126H250V127H252ZM258 126V125H257ZM259 126H261V125H259ZM3 127H5V126H3ZM8 127H10V126H8ZM13 127V126H12ZM12 127H10V128H12ZM29 127V126H28ZM47 127V128H48ZM58 127V126H57ZM57 127H56V129H57ZM63 127V126H62ZM79 127H78V129H79ZM124 128L123 129H125V126H123ZM129 127V128H130ZM168 127V126H167ZM179 127V126H178ZM194 127L195 126H193V128H190V126H189V128L190 129H193L194 130ZM198 127V126H197ZM196 127V128H197ZM1 128V127H0ZM20 128H21V125H20ZM53 128H54V126H53ZM59 129H62V128H60V127H58ZM70 128V127H69ZM72 128V127H71ZM81 128H83V127H81ZM89 128V127H88ZM109 128V127H108ZM107 128V129H108ZM122 128V127H121ZM169 129H171L170 127H168ZM174 128H173V130H174ZM187 128V127H186ZM219 128H222V126L221 127H219ZM260 128V127H259ZM15 129L17 130V127H15ZM22 129V128H21ZM24 129H26V128H24ZM50 129V128H49ZM74 129H77V128H74ZM84 129V128H83ZM158 129H156V130H158ZM169 129H167V130H169ZM200 129H201V125H200ZM206 129V128H205ZM205 129H202V130H205ZM209 129V128H208ZM216 129V128H215ZM218 129V128H217ZM216 129V130H217ZM225 129V128H224ZM224 129H222V131L224 130ZM245 129H248V128H245ZM2 130V129H1ZM4 130V129H3ZM2 130V131H3ZM27 130V129H26ZM65 130H66V128H65ZM64 130V131H65ZM130 130V129H129ZM135 130V129H134ZM138 130V129H137ZM137 130H135L136 132H137ZM146 131H147V129H145ZM144 130V131H145ZM154 131L153 133H155V132H157V131ZM164 130V129H163ZM165 130H166V127H165ZM172 130V129H171ZM171 130H169V131H171ZM178 130V132L177 133H179V129H177ZM183 130V129H182ZM196 130V129H195ZM195 130H194V132H195ZM198 130V129H197ZM210 130V129H209ZM208 130V131H209ZM216 130H215V132H216ZM229 130H230V128H229ZM233 130V129H232ZM243 130V129H242ZM248 130H250V129H248ZM248 130H246V131H248ZM253 130V129H252ZM262 130V129H261ZM11 131H13L12 129H11ZM15 131V130H14ZM13 131V132H14ZM24 132H25V130H23ZM30 131V130H29ZM28 131V132H29ZM35 131V130H34ZM51 131V130H50ZM50 131H48V132H50ZM111 131V130H110ZM127 131H128V129H127ZM132 131H133V129H132ZM140 131V130H139ZM152 131V130H151ZM151 131H149L148 130V132H151ZM169 131H168V133H169ZM175 131V130H174ZM188 131H189V129H188ZM206 131V130H205ZM213 131H214V129H213ZM218 131H219V129H218ZM226 131V130H225ZM228 131V130H227ZM234 131H235V129H234ZM245 131V130H244ZM5 132V131H4ZM18 132H19V130H18ZM23 132V133H24ZM32 132V131H31ZM35 132H40L41 133V131L39 130V131H35ZM53 132H54V130H53ZM62 133V130L61 131H59V133ZM66 132V131H65ZM64 132V134H62L64 137H65V134H69V133H65ZM75 132H76V130H75ZM78 132V131H77ZM106 132V131H105ZM129 132V131H128ZM141 132V131H140ZM162 132V131H161ZM160 131H159V133H161ZM182 132V131H181ZM197 132V131H196ZM237 132V131H236ZM243 132V131H242ZM250 132V131H249ZM8 133V132H7ZM27 133V132H26ZM43 133H45V132H43ZM43 133H41V134H43ZM47 133V132H46ZM50 133H52V132H50ZM55 133H58V131L57 132H55ZM58 133V135L57 136H59L60 134ZM81 133V134H80ZM79 134L80 135H82V131L80 132ZM95 133V132H94ZM119 133V132H118ZM133 133H135V132H133ZM137 133H139V132H137ZM137 133H135V134H137ZM183 133V132H182ZM186 133V132H185ZM197 133H200V131L199 132H197ZM205 133V132H204ZM209 133V132H208ZM219 133V132H218ZM235 133V132H234ZM233 133V136L235 135ZM238 133V132H237ZM244 133V132H243ZM247 133V132H246ZM252 133V132H251ZM0 134H2L1 136L3 137L4 135H6V134H3L2 132H0ZM10 133H8V135H9ZM28 134H30V136H31V133L29 132ZM53 134V133H52ZM51 134V135H52ZM76 134V133H75ZM107 134V133H106ZM125 134V133H124ZM127 134V133H126ZM129 134H132V132H130ZM142 134H144V132L142 133ZM141 134V135H142ZM151 134V133H150ZM158 134V133H157ZM164 133H162V135H163ZM170 134V133H169ZM174 134V133H173ZM190 134V133H189ZM200 134H202V133H200ZM213 134H215V133H213ZM230 134V133H229ZM238 134H240V133H238ZM249 134V133H248ZM247 134V135H248ZM10 135H12L13 136V133L12 134H10ZM18 135V133L16 134V136ZM33 135H34V132H33ZM46 135H48V134H46ZM56 135V134H55ZM70 135V134H69ZM74 135V134H73ZM109 135V134H108ZM139 135V134H138ZM147 135V134H146ZM192 135V134H191ZM204 135V134H203ZM220 135V134H219ZM218 135V136H219ZM230 135H232V132H231V134ZM245 135V134H244ZM18 136H20V135H18ZM17 136V138L19 139V137ZM22 136V135H21ZM21 136H20V138H21ZM26 136H28V135H25V137ZM36 136V135H35ZM37 136H38V134H37ZM50 136V135H49ZM56 136V137H57ZM67 136V135H66ZM111 136V135H110ZM113 136V135H112ZM116 136V135H115ZM121 136V135H120ZM127 136V135H126ZM129 136V135H128ZM132 136V135H131ZM135 136V135H134ZM167 136H168V134H167ZM171 136V135H170ZM173 137L175 136V134L174 135H172ZM183 136V135H182ZM187 136V135H186ZM195 136V135H194ZM199 136V135H198ZM210 136V135H209ZM215 136V135H214ZM236 136H237V134H236ZM7 137H9V136H7ZM34 136H32V138H33ZM42 137V136H41ZM43 137H45V136H43ZM60 137H62L61 135L59 136V140L60 139H62V138H64V137H62V138H60ZM68 137V136H67ZM76 137H78V136H76ZM75 137V138H76ZM92 137V136H91ZM97 137V136H96ZM102 137H103V135H102ZM105 137V136H104ZM117 137H119V135L117 134ZM116 137V138H117ZM144 137V136H143ZM161 137V136H160ZM178 137V136H177ZM177 137H176V139H177ZM181 137V136H180ZM183 137H185V136H183ZM188 137H190V135L188 136ZM197 137V136H196ZM203 137V136H202ZM220 137V136H219ZM219 137H214L215 139H217V138H219ZM229 135L226 137L227 139H225L224 138V140L226 141L227 140V142H228V140H229V138H231V137H229ZM242 137V136H241ZM3 138H5V137H3ZM9 138H11V136L9 137ZM32 138H30L29 137V139L31 140V141H33L32 140ZM38 139H36V140H39V138L40 137H37ZM50 138V137H49ZM48 138V139H49ZM72 138H73V136H72ZM75 138H73V140L75 139ZM84 139L85 138H87L86 136L85 137H83ZM115 138V137H114ZM122 138H123V136H122ZM165 138H166V136H165ZM170 138V137H169ZM179 138V137H178ZM203 138H206V137H203ZM210 138V137H209ZM211 138H213L212 137V135H211ZM213 138V139H214ZM238 138V137H237ZM236 137H235V139H237ZM240 138V137H239ZM243 138H244V136H243ZM0 139H1V137H0ZM13 139V138H12ZM11 139V140H12ZM52 139H54V141H58V138L56 139V138H52ZM52 139L50 140V142L52 141ZM65 140H69V138H64ZM64 139H62L61 141H64ZM81 139V138H80ZM90 139V138H89ZM98 139V138H97ZM99 139H101V138H99ZM112 139V138H111ZM119 139V138H118ZM135 139V138H134ZM142 139H144V138H142ZM151 139V138H150ZM242 139V138H241ZM241 139H240V141H241ZM4 140V139H3ZM15 140V139H14ZM21 140V139H20ZM26 140L28 141V139L26 138ZM29 140V141H30ZM47 140V138L44 140L45 142H47V143H49L48 141H46ZM83 140V139H82ZM87 140V139H86ZM93 140V139H92ZM113 140H115V139H113ZM121 140V139H120ZM124 140V139H123ZM163 140H164V138H163ZM169 140V139H168ZM167 140V141H168ZM173 140V139H172ZM199 140V139H198ZM197 140V141H198ZM220 140V139H219ZM223 140V139H222ZM231 140H233V139H231ZM258 140V139H257ZM5 141L6 140H4V142L3 143H5ZM40 142H42L41 140H39ZM61 141L60 142H58V143H61ZM76 140H74V141H72L73 142V144H74V142H75ZM77 141H79V139H77ZM84 141V140H83ZM93 141H97L96 139L95 140H93ZM104 142H106L105 141V138H104V140H103ZM102 141V142H103ZM157 141V140H156ZM165 141V140H164ZM166 141V142H167ZM185 141V140H184ZM203 141V140H202ZM239 141V140H238ZM236 142V143H234L235 145L233 146L234 148H230V147H225V146H223L224 145V141L222 142L223 143V145L221 146V148H219L220 147V144H219V142H218V146L217 145H215V144H213L214 146H210V145H212V144H209V146L206 148L207 150H209V148L211 149V150H213V151H207V150H203L204 151V153L207 151L208 153H206V154H204V155H206V160L205 159H203V160H205L204 161V163H206V164H204V165H207L206 166V168L204 167V165L201 163V161H200V163L203 165V167H202V165L200 164V167L199 166H196L197 164V162L195 163V166H196V169L197 168H199L198 170H197V174L195 173V171H194V173L196 174V176H197V178H198V176L199 175H201V176H199L200 178L197 180V178H196V176H195V178L193 179V178H191V179H193L194 180V182L192 181V180H190L191 181V183L189 184L188 183V187H190V188H187V187H185V188H187L186 189V191L188 190V189H191V190H189V191H187L188 193H189V195H190V197L188 196V194H186V195H184V198L183 197H181V196H179V198H178V195L177 194H174V192H173V190L176 188L177 189V185H176V187L175 188H172L171 186L170 187H168L170 184L168 183H165V181H164V184H167L168 186V188L169 189H165V191L162 193V195L165 193V195H164V197L162 198V195L161 194H157V192L158 193H161V192H159L158 190H156L157 192H155L157 195H155V197L156 196H158V197H160V195H161V197H160V200H158V198H156L155 200L153 199V202H152V199L151 198H149V200H148V204H151V202L153 203V204H151V206L152 205H154L155 207H154V209L153 208H151L150 207V205L148 206V204H147V201H146V203L145 204H147V206H148V208L150 207V209L149 210H145V209H143V210H145V212H148L149 214H151V215H149L148 213H146L147 214V216L149 215V216H153V213H154V216L156 215V220H157V222H152V220L150 219V221L152 222V223H150L149 222V218H151V217H145L146 216V214L144 213V214H142L141 213V216L142 217H140V218H143V216L147 219L148 218V220H146L145 219V221L143 220V222L146 224V226L149 224H151L152 225V228L150 227V230L152 229L153 231V233H151V231L150 230H148L149 229V226H147V230H145L146 228V226H144L145 224L144 223H142V220H141V222H140V220L138 219V222H140V223H137V225L139 224V225H141V227L138 229L139 231V233H143L144 235H145V233L147 234L146 236H144L143 237V234L141 235V237L139 236V233L137 232V230L136 229H133L132 228V224L131 223H129L130 225H128V226H125V224L127 225L128 224V222L125 220V218H123V219H120L121 218V216H122V212L121 213H119V219H120V221L122 220V225L124 226V228H122V227H117V225L119 226V220H117L116 222H117V225H116V227H115V230H111V231H114V233L117 235H119L120 236V234L118 233V232H120V231H118V230H120L121 228V232H122V230H123V232H124V235L126 236V237H128L129 238V236H131V235H133V236H135L137 239H139L138 241H140V242H135V238L133 239L132 238V236L130 237V239H128V241H131V242H129V244L127 243V238H126V240H125V238L124 239H122L123 237H121V239H122V241H123V243L120 241L121 239L120 238H116V235H114L113 234V237L115 236V238L116 239H118V240H115V241H117V242H115V246H117V244L116 243H118V242H121V243H118V247L119 248H117V247H115L114 245H113V243H114V241H113V243L111 244V240H112V236H111V234L113 233V232H111L110 230H106V233H109V234H107V235H109V237L108 238H111V240H110V242L108 243H106V245H104V246H107V244L109 245V246H111V245H113V246H111V248L113 249V248H115V249H117V251H119L120 252V249L122 250L121 251V253H122V255L124 256L125 255V253L124 252H126L127 253V251L128 252H130L131 250H127V249H130L129 247H131L132 246V242H135V245H136V243L139 245L140 243H141V239H142V242L144 243V239H146V237H147V241H149V242H147V244H148V246H146L147 244H140L139 246H137V247H139L140 248V254L137 252V254L139 255V256H143L142 254L144 253H146L147 254V257H146V255H144L147 259H145L144 257V260H149V261H151V259H152V263H153V259L156 257V259L157 258H160L159 260H161L162 262H161V264L163 263V264H182V262H183V260L182 261H179V260H181V259H179V256H181V257H184V255L182 256V253H186V252H188V250H186V249H190V247L191 246H193L194 244H197L196 246H195V248H198L199 246H198V243H202V241L200 240V242H199V239H201V238H203V235L205 234H203V232H205L204 231V229H207L206 231H207V233L206 234H208V229L209 230H213L214 231V233H211V231H209V233L210 234H208V235H204L205 237L204 238H206V237H208L209 238V240L210 239H212V237L210 238V235L212 236L213 234H217V237H216V239L220 236V238L222 237V239H223V241L225 242L224 243V245H227L226 247H222L223 249V251H225V250H227L228 252H230L229 254V256L227 257L226 255H224V253L222 252V250H219V249H217V251H215V249L213 250V248H216L215 246L217 245L215 242V244H213V241H212V243L210 242V241H205V239H202V240H204V242H205V244H206V246H205V244L203 245L202 244V251L201 252H203L202 254H199V253H201V252H199L198 250H200L201 249V247H199L200 249H197V250H195V251H198L197 253H198V258H196V259H199L198 261H201V263L202 264H242L243 262H245V264L247 263V261L249 262V264H251V262L254 260V258H256V260H261V263L263 262L264 263V154L262 155V153L264 152V148L262 149V148H260L259 150H260V153H261V155L259 154V152H257L259 155H260V157H258L257 156V154H255L256 153V151L254 152L253 150H251L252 152H250L249 150H247V151H249L250 152V154L249 155H246V151H245V143H242L240 146L238 145V143L239 142ZM243 141H244V139H243ZM7 142H8V140H7ZM17 142V141H16ZM18 142H19V140H18ZM20 142H26L25 140L23 141V136H22V141H20ZM35 142V141H34ZM33 142V143H34ZM53 142V141H52ZM67 143H68V141H66ZM90 142V141H89ZM100 142H101V140H100ZM112 142V141H111ZM114 142H116V141H114ZM149 142V141H148ZM152 142V141H151ZM161 142V141H160ZM163 142V141H162ZM173 142H174V140H173ZM192 142V141H191ZM196 142V141H195ZM195 142H194V144H195ZM199 142V141H198ZM210 142V141H209ZM213 142V141H212ZM2 143V142H1ZM11 143V142H10ZM14 143V142H13ZM21 143V144H22ZM26 143H29V142H26ZM43 143V142H42ZM41 143V145H45V143H43L42 144ZM56 143V142H55ZM70 143H71V141H70ZM84 143H86V141L84 142ZM153 143V142H152ZM158 143V142H157ZM172 143V142H171ZM205 143H206V141H205ZM211 143V142H210ZM216 143V142H215ZM221 143V144H222ZM250 143H252V142H250ZM17 144V143H16ZM35 144V143H34ZM34 144H32V145H34ZM51 144V143H50ZM64 145H65V141H64V143H63ZM72 144V145H73ZM79 144V143H78ZM98 144V143H97ZM126 144V143H125ZM155 144V143H154ZM190 144V143H189ZM192 144V143H191ZM199 144H201V142H199ZM263 145H262V147L264 146V143H262ZM1 145H4V144H0V146ZM5 145H7V143L5 144ZM31 145V146H32ZM40 145V146H41ZM57 145V144H56ZM82 145V144H81ZM99 145V144H98ZM105 145V144H104ZM131 145V144H130ZM138 145V144H137ZM168 145V144H167ZM180 145V144H179ZM198 145V144H197ZM206 145H207V143H206ZM226 145H227V143H226ZM244 145V146H243ZM8 146V145H7ZM20 146V145H19ZM25 146V145H24ZM27 146H29V145H27ZM26 146V147H27ZM38 146H39V143H38ZM47 146V145H46ZM52 146H54V148H52V149H50V150H56L57 148L55 147V145L53 144ZM59 146H61L62 147V145H58V147ZM67 146H68V144H67ZM66 146V147H67ZM175 146H177V145H175ZM181 146V145H180ZM192 146H193V144H192ZM200 146V145H199ZM218 147V149H217V147ZM259 146V145H258ZM11 147V146H10ZM17 147V146H16ZM21 147H22V145H21ZM33 147V146H32ZM41 147H43V146H41ZM48 147H51V145H49ZM65 147V146H64ZM73 147H74V145H73ZM111 147H112V145H111ZM136 147V146H135ZM171 147V146H170ZM196 147V146H195ZM194 147V148H195ZM201 147V146H200ZM204 147H206V146H204ZM212 147V148H211ZM215 147V148H214ZM251 147V146H250ZM1 148V147H0ZM8 148H9V146H8ZM11 148H13V145H12V147ZM15 148V147H14ZM13 148V149H14ZM28 148V147H27ZM31 148V147H30ZM38 148V147H37ZM36 148V149H37ZM56 148V149H55ZM63 148V147H62ZM69 148V147H68ZM167 148V147H166ZM169 148V147H168ZM199 148V147H198ZM214 148V149H213ZM247 148V147H246ZM252 148V147H251ZM254 148V147H253ZM12 149V150H13ZM40 149V148H39ZM49 149H47L48 151H49ZM113 149H115V148H113ZM112 149V150H113ZM148 149V148H147ZM192 149V148H191ZM190 149V150H191ZM249 149V148H248ZM255 149V148H254ZM6 150H8L7 148L4 150L3 149V152L4 151H6ZM15 150H17L18 151V154H19V151H21V149L20 150H18L17 148L15 149ZM22 150H23V147H22ZM31 150H32V148H31ZM42 150V149H41ZM44 150V149H43ZM52 151V152H55V151ZM62 150V149H61ZM60 150V151H61ZM134 150H135V148H134ZM165 150V149H164ZM188 150V149H187ZM196 150H198V149H196ZM200 150H201V148H200ZM258 150V151H259ZM2 151V150H1ZM8 151H10V150H8ZM25 151V150H24ZM23 151V152H24ZM32 151H35V150H32ZM57 151V150H56ZM114 151V150H113ZM119 151V150H118ZM118 151H116L115 150V152H118ZM137 151V150H136ZM192 151V150H191ZM202 151V152H203ZM2 152V156H3V154L5 153H3ZM13 152V151H12ZM28 152H29V150H28ZM39 152V151H38ZM37 152V155L39 154ZM44 152V151H43ZM63 151H61V153H62ZM121 152V151H120ZM119 152V153H120ZM138 152V151H137ZM136 152V153H137ZM140 152V151H139ZM163 152V151H162ZM198 152H199V150H198ZM7 153V152H6ZM17 153V152H16ZM34 153V152H33ZM46 153V152H45ZM48 153V152H47ZM46 153V154H47ZM50 153V152H49ZM58 153H59V150H58ZM123 153V152H122ZM126 152H124V154H125ZM133 153H135V152H133ZM135 153V154H136ZM146 153H147V151H146ZM155 153V152H154ZM157 153V152H156ZM245 153V154H244ZM8 154V153H7ZM14 154V153H13ZM12 154V155H13ZM36 154V153H35ZM35 154L33 155L34 157H35ZM44 154V153H43ZM51 154V153H50ZM53 154V153H52ZM51 154V155H52ZM56 154H57V152H56ZM55 154V155H56ZM112 154V153H111ZM117 154V153H116ZM123 154V155H124ZM243 154V155H242ZM248 154V153H247ZM5 155V154H4ZM45 155V154H44ZM57 155H59V154H57ZM109 155H110V153H109ZM115 155V154H114ZM120 155V154H119ZM127 155H128V153H127ZM126 155V156H127ZM132 155H134V154H132ZM131 155V156H132ZM185 155V154H184ZM191 155V154H190ZM7 156V155H6ZM15 157H16V155H14ZM18 156V155H17ZM19 156H20V154H19ZM42 156V155H41ZM45 156H48V155H45ZM44 156V157H45ZM112 156V155H111ZM118 156V155H117ZM180 156V155H179ZM197 156V155H196ZM8 157V156H7ZM13 157V156H12ZM21 157V156H20ZM38 158H40L39 156H37ZM100 157V156H99ZM108 157V156H107ZM119 157L120 156H118V159H119ZM187 157V156H186ZM189 157V156H188ZM191 157V156H190ZM0 158H2L1 156H0ZM3 158H4V156H3ZM9 158V157H8ZM36 158V157H35ZM109 158V157H108ZM113 158H116V156L115 157H113ZM121 158H122V156H121ZM177 158V157H176ZM175 158V159H176ZM183 158V157H182ZM203 158H205V157H203ZM259 158V159H258ZM6 159V157L1 161L2 163H4V160ZM17 159V158H16ZM41 159V158H40ZM181 159V158H180ZM195 159V158H194ZM200 159V158H199ZM244 159H245V162H244ZM255 159H257V160H255ZM11 160V159H10ZM25 160V159H24ZM36 160V159H35ZM34 160V161H35ZM42 160V159H41ZM44 160V159H43ZM109 160V159H108ZM111 160H113L112 158H111ZM117 160V159H116ZM121 160V159H120ZM119 160V161H120ZM169 160V159H168ZM182 160V159H181ZM202 160V159H201ZM243 160V161H242ZM254 160L256 161V162H254ZM18 161V160H17ZM53 161V160H52ZM176 161V160H175ZM183 161V160H182ZM5 162H7V161H5ZM12 162V161H11ZM18 162H20L21 163V161H20V158H19V161ZM36 162V161H35ZM38 162H40V160L38 161ZM38 162H36V163H38ZM109 162H110V160H109ZM114 162V160L112 161V162H110L111 164ZM184 162V161H183ZM187 162V161H186ZM13 163H15V161L13 162ZM12 163V164H13ZM34 163V162H33ZM32 163V164H33ZM35 163V164H36ZM42 162H40V164H41ZM43 163H45V161L43 162ZM42 163V164H43ZM115 163V162H114ZM119 163V162H118ZM122 163V162H121ZM165 163V162H164ZM185 163V162H184ZM199 163V162H198ZM5 164V163H4ZM7 164V163H6ZM6 164H5V166H6ZM10 164V163H9ZM12 164H10V165H12ZM16 164V163H15ZM15 164H13V167L15 168L16 166H14ZM17 164H19V163H17ZM31 164V163H30ZM35 164L33 165V168L32 169H34V166H35ZM167 164V163H166ZM166 164H165V166H166ZM177 164V163H176ZM183 164V163H182ZM188 163H186V165H187ZM1 165V164H0ZM25 165H26V163H25ZM37 165V164H36ZM53 165V164H52ZM110 165V164H109ZM154 165V164H153ZM164 165V164H163ZM194 165V164H193ZM4 166V167H5ZM8 166V165H7ZM18 166V165H17ZM38 166H40V165H38ZM43 166V165H42ZM41 166V167H42ZM128 166V165H127ZM182 166V165H181ZM180 166V167H181ZM190 166L191 165H189V171L188 172H190V170L192 169V168H190ZM1 167V166H0ZM20 166H18V168H19ZM22 167V166H21ZM44 167V166H43ZM42 167V168H43ZM151 167V166H150ZM153 167V166H152ZM163 167V166H162ZM167 167V166H166ZM166 167H164L165 169H167ZM192 167H194V166H192ZM204 169H207V170H202V168ZM244 167H246V170L244 169ZM2 168H3V166L1 167V171L3 172V170H2ZM9 168H11V166L9 167ZM9 168H6L5 167V170H4V173H1V171H0V173H1V175L0 176H3L2 174H4V176H3V178H1L0 177V188L1 187H7L6 189H7V191H5L6 192V194H4L3 192H1V191H4V187L0 190V202H3L4 201V203H6L5 205L3 204V206H5L4 208H7L8 206H12V205H15L16 204V202H18L17 204L19 205L20 203H19V201H22L23 200V196L26 194V192H24L23 191V193H25V194H23L21 191V193H22V195L20 196L19 194H18V190H24L26 187H27V185H28V182H29V180H26L27 178H28V176H27V174H26V179H24L23 177L25 176H23L22 177V175H21V177H22V179H24V180H26V181H28L27 182V184H26V182L25 181H22V179H20L19 178V176H17L18 178H19V180H18V178H17V180L19 181V183L20 182H22L21 184H19L18 183V181L16 180V182H14L15 180H14V178L13 177H11V175H13L14 177L16 176V175H18L19 173H21L22 172V170H21V172H17L16 174H13V172H10V170H12V171H14L13 169H9ZM17 168V167H16ZM15 168V169H16ZM24 168V167H23ZM27 168H29V167H27ZM36 168V167H35ZM40 168V167H39ZM42 168H40V169H42ZM51 168V167H50ZM110 168H111V166H110ZM158 168H160L159 166L157 167V172H158ZM172 168H173V166H172ZM174 168H176V167H174ZM183 169H184V171H185V167L183 166L182 167ZM188 168V167H187ZM243 169L244 171H243V173H239V175H240V177H242L243 176V174H244V176L242 177V178H238L239 177V175H238V172H237V174H235L234 176H236V177H234V176H232L233 174V172H235V171H238V170H235V169ZM4 169V168H3ZM7 169H9V172L11 173H9L8 174V170ZM37 169V168H36ZM35 169V170H36ZM54 169V168H53ZM58 169V168H57ZM108 168H106V170H107ZM151 169V168H150ZM156 169V168H155ZM181 169V168H180ZM182 169V170H183ZM195 169V170H196ZM239 169V170H240ZM20 170V169H19ZM105 170V169H104ZM105 170V171H106ZM109 170V169H108ZM110 170H112V169H110ZM171 170V169H170ZM175 170V169H174ZM187 170V169H186ZM199 170H202L203 172L205 171L206 173H204V176H203V174L202 173H200L201 171H199ZM235 170V171H234ZM5 171H7L6 173H5ZM17 171V170H16ZM23 171H25L24 169H23ZM33 171V170H32ZM37 172H38V170H36ZM114 171V169L111 171V172H113ZM152 171V170H151ZM165 171V170H164ZM176 171H179V169H176ZM191 171H193V170H191ZM198 171H199V173H198ZM15 172V171H14ZM27 172V171H26ZM29 172H31V170L29 171ZM35 171H33V173H34ZM51 172V171H50ZM162 172V171H161ZM168 172V171H167ZM175 172V171H174ZM182 172V171H181ZM242 172V171H241ZM39 173V172H38ZM52 173V172H51ZM110 173V172H109ZM109 173H107L108 174V176H109ZM119 173V172H118ZM160 173V172H159ZM159 173H158V175H159ZM164 172H162V174H163ZM208 173H210V175L208 174ZM5 174H6V178H4L5 177ZM23 174V173H22ZM161 174V175H162ZM169 174V173H168ZM168 174H166V175H168ZM173 174H176L177 176L179 175V174H177L176 172L175 173H173ZM181 174V173H180ZM184 174V173H183ZM182 174V175H183ZM185 174H186V171H185ZM193 174V173H192ZM206 174H208V175H206ZM214 176H213V175ZM29 175H30V173H29ZM35 175H37V174H35ZM64 176H65V174H63ZM105 175V174H104ZM112 175V174H111ZM120 175V174H119ZM157 175V174H156ZM157 175V176H158ZM161 175H160V177H161ZM187 175V174H186ZM194 175V174H193ZM206 175V176H205ZM8 176V177H7ZM30 176H32V175H30ZM39 176V175H38ZM105 176H107V175H105ZM155 176V175H154ZM170 176V175H169ZM168 176V177H169ZM172 176H174V175H172ZM181 176V175H180ZM211 176H213V177H211ZM232 176V177H231ZM9 177H10V179H9ZM33 177V176H32ZM70 177V176H69ZM72 177V176H71ZM112 177V176H111ZM162 177H164V176H162ZM161 177V178H162ZM179 177V176H178ZM185 177V176H184ZM188 177V176H187ZM207 177H210V178H208V180H207ZM8 178V179H7ZM13 178V182L11 181V179ZM34 178V177H33ZM38 178V177H37ZM61 178V177H60ZM67 178H68V175H67ZM108 178V177H107ZM120 178V177H119ZM157 178V177H156ZM159 178V177H158ZM171 177H169V179H170ZM179 178H182L183 179V177H179ZM179 178H177V179H179ZM206 178V179H205ZM15 179H16V177H15ZM29 179V178H28ZM64 179V178H63ZM76 179V181L75 182H77V178H75ZM103 179H106V178H104L103 177ZM152 179H153V177H152ZM155 179V178H154ZM172 179H173V177H172ZM242 179V180H241ZM32 180V179H31ZM38 180V179H37ZM117 180H119V179H117ZM156 180V179H155ZM180 180V179H179ZM196 180H197V182H196ZM34 180H32V181H30V182H32V183H34L33 182ZM62 181H64V180H62ZM69 181V180H68ZM71 181H72V179H71ZM122 181V180H121ZM120 181V182H121ZM144 181V182H143ZM150 181V180H149ZM154 181V180H153ZM157 181V180H156ZM162 181H163V179H162ZM168 181V179L166 180V182ZM171 181V180H170ZM170 181H168V182H170ZM183 181H185L184 179L182 180V182ZM188 181H189V179H188ZM111 182H113V180L111 181ZM141 182V181H140ZM142 184H146L147 183V181L145 182V180H142ZM160 182V181H159ZM172 182H173V180H172ZM176 182H178L179 183V181L178 180H176ZM175 182V184H177ZM181 182V181H180ZM186 182V181H185ZM238 182H240L241 184H239ZM18 183V184H17ZM26 184V187L24 186V189L22 188V186L23 185H25ZM55 183V182H54ZM57 183V185H58V183L59 182H56ZM56 183H55V185L54 186H56ZM63 184H64V182H62ZM68 182L66 181V188H67V186L68 185H70V183L69 184H67ZM121 183H125L124 181H122ZM138 183V182H137ZM150 183V182H149ZM36 184V183H35ZM52 184V183H51ZM72 184V183H71ZM139 184V183H138ZM137 184V185H138ZM141 184V185H142ZM151 184H152V182H151ZM150 184V185H151ZM164 184H160L162 187H163V185ZM173 184V183H172ZM175 184H174V186H175ZM180 184V183H179ZM182 184V183H181ZM180 184V185H181ZM21 185V188L19 187V186ZM30 185V184H29ZM28 185V186H29ZM33 186H34V184H32ZM50 185V184H49ZM73 185L74 184H72V186L71 187H73ZM110 185V184H109ZM108 185V186H109ZM111 185H118V182H117V184H116V181H115V183L114 184H111ZM120 185V184H119ZM125 185H126V183H125ZM125 185H123V186H125ZM153 185V184H152ZM186 185H187V183H186ZM193 185L194 187H192L191 188V186ZM36 186V185H35ZM39 186V185H38ZM123 186H121V187H123ZM126 186H128V185H126ZM147 186V185H146ZM158 186H159V184H158ZM157 186V187H158ZM165 186V185H164ZM182 187H184V185L182 184L181 185ZM181 186H178V187H180V190H181ZM58 187V186H57ZM70 189H73V188H75V187H73V188H71L70 186H68ZM80 187V186H79ZM105 187V186H104ZM104 187H102V188H104ZM114 186H112V188H113ZM119 187V186H118ZM145 186H143V189H144V191H145V189H146V187L144 188ZM150 187H152V186H150ZM149 187V188H150ZM160 187V186H159ZM162 187H160V189L162 188ZM166 187V186H165ZM196 187V188H195ZM19 188V189H18ZM28 188V187H27ZM31 188V190L33 189L32 188V186L30 187ZM38 188V187H37ZM100 188V187H99ZM109 188V187H108ZM108 188H107V190H108ZM136 187H134V189H135ZM141 188V187H140ZM148 188V189H149ZM155 188H156V186H155ZM184 188V189H185ZM52 189H54V188H52ZM115 188H113V190H114ZM121 189V188H120ZM119 189V190H120ZM124 189V188H123ZM133 189V188H132ZM133 189V191H135ZM159 189V190H160ZM163 189V190H164ZM173 189V190H172ZM184 189H182L183 191H184ZM30 190V191H31ZM39 190H40V188H39ZM55 190V189H54ZM69 190V189H68ZM101 190H103V189H101ZM109 190H110V188H109ZM118 190V191H119ZM124 190H126V191H128V190H130L131 192H132V190L131 189H124ZM123 190V191H124ZM150 190V189H149ZM152 190H153V187H152ZM162 190V191H163ZM178 190V189H177ZM181 190V191H182ZM36 191V190H35ZM38 191V190H37ZM37 191H36V193H37ZM53 191V190H52ZM52 191H51V193H52ZM69 191H71V190H69ZM81 191V190H80ZM105 191H106V188H105ZM111 192H112V190H110ZM117 191V190H116ZM126 191H124V192H126ZM130 191H129V194H130ZM140 191H141V189H140ZM144 191H142L143 193H144ZM175 191V190H174ZM182 191V192H183ZM14 192H17L16 193V195H18L20 198H21V200L19 199V197L17 198L14 194ZM19 192V193H20ZM33 192V191H32ZM67 192V191H66ZM74 192V191H73ZM72 192V196L75 194V193H73ZM77 192H79V191H77ZM84 193L86 192V191H83ZM95 193V191H92V193ZM98 192H100L99 190H98ZM114 192V191H113ZM145 192H147V191H145ZM177 191H175V193H176ZM178 192H180V191H178ZM20 193V194H21ZM31 193V192H30ZM35 193V194H36ZM40 193V192H39ZM39 193H37V194H39ZM82 193V192H81ZM93 193V194H94ZM102 193H104V192H102ZM118 193V192H117ZM121 193V192H120ZM138 193H139V190H138ZM154 193V194H155ZM172 193V194H171ZM184 193V192H183ZM2 194V195H1ZM7 194H13V195H10L9 197H8V195ZM29 193H27V195H28ZM34 194V195H35ZM37 194L35 195V197L34 198H36V196H37ZM53 194V193H52ZM78 194H80V192L78 193ZM86 194H87V192H86ZM86 194H85V197H87L86 196ZM88 194H89V192H88ZM93 194H92V196H93ZM98 193H96L95 195H97ZM109 194V193H108ZM112 193H110L108 196H110V197H112V195H111ZM113 194H116L115 192L113 193ZM122 194V193H121ZM139 194H141V193H139ZM149 194V193H148ZM147 194V195H148ZM152 194V193H151ZM151 194H149V195H151ZM167 194H170V197L171 198H169L168 196H167ZM3 195H4V197H3ZM30 195V194H29ZM31 195H32V193H31ZM33 195V196H34ZM40 195H41V193H40ZM76 195V194H75ZM82 195H83V193H82ZM91 195V194H90ZM89 195V196H90ZM94 195V196H95ZM105 195H107L106 194V192H105ZM118 195H119V193H118ZM117 195V196H118ZM124 195V194H123ZM128 195V194H127ZM133 196H134V194H132ZM132 195H131V197H132ZM143 194H141V198L143 197L142 196ZM146 195V196H147ZM183 195V194H182ZM7 198H6V197ZM13 196H15L16 198H17V200H15L14 198H13ZM33 196H32V198H33ZM53 195H51V196H49L50 198L52 197ZM55 196V195H54ZM69 196V195H68ZM79 196H81V195H79ZM78 196V197H79ZM91 196V197H92ZM99 196V195H98ZM102 196V195H101ZM114 196V195H113ZM117 196H114V198L113 199H116V197ZM125 196V195H124ZM135 196H136V198H138L137 197V195H136V192H135ZM187 196L189 197V201H190V203H189V201L187 202V200H186V198H187ZM13 198V200L12 199H10V198ZM26 197V196H25ZM24 197V198H25ZM56 197V196H55ZM70 197H71V194H70ZM69 197V198H70ZM85 197H82L81 196V198L83 199V198H85ZM104 195H103V198L102 199H104ZM109 197V199H110V202L112 201L113 202V200H111L112 198H110ZM120 197H121V195H120ZM129 197V196H128ZM151 197V196H150ZM153 197H154V195H153ZM152 197V198H153ZM186 197V198H185ZM262 197V198H261ZM6 198V199H5ZM68 198V197H67ZM68 198V199H69ZM94 199H97L96 198V196L95 197H93ZM92 198V199H93ZM99 198V197H98ZM107 197H105V199H106ZM125 198V197H124ZM123 198V199H124ZM135 198V197H134ZM143 198H145V197H143ZM147 199H148V197H146ZM146 198H145V200H146ZM166 198V199H165ZM169 199V201L171 200V199H173V200H171L172 202L171 203H179V204H181V205H179V206H183V203H185V202H187V203H185V206H183V207H181V208H179V206L178 207H176L175 205H174V214H176L177 213V215H173L174 217H173V219H177L178 218V215L180 216H182V220H183V218H184V216L186 217L187 216V212L189 213V211L190 210H192L190 213L191 214H193L194 213V211L196 210H199L198 212H201V213H194L193 214V216L192 215H190V214H188V216L187 217H189L188 218V220H189V222H188V220H184L185 222L187 221L189 224H190V227L189 226H187V228L189 227L190 228V230H191V223H190V221H192L191 219H197V218H194V217H197L198 215L197 214H200L202 217H198V219L200 218L201 220H200V222H203L204 220H202V218L204 217V215H205V217L207 216V219H209V221L207 220V222H205L204 221V223L203 224H201V225H204L203 227L202 226H199V221L197 220V221H195L196 223H197V227L199 226L200 227V231H198L197 233H198V235L196 236L195 235V233H194V231H195V227H193L192 228V232H191V234L193 235H191V234H189V229L186 231L187 233H188V235H187V238H189L190 236V238L192 239L193 237H198V238H196L195 240H191V242H190V239H189V241H188V239L187 238H185V240L187 239V241L188 242H190L191 243V245H188V244H185V245H188V247H186V246H183L182 247V245L184 244V242H187V241H178V240H176V237H177V239H180L181 238V240H182V237H183V239H184V237H186V236H184V234L186 233H184V234H182L181 235V237H180V235H179V233H177V236H176V233H175V239H174V236H172L173 234L171 233V232H169V228L171 227H169V228H167V230H168V232H165V231H167V230H165L164 231V229H163V233L165 234V236H167V240L169 241L170 240V238H171V242H169V243H172L171 245H170V250H172L171 249V246L174 248L175 246H179L177 249H176V247H175V249H176V251L178 250V251H180L182 248H184V247H186V248H184V249H182V250H184L185 252H177V253H175L176 251L173 249V251H170V250H168V248L167 249H165L166 248V246L168 245V242L166 243V245H165V242H164V239H163V233H162V231H161V236H160V232L159 231H157V233L159 234V236H156V231H154L156 228L158 229V230H160L161 229V226L163 227V224H165L166 222L167 223H170V225H175V223H172V222H170L171 220H172V216L171 215H169V213L171 214V212L170 211H168V215L169 216H171V217H168V219H171L170 221L166 218L167 216L165 215V213H163L165 210L164 209H166V203L167 204H169L170 205V207H172L173 206V204H171V203H169V201H167L166 202V200H168ZM28 199V201H29V203H31L30 201H32L31 200V196H30V200H29V198L27 197L26 199H25V201ZM42 199H43V197H42ZM41 199V200H42ZM74 199H76V198H74ZM79 199H80V197H79ZM87 199H89V198H87ZM86 199V200H87ZM91 199V200H92ZM93 199V200H94ZM99 199H101V198H99ZM99 199H97L98 201V203L101 201H99ZM105 199L103 200V201H105ZM108 198H107V202H109L108 200H109ZM122 198H120V200H114V201H118L117 203H119V201H121V200H123ZM127 199V201L129 200L128 198H126ZM132 199H133V197H132ZM150 199H151V202L149 203V201H150ZM165 199V200H164ZM183 199H185L184 200V202L182 201ZM262 199H263V202H262ZM33 200H35V199H33ZM36 200H38V196H37V199ZM41 200H38L39 202H41ZM48 200V199H47ZM53 200H55V199H53ZM62 200V199H61ZM64 200V199H63ZM62 200V201H63ZM65 200H66V198H65ZM64 200V201H65ZM70 200V199H69ZM77 200V199H76ZM85 200V201H86ZM93 200H92V204L91 203H88V204H90V214H89V212L88 211H85V213L86 212H88V214L89 215H87V217H86V215H85V217L84 216H82V217H84V219L85 218H87V220H89L92 224H93V226H92V224H90L91 226H90V229L91 230H93V232L91 231V233H93V235L97 232L98 233V236H99V238H100V243H99V238H97V239H95V241L96 240H98V241H96V243L97 244H99L98 245V248L100 247V244H102V239H101V236H100V234H101V232H105L104 231V229H106V228H109V229H111V227L110 226H113V225H110L109 227H106V226H104V227H102V226H100L101 225V223L99 222L100 221V218H101V220H103V218H104V220L105 219H107L108 218V215H109V217L110 216H112V217H114L115 216V220H116V216L118 215V213L117 212H115V215L111 212V210L112 209H115V208H112V207H109L110 205H112V203H108L109 204V208L107 207V205L105 204L106 203V201L105 202H100V204H98L95 200H94V203H93ZM131 200V199H130ZM136 201H139L140 200V202H142V200L141 199H135ZM260 200V202H262V203H260V202H258ZM11 201H13V203L15 202V204H12V202ZM24 200L22 201L23 202V204H24V202H25ZM50 201V200H49ZM49 201H47V203L49 202ZM52 201V200H51ZM57 201V203H58V201L60 202V200H56ZM61 201V202H62ZM67 202H68V200H66ZM80 201H81V199H80ZM84 200L82 201L83 203L85 202ZM89 201V200H88ZM125 202H127L126 200H124ZM136 201H135V203H136ZM143 201H144V199H143ZM183 203H182V202ZM22 202H21V204H20V208L17 206V204H16V208H12L11 207V209L8 207L6 210H8L9 212H11V214L13 213V211H14V213L15 212H17L16 210H19L18 211V213H20L21 211V214L23 213V210H25V209H28V208H26L25 207V209H24V205L22 204ZM36 202V201H35ZM38 202V203H39ZM42 202H44V200H42ZM60 202V203H61ZM72 202V201H71ZM74 202V201H73ZM76 202V201H75ZM78 202L79 201H77V203L76 204H78ZM82 202H81V206L80 207H82L83 208V206H84V204H83V206H82ZM129 202V201H128ZM134 202V201H133ZM145 202V201H144ZM154 202H156V203H154ZM164 202V203H163ZM28 202H26V204H27ZM46 203V202H45ZM46 203V204H47ZM52 203L53 202H51L50 203V205H52ZM56 203V202H55ZM65 203V202H64ZM69 203H70V201H69ZM80 203V202H79ZM96 203V205H94ZM115 203V202H114ZM121 203H124V202H121ZM121 203H120V206H122L121 205ZM132 203V202H131ZM188 203H189V205H188ZM260 203V204H259ZM25 204V205H26ZM33 204H34V201H33ZM40 204H42V203H40ZM62 204V203H61ZM60 204V205H61ZM75 204V203H74ZM98 204V205H97ZM103 204H105V205H103ZM134 203H132V205H133ZM136 204H138V203H136ZM136 204H134V205H136ZM141 204V203H140ZM143 204V203H142ZM145 204H143V206L145 205ZM2 205V203H0V213H4L5 215H7L8 213H6L5 211V209H2L1 210V206ZM6 205H8V206H6ZM21 205H23L22 207H21ZM29 205V204H28ZM30 205H32V204H30ZM37 205V204H36ZM36 205H34L35 207H36ZM44 205V204H43ZM42 205V206H43ZM49 205V204H48ZM48 205H46V206H48ZM49 205V206H50ZM70 205H72V203H70ZM93 205V208L91 207ZM117 205V204H116ZM116 205H114V207H117ZM125 205H127V203H125L124 204V206ZM128 205H131V204H128ZM169 205H167L168 206V209H170V210H172L170 207H169ZM186 205H188V206H186ZM27 206V205H26ZM38 206V205H37ZM41 206V207H42ZM45 206V205H44ZM53 206H54V204H53ZM73 206V205H72ZM77 206V205H76ZM78 206H79V204H78ZM139 206H142V205H139ZM143 206L141 207V209L143 208ZM146 206V205H145ZM144 206V207H145ZM19 209H18V208ZM28 207V206H27ZM29 207H32V206H29ZM61 207H62V205H61ZM75 207V206H74ZM74 207H72L73 209H77L76 207L74 208ZM80 207H78V208H80ZM100 207H103L102 209H100L99 210V208ZM104 207L105 208H107L106 210L104 209ZM126 207H128V206H126ZM130 207V206H129ZM137 207V206H136ZM135 207V208H136ZM153 207V206H152ZM185 207V208H184ZM188 207V208H187ZM39 208V207H38ZM45 208V207H44ZM56 208V207H55ZM58 208H59V206H58ZM68 208V207H67ZM87 208V207H86ZM131 208V207H130ZM135 208H132V210L134 209L135 210ZM138 208V207H137ZM146 208V207H145ZM147 208V209H148ZM182 208H183V210H182ZM186 208H187V211H186ZM32 209V208H31ZM48 207H47V212H49V211H52V210H49L48 211ZM51 209V208H50ZM60 209V208H59ZM62 209V208H61ZM63 209H64V207H63ZM62 209V210H63ZM87 209H89V207L87 208ZM91 209H92V212H91ZM109 209V210H108ZM119 209V208H118ZM117 208H116V210H118ZM121 209H122V207H121ZM151 209H153V210H151ZM184 209H185V211H184ZM189 209V210H188ZM194 209V210H193ZM4 210V211H3ZM11 210H13V211H11ZM21 210V211H20ZM33 210H35L34 208H33ZM38 210H40V209H38ZM45 210V209H44ZM58 210V209H57ZM70 210H72V209H70ZM79 210V209H78ZM78 210H76V212L78 211ZM84 210H86V209H84ZM105 210V211H104ZM143 210H140L141 212L143 211ZM151 210V211H150ZM162 210H164V211H161ZM179 210H181V211H179ZM26 211V213H29L30 212V210L28 209V211L27 210H25ZM36 211V210H35ZM33 212L34 214L36 213V212ZM41 211V210H40ZM40 211H38V212H40ZM53 211H54V209H53ZM56 211V210H55ZM55 211L54 212H52L51 213V215H52V219H53V221L55 222V220H56V223H54L53 221H51L50 219L51 218H49L48 216V220L47 219H45V215L47 214L48 215V213H46V211H45V215H44V219L41 217V214H43V213H40V217L42 218L41 220H40V217H39V220L37 219V221H35L36 219L35 218H33V222H29V223H27L26 222V219H27V217L28 216H31V215H28V214H26V217H25V215H24V221H25V223H22V222H24V221H22L21 222V218H20V221L19 220H17L16 218L14 219V217H16V216H12L11 218L12 219H14V221H12V219H10V216H8L7 218L8 219H10V220H7V218H6V216L5 217H3L4 218V220H0V264H25V262H27V264H28V261L30 260V256L31 255H35L36 257V261L38 260V264L39 263H41L42 261V264L44 263V260H45V263L44 264H75V262H73L75 259H73L74 257H75V255H76V252H77V250L79 249V248H77V250L75 251V249H76V246H77V244L79 243V244H81V242L82 241H84V242H82V243H85L86 244V242H85V239L86 240H89L90 239V237H92V234H90V229L88 230L87 228H86V230L89 232H87V234H88V236L86 237V235L84 234V240H82V241H80V242H78L77 240L79 239V240H81V239H83V237H79V236H81V233L78 231L81 227H79V229L76 227V229H74L75 228V223H78V222H74L73 220H71V219H66V220H64L63 218L62 219H56V217H60L61 215H63L62 213H61V215H59V216H57L56 214H57V212L59 213V211H56V213H55ZM64 211V210H63ZM65 211H67V210H65ZM75 210H72V212H74ZM97 211H100L98 214H97ZM102 211V212H101ZM120 211V210H119ZM122 211V210H121ZM124 211V210H123ZM140 211H137V212H140ZM154 211V212H153ZM156 211H159V213H158V215L156 214L157 212ZM167 211H165L166 213H167ZM37 212V213H38ZM61 212V211H60ZM70 212L71 211H69L68 212V214L70 215ZM71 212V213H72ZM135 212H136V210H135ZM150 212H153V213H150ZM193 212V213H192ZM54 213H55V215L56 216H53L54 215ZM67 213V212H66ZM65 213V214H66ZM83 213V212H82ZM124 213V212H123ZM133 213V212H132ZM161 213H163V215H165V217H162L163 215L161 214ZM180 213V214H179ZM202 213H204V214H202ZM212 213V214H211ZM39 214V213H38ZM125 214V213H124ZM123 214V215H124ZM136 213H134L133 215H135ZM138 215H140V213H137ZM229 214V215H228ZM232 214L233 215H235V216H232ZM237 214V215H236ZM1 215V214H0ZM3 215V214H2ZM8 215H10V213L8 214ZM13 215H15V214H13ZM23 215V214H22ZM72 215H73V218H74V214L72 213ZM130 215V214H129ZM162 215V216H161ZM184 215V216H183ZM17 216H20L21 217V215H19V214H17ZM35 216V215H34ZM34 216H32V217H34ZM50 216V215H49ZM65 216V215H64ZM125 216H128V214L126 215L125 214ZM157 216H159L160 218L162 217V218H166V220L164 219H160V218H158ZM177 218H176V217ZM0 217H2V216H0ZM46 217V218H47ZM51 217V216H50ZM54 217H55V219H54ZM66 217H68L67 215L65 216V218ZM75 217H76V215H75ZM81 217V216H80ZM107 217V218H106ZM123 217V216H122ZM131 217H132V219H131V221H136L135 219L133 220V218L134 217H136V216H132L131 215ZM138 218H139V216H137ZM191 217V218H190ZM205 217L203 218V219H205ZM5 218H6V220H5ZM18 219H19V217H17ZM28 218H31V217H28ZM36 218H38V216L36 217ZM68 218H71V217H68ZM77 218V217H76ZM78 218H79V215H78ZM111 218V217H110ZM110 218H108V219H110ZM117 218H118V216H117ZM158 218V219H157ZM75 219V218H74ZM84 219H81V221H79L80 220V218H79V222H83V220ZM112 219V218H111ZM127 219V218H126ZM130 219V218H129ZM128 219V220H129ZM155 219V217L153 218V220ZM159 219H160V221H159ZM179 219V222H180V220H181V217L180 218H178ZM16 220V221H15ZM30 221H32V219H29ZM29 220H27V221H29ZM46 220V221H45ZM50 220V221H49ZM77 220V219H76ZM103 220V221H104ZM163 220V221H162ZM169 222H168V221ZM181 220V221H182ZM60 221V222H59ZM61 221H63L64 223H66V222H68L69 224H72L71 225V227L69 228V226L67 225V224H63V222L61 223ZM66 221V222H65ZM70 221H73V223H71ZM86 221V220H85ZM107 221V220H106ZM105 221V223H107ZM111 221H113V220H110V222ZM124 221H126V222H124ZM148 221V222H147ZM165 222V223H163L162 224V222ZM212 221V222H211ZM214 221V222H213ZM89 222V223H90ZM102 222V221H101ZM113 222H115V221H113ZM158 222L160 223V224H158ZM173 222H175L174 220H173ZM183 222V221H182ZM193 222V221H192ZM195 222L194 223H192L193 224V226H194V224H195ZM199 222V223H198ZM239 222V223H238ZM86 223V222H85ZM97 223H100V225L98 224L97 225ZM104 223V224H105ZM155 223V224H154ZM166 223V224H167ZM172 223V224H171ZM208 225H207V224ZM211 223H214V226H213V224H211ZM242 224L241 226H244L245 225V227H243L242 229H241V227H240V225L239 224ZM243 223H244V225H243ZM135 224V223H134ZM133 224V227H135L136 228V226L137 225H134ZM142 224H144V225H142ZM153 224H154V226L157 224V226H156V228L154 227L153 228ZM179 225V223H178V220L176 221V226H178ZM180 224H181V222H180ZM188 224V225H189ZM206 224V225H205ZM212 226H211V225ZM74 225V228L72 227ZM87 226L89 225L88 224V222H87V224H86ZM85 225V226H86ZM105 225H107V224H105ZM158 225H161V226H158ZM210 225V226H209ZM82 226V225H81ZM86 226V227H87ZM98 226H100V228H99V231L101 230V227H102V229H103V231H100V232H98V230L96 231V228L95 227H98ZM129 226H131V227H129ZM143 226H144V228L145 229H142L143 228ZM167 226H168V224H167ZM166 226V227H167ZM176 226H173V229H172V227L170 228V229H172L173 231H175V227ZM186 226V225H185ZM185 226H183L182 225V228H183V230H184V227ZM208 228H207V227ZM89 227V226H88ZM178 227H180V225L178 226ZM178 227H177V229L176 230H178ZM196 227V228H197ZM198 227V228H199ZM205 227V228H204ZM211 227H213V228H211ZM240 227V228H239ZM73 228V229H72ZM113 228V227H112ZM118 228H120V229H118ZM160 228V229H159ZM182 228L180 229L181 231H180V233L183 231L182 230ZM202 228V229H201ZM211 228V229H210ZM84 229V228H83ZM118 229V230H117ZM140 229H141V231L142 230H145V231H143V232H140ZM156 229V230H157ZM186 229V228H185ZM74 230V231H73ZM77 232H76V231ZM82 230V229H81ZM86 230H85V233H86ZM116 230L118 231L117 233H116ZM199 230V229H198ZM203 232H202V231ZM83 231V230H82ZM135 231H136V233H135ZM147 231H149V232H147ZM185 231V230H184ZM79 232V233H78ZM178 232H179V230H178ZM201 232H202V234H201ZM77 233L79 234L78 236H77ZM97 233L95 234V235H97ZM100 233V234H99ZM126 233V234H125ZM149 233L150 234H154L155 233V235L153 236V235H150L151 236V238L149 237ZM168 233V234H167ZM183 233V232H182ZM186 233V234H187ZM196 233V234H197ZM82 234H83V232H82ZM136 234H138V236H136ZM157 234V235H158ZM170 234H172L171 235V237L168 239V237H169V235ZM185 234V235H186ZM199 234H200V236H199ZM91 235V236H90ZM94 235V237L93 238H95V237H97V236H95ZM83 236V235H82ZM102 236H105L104 235V233H102ZM121 236H122V234H121ZM165 236H164V238H165ZM180 238H179V237ZM107 237V236H106ZM201 237V238H200ZM215 237V236H214ZM213 237V238H214ZM78 238V239H77ZM92 238V239H93ZM144 238V239H143ZM150 238V239H149ZM158 238H162V240H163V242H161L160 243V241H162L161 239H160V241H159V239ZM104 239V238H103ZM107 239V238H106ZM114 239V238H113ZM120 239V240H119ZM136 239V240H137ZM149 239V240H148ZM175 240V241H178L177 243H178V245L177 244H174V242H172V240ZM222 239H221V241H218L219 242V244L220 243H222L223 241H222ZM91 240V239H90ZM94 240V239H93ZM124 240H125V242H124ZM158 241V242H156L155 243V245H151L150 246V244H152V241ZM206 240H208L207 238H206ZM76 241L78 242L77 244H76ZM95 241H92V242H94L95 243ZM105 241H107V240H105ZM105 241H103V244H105L104 242ZM109 241V240H108ZM146 241V240H145ZM150 241H151V243H150ZM153 241V242H154ZM192 241H194V243L192 244ZM198 241V242H197ZM214 241H217V240H215L214 239ZM91 242V243H92ZM203 242V243H204ZM210 243V244H213V245H215L213 248L212 247H210V244L209 245H207V243ZM94 243H92V244H90V243H87V245L88 244H90V245H92V247H91V249L92 250H89L90 252H92L93 251V253H91V255L92 256H95L96 257V255H97V250H99L97 247H95V245H94ZM126 243V244H125ZM150 243V244H149ZM163 243H164V245H163ZM176 243V242H175ZM79 244H78V246L77 247H79ZM103 244H102V248H103V251L104 252H102V253H100V251L102 250V248H101V250H99V255H101V254H103V253H105L106 251H105V248H104V246H103ZM154 244V243H153ZM159 244V245H158ZM163 246H162V245ZM93 245H94V247H93ZM134 244H133V246L131 247V249L135 246ZM161 245V246H160ZM173 245H175V246H173ZM200 245V244H199ZM222 245H223V243H222ZM221 245V246H222ZM127 246H128V248H127ZM153 246V247H152ZM164 246H165V248H164ZM169 246V245H168ZM190 246V247H189ZM205 246V247H204ZM212 246V245H211ZM221 246L219 247V248H221ZM81 247V246H80ZM125 247V248H124ZM147 247H148V249H147ZM161 247H163L165 250H163V248L162 249H160ZM194 247V246H193ZM193 247H192V250L194 251V249H193ZM204 247V248H203ZM211 249H210V248ZM218 247V246H217ZM97 248V249H96ZM107 248H108V246H107ZM126 250H124V249ZM150 248V249H149ZM181 248V249H180ZM18 249H20V252L18 251ZM25 249V250H24ZM80 249H82V248H80ZM89 249V248H88ZM110 250V247H109V253H111V251H114V255L116 256H114L112 253V258H114L115 257V259L117 258V256H120V255H117L116 253H119V252H117V251H115L114 249L113 250ZM133 249H136V248H133ZM132 249V251L130 252L131 254H130V256L132 255V253H133V251H135V250H133ZM159 249V250H158ZM180 249V250H179ZM16 252H15V251ZM60 250H61V252H60ZM94 250H96V251H94ZM137 250V249H136ZM148 250H149V252H151V254L148 252ZM157 251L156 253H157V255L158 254H160V255H158V256H156L155 254V252L154 251ZM167 250H168V252H167ZM219 250V251H218ZM17 251H18V253H22L23 255H21L22 257H26V258H20V256L17 254ZM26 251H28V252H26ZM164 253H163V252ZM193 251H191V250H189V252H193ZM221 251V252H220ZM74 252H75V254H74ZM81 252V251H80ZM108 252V251H107ZM135 252V253H136ZM167 252V253H166ZM226 252V251H225ZM25 253H28L26 256H25ZM87 253L88 252H86V255H87ZM95 253H96V255H95ZM109 253L107 254V255H109ZM120 253V254H121ZM124 253V254H123ZM135 253H133V254H135ZM161 253H163V254H161ZM194 254H197L196 252H193ZM193 253H191L190 254V256L191 255H193ZM29 254H31L30 256H28ZM73 254H74V257H73ZM89 254V258L91 257L90 256V253H88ZM106 254V253H105ZM181 254V255H180ZM187 254V258H189V260H190V258L191 257H188L189 255H188V253H186ZM17 255L19 256V257H17ZM81 255H82V252H81ZM98 255V256H99ZM154 255V256H153ZM228 255V254H227ZM249 257H248V256ZM250 255H251V257H250ZM252 255L254 256V257H252ZM37 256L38 257H41V258H39V259H37ZM97 256V257H98ZM102 256V255H101ZM101 256H99L97 259H98V261L97 262H101L102 260H105V259H107V257H109V256H107V257H101ZM106 256V255H105ZM114 256V257H113ZM123 256L121 257L122 259L121 260H123V263H121V260L118 258V260L117 261H120V262H117V264H125L126 262H127V264L128 263H133V264H139V262H140V264L142 263H144V264H147L148 262L146 261V263H145V261L144 262H142V257H139V256H137V258L139 257L140 259V261H138V259L136 258V259H134V262H133V260L131 259V261H129L130 260V257H128L129 256V254H127V256H124V258L126 257H128L129 259H128V261H127V259H124L123 258ZM133 256V255H132ZM148 256H149V259H148ZM244 256H246V257H244ZM29 257V258H28ZM32 257V256H31ZM86 257V256H85ZM85 257H84V259H85ZM95 257H94V259H95ZM133 257H135V256H133ZM152 257V258H151ZM195 257H197V256H195ZM28 258V261H26V260H24V259H27ZM33 258V257H32ZM44 260H43V259ZM48 258H52V259H48ZM79 258H81V257H79ZM79 258H76V260L78 259L79 260ZM91 258H93V257H91ZM90 258V259H91ZM101 258H102V260H101ZM103 258H105V259H103ZM186 258V259H187ZM245 258V259H244ZM248 258H252L253 260H251V259H249L248 260ZM42 259V261H40ZM93 259V261L95 262H93V261H91V262H89V263H91V264H98V263H96V260H94ZM247 259V260H246ZM77 260V261H78ZM88 260V259H87ZM100 260V261H99ZM108 260V262H109V260L110 259H107ZM124 260H125V262H124ZM158 260V261H159ZM192 260V259H191ZM256 260H255V262H256ZM19 263H18V262ZM25 261V262H24ZM31 261V260H30ZM32 261H34V258H33V260ZM31 261V262H32ZM35 261V263L37 264V262ZM40 261V262H39ZM84 261V260H83ZM90 261V260H89ZM115 261V260H114ZM113 260H112V262H111V260H110V264H113V262H114ZM136 261H137V263H136ZM157 260H154V262H157L158 264H159V262H158ZM197 261V260H196ZM23 262V263H22ZM31 262H29V263H31ZM79 262H81V261H79ZM107 262V261H106ZM115 262V263H116ZM179 262H181V263H179ZM187 262V261H186ZM255 262H253V263H255ZM77 263V262H76ZM84 263V262H83ZM87 263V262H86ZM103 263H105L104 261H103ZM102 263V264H103ZM114 263V264H115ZM152 263H150V264H152ZM260 263V264H261ZM262 263V264H263ZM32 264H34V262L32 263ZM107 264V263H106ZM153 264H156V263H153ZM195 264V263H194ZM199 264V263H198ZM244 264V263H243ZM248 264V263H247ZM256 264V263H255ZM258 264H259V262H258Z\"/></svg>",
  "mask_w": 264,
  "mask_h": 264
}]
</instances>
